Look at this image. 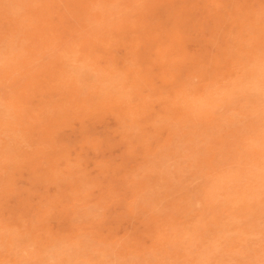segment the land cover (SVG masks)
<instances>
[{
	"label": "rangeland",
	"instance_id": "obj_1",
	"mask_svg": "<svg viewBox=\"0 0 264 264\" xmlns=\"http://www.w3.org/2000/svg\"><path fill=\"white\" fill-rule=\"evenodd\" d=\"M0 25L2 26L3 23L6 22V20H10L11 22L15 23L17 20L18 22L13 24L11 23L10 21H8V23L6 22V25L0 26V44L4 43V40L5 43L4 45L2 44L0 46V56L4 59L1 58L0 61H3V60H6V57L8 55L10 61L8 62V57H7V62L8 64H6L4 61L3 62H0V67H2L1 69L3 71L0 72V74H2V77L0 75L1 78H3L5 75V77L7 78H3V80H0V91L2 92L1 94L4 96V94H6L4 96V98L2 97L1 95V99H3L1 101L0 99V116L2 115V117H5V118H1L0 119V139L2 138L1 143L0 145L2 146L3 149H1V146H0V152L1 154H5L8 152V149L9 147L11 146L12 147V151L13 152H8L6 155H3L1 156L2 158H4V161L3 159H0V165H3L0 166V171H1V167H2V174H3V177L5 179H3L4 182L7 181V179L9 181L7 182H10L8 183L9 185L11 186H8L7 182L4 183L2 180H0V188L1 189H4V190H1V192H7V190L9 191L8 194L5 192L4 194L0 192V203L2 205H0V208L2 209L0 214L3 215V216H0V219H3L6 221H3L1 220L0 221V239H1V235H2V238L4 236V238L6 237V242H5V239H2L0 240V264H18V260H19V264H67V261L68 259H70V263L72 264H110V262L108 261V258L109 260L111 261V264H201V262L203 264H264V0H246V2H244V0H239V2H237L238 0H162V2H160L159 0H133V2H135V4L132 2V0H129L130 4L128 1L126 0H103V3H102V0H88L89 1V4L86 2V5L88 6H85L82 4L84 2H81L80 0H77L76 2H79L77 3L78 4V7L80 6V8H78L76 5V2L75 4L72 3H69V2H74V0H59V2H56L58 0H55V2H51V0H44V4L43 1L41 0L40 3H39V0H32L29 1V0H26L25 3L23 2L24 0H22V3L21 0H4V2L2 0H0ZM19 1V2H18ZM29 1V3H28ZM37 1V2H36ZM49 3H48V2ZM54 1V0H52ZM84 1V0H83ZM92 1V2H91ZM124 1H126L124 3ZM140 1V2H139ZM145 1V2H144ZM148 3H147V2ZM154 1V2H153ZM157 1V2H155ZM11 4V6H13L14 4L15 6L13 7L15 9V11L13 10L12 7H8L10 5L7 4ZM12 2V3H11ZM31 2V4H30ZM35 5H34V3ZM66 3L67 6H65L64 4ZM91 2V3H90ZM105 2V3H104ZM109 2V3H108ZM141 4V5H139ZM173 2V3H172ZM243 2V4H242ZM28 3V5L26 4ZM33 3V4H32ZM55 3V5H54ZM61 5L63 6V8L65 9V13L64 12H61L63 11L64 9L58 5ZM114 3H117L116 6L115 4L113 5ZM139 5H137V4ZM146 3V4H145ZM162 3V4H161ZM246 3V7L244 6ZM7 4V5H6ZM19 4H21V9L19 10ZM25 4V5H23ZM47 4H48V8L46 9L45 7H47ZM54 6H53V5ZM106 4V5H105ZM121 4V5H120ZM126 4H127V7H126ZM132 4V6H131ZM145 4V5H144ZM148 4L149 6H152V7H148ZM160 4V5H159ZM165 4V5H164ZM184 4V5H183ZM220 4V5H219ZM240 4V5H239ZM242 4V5H241ZM17 5H18V9H17ZM35 7H34V6ZM37 5V6H36ZM40 5V6H39ZM41 5H46L45 7H41ZM72 8H69L71 6ZM75 5L77 7V11L80 12L82 9L81 12V18L83 17V20L80 19L79 16L80 14L77 13L73 15V13L75 12L74 10V6ZM124 5V6H123ZM153 5L155 6V8L153 7ZM4 6V7H3ZM9 9L10 8V11L6 8ZM37 8L39 10L36 9V12L35 10L32 8ZM39 6V7H38ZM49 6L51 7V9L49 8ZM52 6H53V9H52ZM69 6V7H68ZM91 6V7H90ZM164 6V8H162ZM168 6V7H167ZM173 6V7H172ZM177 6V7H175ZM183 6V7H181ZM241 6V7H240ZM249 6V7H248ZM23 7V8H22ZM25 7H28L27 10H25ZM30 7V9H29ZM59 7V9L57 8ZM69 9H67V8ZM75 7V8H76ZM83 7V8H82ZM89 9H88V8ZM136 7V8H134ZM158 9H157V8ZM160 7V8H159ZM171 7V8H170ZM181 7V8H180ZM9 11L6 10V9ZM42 8L41 10V13L43 14H40V9ZM48 10L49 12L45 13V10ZM59 10V12H57L60 16H62L60 19H63V21H67L68 23L66 24L65 22V26H63L62 24V20H59L58 19H55L57 18L58 14L55 15V12L56 10ZM62 8V9H61ZM85 8H87L85 10ZM98 8V9H97ZM111 10H110V9ZM139 8V9H138ZM153 8V9H151ZM168 8V9H167ZM173 8V9H172ZM243 8V10H242ZM249 8V9H248ZM23 9V10H22ZM51 11H50V10ZM71 9H73L71 11ZM79 9V10H78ZM100 10V13L97 11V10ZM133 9V10H132ZM135 9H137L135 11ZM149 10V12L147 13V11ZM151 9V10H150ZM156 9V10H155ZM183 9V10H182ZM252 11H251V10ZM6 11V14L8 13V16H6V14L4 13ZM30 10V11H29ZM54 10V11H52ZM113 10V11H112ZM124 10V11H123ZM147 10V11H146ZM233 13H232V11ZM236 10V11H235ZM12 11V12H11ZM15 14H14V12ZM17 11V12H16ZM18 11H22L25 15L24 16H27L28 18L26 19V17H24L21 13V16H20V12L18 13ZM27 11V12H25ZM29 11V12H28ZM43 11V12H42ZM70 11L72 12V14H70ZM76 11V12H77ZM92 11V12H91ZM94 11V12H93ZM96 11L98 13H96ZM146 11V12H145ZM153 11L155 13H153ZM180 11V12H179ZM188 11V13H187ZM11 12V13H10ZM37 16H36V14ZM69 14H68V13ZM75 12V13H76ZM88 12V13H87ZM106 12V13H105ZM112 12V13H111ZM119 12V13H118ZM124 16H122L123 14ZM125 12V13H124ZM143 16V13H144V16L141 17L138 13ZM157 12V13H156ZM160 12L162 15H160ZM164 12V13H163ZM169 12V13H168ZM176 12V13H175ZM186 14H185V13ZM235 12V14H234ZM28 13V15H27ZM33 13L35 14L33 16ZM39 13V14H38ZM53 13V14H51ZM96 13V14H94ZM114 13V14H113ZM121 13V14H120ZM129 13H130V16H129ZM138 15H136V14ZM245 13V14H243ZM253 13V14H252ZM13 14V17L16 15V17H11L10 15ZM52 15V16H48V15ZM63 14V15H62ZM67 14V15H65ZM82 14H85V15H82ZM101 14V17H99ZM132 14V15H131ZM147 16H146V15ZM159 14V15H158ZM188 14V15H187ZM18 15V16H17ZM33 16V20H32V16ZM39 15V17H38ZM65 15V16H64ZM95 15V17H94ZM106 15V16H105ZM111 17H110V16ZM156 15V16H154ZM158 15V16H157ZM164 15V17H163ZM244 15V16H243ZM5 16V17H4ZM42 16V17H40ZM70 18H68V17ZM75 16V17H74ZM126 16V17H125ZM128 16V17H127ZM171 16V17H170ZM252 16V17H251ZM30 17V18H29ZM36 17V18H35ZM55 20V24H57L56 26L60 29L57 30L56 32V29L57 27L53 26V22L52 24H50L49 21H52V19ZM123 17V18H122ZM136 17H138L136 19ZM188 17V19H187ZM249 17V18H248ZM11 18V19H9ZM13 18V19H12ZM20 18V20H19ZM21 18H23V20H21ZM41 18L40 21H37ZM42 18H46V19H42ZM50 18V19H49ZM67 18V19H65ZM73 18V19H71ZM78 18V19H77ZM91 18V19H90ZM108 18V20H107ZM118 18V19H117ZM129 18V19H128ZM132 18L134 20L133 21ZM141 18H144L142 19V21L140 20ZM155 20H152L154 19ZM162 18V20H161ZM171 18V19H170ZM177 18V19H175ZM235 18H236V21H235ZM246 18V19H245ZM34 19H36L34 21ZM71 21H70V20ZM81 21H80V20ZM114 19V20H113ZM146 19V20H145ZM149 19V20H148ZM183 19V20H182ZM5 22H4V21ZM12 20H15V21H12ZM28 22L29 24V27L26 26V22ZM27 20H30V21H27ZM48 22H46V21ZM58 20V21H56ZM75 20L77 21V23L81 26V25H86V26H81V28L84 30H80L82 32H79L78 31V28H80V26H78L75 22ZM86 20V22H85ZM139 22H138V21ZM157 20V21H156ZM173 20V21H172ZM188 20V21H187ZM238 20V21H237ZM243 20V21H242ZM20 21V22H19ZM23 21V22H22ZM34 21V22H32ZM44 23V24H39V22L41 23ZM44 21V22H43ZM97 21V22H96ZM100 21V22H99ZM114 21V22H113ZM130 21V22H129ZM146 21V22H145ZM149 21V22H147ZM154 21V22H153ZM182 21V22H181ZM233 21V22H232ZM253 21V22H252ZM3 22V23H2ZM73 22V23H72ZM80 22V23H79ZM82 22V23H81ZM93 22V23H92ZM122 22V23H121ZM124 22V23H123ZM133 22V23H132ZM136 24H135V23ZM151 22V23H150ZM159 22V23H158ZM167 24H165V23ZM171 22H173V26L171 24ZM176 22H177V25H176ZM180 22V24H179ZM184 22V23H183ZM231 22V23H230ZM20 24H22L21 26L23 27V24L26 23L24 26L25 28H21L20 26H18ZM36 23V24H35ZM70 24V27L68 26V24ZM87 23V24H86ZM99 23V24H98ZM125 23H127V25L129 26L130 24L129 23H132V25H130V27L132 28H128L127 27H124L123 25H125ZM154 23V24H153ZM163 23V24H161ZM229 23V24H228ZM239 23V24H238ZM32 24V26H31ZM42 26L41 28V31L38 30L39 29V25ZM61 24V25H60ZM76 24V26L74 27V25ZM93 26H92V25ZM190 24V25H189ZM227 24V25H226ZM242 24V25H241ZM11 25L9 27V29H6L8 28V26ZM17 25V26H15ZM34 25V26H33ZM39 26L37 28V26ZM47 28H46V26ZM50 25V26H49ZM52 25V27H51ZM88 25V27H87ZM112 25V26H110ZM116 25V26H115ZM119 25V26H118ZM136 25V27L134 26ZM140 25V26H139ZM145 25V26H144ZM152 25V26H151ZM159 25V26H158ZM163 25V26H161ZM168 25V26H167ZM176 25V26H175ZM180 25V26H179ZM239 25V26H237ZM14 28H13V27ZM50 28H49V27ZM62 26V27H61ZM69 28H68V27ZM93 28H92V27ZM95 26V27H94ZM110 26V27H109ZM149 26V27H148ZM157 26V27H156ZM167 26V28H166ZM187 26V27H186ZM228 26V27H226ZM16 27L17 31L16 30ZM37 28L36 31L37 33H35L34 31H31V28ZM43 27H45L47 30L50 29V31H46V29H44ZM63 27H66V28H63ZM77 27V30H75ZM107 27V28H106ZM124 27V29H123ZM139 27V28H138ZM146 27V28H145ZM148 27V28H147ZM159 27V28H158ZM172 27H173V30H172ZM183 27V28H182ZM226 27V28H225ZM30 28V29H28ZM49 28V29H48ZM74 28V29H73ZM115 28V29H114ZM135 28V30H134ZM151 28V29H150ZM162 28V30L160 29ZM228 28V29H227ZM21 29V30H20ZM22 29H25L24 31ZM26 29L27 32H26ZM43 29V30H42ZM52 29V30H51ZM55 29V30H54ZM61 29H64L65 30V33H64V30H61ZM120 29V31H119ZM122 29V30H121ZM132 29V30H131ZM149 29V30H148ZM156 29V30H155ZM159 29V30H158ZM167 31H165V30ZM170 29V30H169ZM182 31L180 32L181 34H179V32H176L178 30ZM182 29V30H181ZM189 29V30H188ZM4 32L2 33L1 31ZM13 30V32H12ZM14 30L16 31V33L14 32ZM45 30V31H44ZM90 30V31H89ZM117 30V31H116ZM143 30V31H142ZM173 32V33H170L169 31ZM185 30V31H184ZM227 30V31H226ZM7 31V32H6ZM11 31V32H10ZM22 31V32H21ZM52 31V33H51ZM55 33H54V32ZM59 31H63L62 34H64V37L68 40H66L63 35L61 37V32ZM87 31V32H85ZM114 31V33L112 32ZM119 31V32H118ZM147 31L149 33H147ZM155 31V32H154ZM162 31V32H161ZM6 32V33H5ZM9 32V34H8ZM20 32V33H19ZM26 33V38L24 37V34ZM70 32V33H68ZM72 32V33H71ZM75 32V33H74ZM77 32V34H76ZM79 32V33H78ZM109 32V33H108ZM111 32V33H110ZM131 32V33H129ZM137 32H139L137 34ZM145 32V33H144ZM154 32V33H153ZM158 32V33H156ZM165 32H168L169 35L167 36V33H164ZM175 32V33H174ZM12 33L14 34L13 36ZM33 33V34H32ZM35 33V34H34ZM42 33V35L40 34ZM43 33H50L49 36L47 34H44ZM87 33V34H86ZM103 33V34H102ZM127 33V34H126ZM133 33V34H132ZM141 33V34H140ZM161 36H160V34ZM187 33V34H186ZM8 34V38L10 39L11 41V38L14 40L9 42L7 40V35ZM11 34V35H10ZM15 34L16 37H15ZM28 34V36H27ZM38 34V35H37ZM54 34V35H53ZM58 34V35H56ZM60 34V35H59ZM73 34V35H72ZM90 34V35H89ZM95 34V35H94ZM99 34H101L99 36ZM113 34V35H111ZM116 34V35H115ZM118 34V37L116 38ZM125 34V35H124ZM136 34V35H134ZM141 37H140V35ZM154 34H156L154 36ZM170 34H172V36H170ZM179 34V35H178ZM6 37H5V36ZM20 35L19 38L20 39V42H19V38L18 36ZM22 35V37H21ZM31 37H30V36ZM34 37V40L32 39ZM36 37H35V36ZM60 36L62 39V41L64 42H60L59 41V38L57 39L56 36ZM77 37H75V36ZM82 35V36H81ZM84 35V36H83ZM86 35V37H85ZM133 35V36H132ZM146 35V36H145ZM149 36V38L147 39V37ZM153 35V37H152ZM178 35V36H177ZM4 36V37H2ZM39 36H40V39H39ZM55 36V41L58 43L60 42V44H56L54 46V42L51 41V40H54L53 38ZM70 36V37H67ZM81 36V39L82 37H84L83 40L79 39ZM88 36V37H87ZM90 36V37H89ZM103 39L102 40V38ZM121 36V37H120ZM122 36H124L123 38H125L126 41H124V39H122ZM144 38H143V37ZM160 36V37H159ZM167 36V37H166ZM174 36V40H172L171 38ZM177 36V37H176ZM183 36V37H182ZM11 37V38H10ZM14 37V38H13ZM29 37V38H28ZM43 37V38H42ZM45 37V38H44ZM51 39H50V38ZM74 37V39H72ZM156 39H155V38ZM167 39H166V38ZM171 37V38H170ZM180 37L182 38V41L180 39ZM190 37H192L190 39ZM18 38V39H17ZM32 40H31V39ZM36 38H38L40 41L41 39H43L42 41L43 42H40L38 39L35 40ZM51 42H49V39ZM78 38V39H77ZM85 38L87 39V41L85 40ZM113 38V39H112ZM116 38V40H115ZM127 38V39H126ZM139 38V39H138ZM160 38V39H158ZM164 38V40H162ZM170 38V39H169ZM180 40H179V39ZM17 41H16V40ZM31 40L30 43L27 42L26 40ZM76 39V41H75ZM91 41H90V40ZM100 39V40H99ZM111 39V40H109ZM137 39V40H136ZM158 39V40H157ZM177 39V41H176ZM184 39V40H183ZM188 41L186 43V40ZM2 40V41H1ZM21 40H23V43L21 42ZM58 40V41H57ZM85 40V43H83ZM106 40V41H105ZM113 40V41H112ZM118 40H119V43H118ZM152 40V41H151ZM39 41V43H38ZM46 41H48L50 44H48ZM74 41V42H73ZM99 41V43H98ZM103 41V42H102ZM108 41V42H107ZM117 41V43H116ZM160 41V42H159ZM166 42V44L164 42ZM170 43V46L168 45ZM176 41V42H175ZM180 41V43H179ZM18 44H16V43ZM34 42H36L35 45L36 46H33ZM71 42H72V46H71ZM96 42V43H95ZM121 42V43H120ZM126 42V43H124ZM172 42H174L173 44L175 45V47L172 49L173 47V44H171ZM225 42V43H224ZM245 42V43H244ZM256 42V43H255ZM7 43V44H6ZM10 43V44H9ZM24 43H26V45L28 44L29 47H27L26 45H23ZM52 43V45H51ZM80 43V44H79ZM88 43V45H87ZM92 43V45H91ZM114 43V44H113ZM140 43V44H139ZM145 43V44H144ZM151 43V44H150ZM155 43V44H154ZM162 43V44H160ZM248 43V44H247ZM255 43V44H254ZM13 44V45H12ZM22 44V47L21 45ZM39 44V45H38ZM44 44L47 46L45 47ZM64 44V45H63ZM70 44V45H69ZM83 46H82V45ZM94 44V45H93ZM96 44V45H95ZM107 44V46H106ZM111 44V45H110ZM113 44V45H112ZM122 44V46H120ZM181 44V45H180ZM9 45L11 46L10 50L7 49L9 48ZM16 45V47H15ZM19 45V46H17ZM49 45L51 46V48L49 47ZM61 45V46H59ZM125 45V46H124ZM152 45V46H151ZM156 45V46H155ZM249 45V46H248ZM3 46V47H2ZM25 46V47H24ZM31 46V47H30ZM32 46H33V49H32ZM39 46V47H38ZM42 46V47H41ZM69 46V48H68ZM77 46H78V49H77ZM81 46V48H79ZM91 46V47H90ZM114 46V47H113ZM117 46V48H116ZM129 46V48H128ZM133 46V48H132ZM135 46V47H134ZM144 46V47H143ZM155 46V47H154ZM159 46H161V49H159ZM165 46V47H163ZM167 46V47H166ZM169 46V47H168ZM177 46V47H176ZM7 47V48H6ZM20 47V48H18ZM28 49H27V48ZM36 47V50L38 49V52L36 50H34ZM57 47V48H56ZM66 47V49H65ZM75 47V49H74ZM111 47V48H110ZM120 47V49H119ZM122 47V48H121ZM125 47V48H124ZM3 48V49H2ZM15 48L17 49H20V50H15ZM24 49L25 52H27V50L30 49V51L33 50V52H27L25 53L24 51H22L21 49ZM59 48V51H57ZM64 48V50H62ZM72 48V49H71ZM100 48V49H99ZM138 48H141L138 49ZM155 48V49H154ZM165 48V50H164ZM180 48V50H179ZM242 48V49H241ZM6 49V50H5ZM12 49V51H11ZM42 49H45V51H41ZM50 49V53L49 50ZM71 51H70V50ZM85 49V50H84ZM114 49V50H112ZM118 49V50H117ZM136 49V50H135ZM138 49V50H137ZM144 49V50H143ZM147 49V50H146ZM168 49V50H167ZM221 49V50H220ZM226 52H225V50ZM4 50V51H3ZM15 52H14V51ZM41 51L44 52V54H40L39 52ZM48 52H47V51ZM55 53H53L52 52ZM56 50V51H54ZM60 50L63 52H60ZM67 50V51H66ZM69 50V51H68ZM80 50V51H79ZM83 50V51H82ZM88 50V51H87ZM109 50V51H108ZM131 52L129 54V52ZM132 50V51H131ZM155 50V51H154ZM158 50V51H157ZM163 50V52H162ZM173 53H172V51ZM180 53H178L179 51ZM184 50V51H183ZM234 50V51H233ZM21 51V52H19ZM65 51V53H64ZM140 51V52H139ZM165 51V52H164ZM182 51V52H181ZM11 52V53H10ZM14 52V55L17 54L19 52L18 55H21L18 57V55H15V56H12L10 57L11 55H13ZM23 52L25 54H29L28 55H25L23 54ZM66 52L70 53L68 55H65V56H68V59H70V61L74 64L72 65L71 62H69V60H67V57L64 56V54H66ZM110 52V53H109ZM147 52V53H146ZM161 52V53H160ZM171 52V53H170ZM234 52V53H233ZM46 53H48L46 55ZM61 53V54H60ZM105 53V54H104ZM108 53V54H107ZM127 53V54H126ZM149 53V55H148ZM152 53H153V57L152 56ZM159 53V54H158ZM178 55H177V54ZM195 53V54H194ZM221 53V55L219 54ZM232 53V54H231ZM7 54V55H5ZM11 54V55H10ZM31 54L33 57H31ZM40 55L38 56L39 59L40 58H43L46 59L49 57V61L48 60H43L45 66L43 65L42 66V61L41 59L40 60H37L36 58L37 55ZM54 54V55H53ZM60 54V56H59ZM77 54V55H76ZM83 57H82V55ZM132 54V55H131ZM151 54V55H150ZM154 54L157 56H154ZM162 54H163V57H162ZM168 54V57L166 56ZM194 54V55H193ZM201 54V55H200ZM206 54V55H205ZM225 54V55H223ZM236 54V55H235ZM5 55V56H4ZM23 55V56H22ZM36 55V56H35ZM43 57H42V56ZM58 55V56H56ZM63 57H62V56ZM92 55V56H91ZM128 55V56H127ZM161 55V56H160ZM170 55V56H169ZM185 55V57H184ZM209 55V56H208ZM229 55V56H228ZM17 56L16 60L14 59L15 57ZM54 56V58H53ZM57 59H55L56 57ZM70 56V57H69ZM72 56V58H71ZM81 56V58L79 57ZM96 56L97 59H96ZM102 56V57H101ZM112 56V58H111ZM115 56V57H114ZM121 56V57H120ZM132 56V57H131ZM146 56H149L146 58ZM176 56V57H175ZM181 56V57H180ZM193 56V57H192ZM198 56V57H197ZM201 56V58H199ZM205 56V57H204ZM218 56H220V58H218ZM24 57V58H22ZM31 57V59L29 58ZM61 57V58H60ZM75 57H79L78 59L75 58ZM120 57V58H119ZM135 57V58H134ZM154 57H156L157 59H154ZM162 57V58H161ZM19 58L20 61V64L21 67H17L19 66L16 62H17V59ZM25 58H28L27 61H29V66H27L28 64L26 63V59ZM51 58L53 59L52 61L56 64V65H59V66H54L53 62H52V66L51 65ZM66 58V59H64ZM87 58V59H86ZM146 58V59H145ZM152 58V59H151ZM163 59V62L160 60ZM182 58V60L180 59ZM194 58V59H193ZM203 58V59H202ZM209 58V59H207ZM213 58V59H212ZM36 59V60H34ZM59 60V62H55L54 61ZM101 59V60H100ZM122 61V65H121V61ZM165 59V60H164ZM184 59V60H183ZM192 59V60H190ZM201 59V61H200ZM219 59V62L218 60ZM16 62H15V61ZM18 60V61H19ZM33 62H31V61ZM61 60V61H60ZM76 60V61H75ZM81 60V61H80ZM103 60V61H102ZM117 60V61H115ZM139 60V61H138ZM150 60V61H149ZM223 60V61H222ZM231 62H229V61ZM236 60V61H235ZM13 61L17 64H12V65H9V63H13ZM25 62V64H22L23 62ZM36 61V63H35ZM64 61V62H62ZM66 61V62H65ZM83 61V63H82ZM86 61V62H85ZM102 61V62H101ZM114 61V62H113ZM131 61V62H130ZM142 61V62H141ZM149 63L148 65H145L147 64L146 63ZM160 63L158 65V63ZM160 61V62H159ZM165 61V65L164 64H161V63H164ZM190 61V63H189ZM198 61V63H197ZM203 61V62H202ZM31 62V64H30ZM41 62V63H39ZM47 62L50 63L47 65ZM69 62V63H68ZM77 62V63H76ZM98 65H97V63ZM130 62V64H129ZM140 62V63H139ZM193 62V63H191ZM213 62V63H211ZM6 67H5V65ZM19 63V62H18ZM33 63L37 64L38 66L34 65ZM108 65H107V64ZM167 63V64H166ZM170 63V64H169ZM183 63V64H182ZM185 63V64H184ZM188 63V65H187ZM207 63V64H206ZM219 63V64H218ZM229 63V64H228ZM3 64V66H2ZM71 64V65H70ZM82 64H84L85 66H83ZM110 64V65H109ZM120 64V65H119ZM124 64V65H123ZM138 66H137V65ZM141 64V65H140ZM143 64V66H142ZM175 64V65H174ZM212 64V66H211ZM9 65V66H7ZM17 67V70L19 71V73H17V71H15L16 67ZM22 65L23 68H22ZM30 65L32 66V69H33V75L36 73H39V74H35V78L33 75H30V73L32 72V69L30 67ZM34 65V66H33ZM42 67H41V66ZM63 65H66L63 66ZM95 65V66H94ZM119 65V66H117ZM136 67H135V66ZM151 65V66H150ZM152 65H154L152 67ZM162 65V66H161ZM215 65V66H214ZM248 65V66H247ZM40 66V68H39ZM47 66L49 68H47ZM77 68H76V67ZM93 66V67H92ZM98 66V69L96 68ZM122 66V68H121ZM134 66V67H133ZM143 68H142V67ZM148 66V67H147ZM159 66V67H158ZM230 66V67H228ZM3 67H5L3 69ZM12 67V69L10 68ZM27 67V68H26ZM30 67V69H29ZM39 68V70L42 68H44V72L43 70L41 69V71L37 70L35 71L34 68ZM55 67V68H53ZM59 67V68H58ZM62 67V68H61ZM67 69H65V68ZM69 67H71L70 69H68ZM80 67V68H79ZM84 67L89 70L90 74L88 73V71L85 69L84 70ZM92 67V71L90 70V68ZM111 67V68H110ZM113 67V68H112ZM116 67V68H114ZM137 67L139 69H137ZM146 67V69H144ZM202 67V68H201ZM218 67V68H217ZM227 67V68H226ZM9 68V70L7 69ZM19 68H22L19 70ZM46 68V69H45ZM50 68H52L51 70H49ZM64 70V72L61 71ZM82 68V70H81ZM102 68V69H101ZM121 68V69H120ZM134 68V69H132ZM157 68V70L155 71V69ZM183 68V69H182ZM187 68V69H186ZM193 68V69H192ZM207 68V69H206ZM220 68V70H219ZM15 69V70H14ZM28 69V71L26 70ZM54 69V70H53ZM60 69V70H59ZM75 69V70H74ZM80 69V70H79ZM112 69V70H111ZM118 69V70H117ZM124 69V71H123ZM141 69V71H140ZM150 69V70H149ZM153 69V70H152ZM161 69V70H160ZM164 69V70H163ZM179 69V70H178ZM14 70V72H16L17 74L19 75H15V73L12 71ZM22 70V71H21ZM47 70L46 72V78L48 79H45V71ZM49 70V72H48ZM56 70V71H55ZM58 70V71H57ZM70 70H71V74L70 73ZM94 70V72H93ZM115 70V71H114ZM118 72H117V71ZM138 70V71H137ZM149 70V72H148ZM167 70V72H166ZM169 70V71H168ZM174 70V71H173ZM182 70V71H181ZM194 70V71H193ZM200 70V71H199ZM210 70V71H209ZM224 70V71H223ZM248 70V71H247ZM9 71L11 73H9ZM26 72V78L23 76L24 73ZM30 71V72H29ZM35 71V72H34ZM52 73H51V72ZM74 71V72H73ZM82 71L84 72L85 71V75L82 73ZM87 71V72H86ZM97 71L99 73H97ZM103 71V72H102ZM106 71V72H105ZM110 71H112L113 73H111ZM133 71V72H132ZM207 71V73H206ZM214 71V72H213ZM234 71V72H233ZM14 73V77L12 78V76H10V74L13 75ZM24 72V73H23ZM28 72V73H27ZM41 72V73H40ZM101 72V73H100ZM131 72V73H130ZM136 72V73H135ZM154 72H158V73H154ZM162 72V73H161ZM178 72L179 75L177 74ZM182 72V73H181ZM227 72V73H226ZM22 73V74H21ZM55 73V74H54ZM60 73V75H59ZM64 74V76L61 75ZM69 73V74H67ZM77 73V74H76ZM81 73V74H80ZM88 73V74H87ZM93 73V75H92ZM111 73V74H110ZM147 73V74H146ZM154 73V74H153ZM161 73V74H160ZM166 73V75H165ZM170 73V74H169ZM198 73V74H197ZM209 73V74H208ZM214 73V74H213ZM49 74V76H48ZM53 74V75H51ZM56 74L58 75V78L56 76ZM117 74V75H115ZM138 74V75H137ZM140 74V76H139ZM143 74V75H142ZM151 74V76H150ZM186 74V75H185ZM202 76H200V75ZM208 74V75H207ZM211 74V75H210ZM213 74V76H212ZM227 74V75H226ZM29 75V76H28ZM42 75V76H40ZM44 75V76H43ZM55 75V76H54ZM80 75V76H78ZM83 77H82V76ZM88 75V76H87ZM96 75V76H94ZM125 78H124V76ZM137 75V76H136ZM148 75V76H147ZM164 75V77H163ZM183 75V76H182ZM198 75V76H197ZM215 75V76H214ZM226 76L225 78L223 77ZM251 75V76H250ZM18 76V77H17ZM28 76V77H27ZM37 76V77H36ZM40 76V78H38ZM51 76H54L55 78L51 77ZM67 76V77H66ZM72 76H75L73 77L74 80L75 78H77V82L80 83L79 85H76L78 84L76 81L72 80L71 81V78ZM87 76V78H86ZM94 76V77H93ZM103 76V77H102ZM114 76V78H113ZM147 76V77H146ZM153 76V78H152ZM160 76V77H159ZM168 76V77H167ZM179 76V77H177ZM195 78H193V77ZM205 76V77H204ZM248 78H247V77ZM21 80H20V78ZM26 82H24V79ZM30 77V78H29ZM44 77V79L42 78ZM65 77V78H64ZM85 77V78H84ZM89 77V79H88ZM93 77V78H92ZM99 77V78H98ZM105 77V78H104ZM110 77V78H109ZM138 77V79H137ZM151 77V78H150ZM164 79H162V78ZM202 77V78H201ZM208 77V78H207ZM228 77V78H227ZM246 77V78H245ZM0 78V79H1ZM10 78V81L12 79V82H10L8 79ZM16 78V79H15ZM19 78L20 80V83L19 85L15 88L16 84V80ZM33 78L36 80H33ZM44 81H41L42 79ZM80 78H81V81H80ZM119 78V79H118ZM134 78V79H133ZM147 78H150L147 79ZM181 78V79H180ZM188 78V79H187ZM204 78V79H203ZM5 79V80H4ZM15 79V81H14ZM23 79V80H22ZM31 79V81H30ZM41 79V80H40ZM50 80H54L53 83H51L52 81H49ZM64 81H63V80ZM84 79V80H83ZM91 79V80H90ZM94 79V80H93ZM98 79V80H96ZM103 79V80H102ZM105 79V80H104ZM121 79V80H120ZM124 79L128 80V81H125ZM141 79V80H140ZM33 80V81H32ZM67 80V82H66ZM88 80V82H86ZM167 80V81H166ZM170 80L173 82L174 80L176 82L172 83L170 82ZM203 80V81H202ZM223 80V81H222ZM6 82V84H4ZM9 81V83H8ZM13 81L16 83H13ZM21 81H23V84L21 83ZM29 81V82H28ZM41 81V83H40ZM48 81V82H47ZM61 81V82H60ZM70 81V85H69V82ZM90 81V82H89ZM104 81V82H103ZM109 81V82H108ZM125 81V82H124ZM134 81V82H133ZM142 81V82H141ZM161 81L163 83H161ZM180 81V82H179ZM254 81V82H253ZM3 82V83H2ZM32 82V83H31ZM37 82L40 83L39 85H37L36 87V84L35 83ZM56 82V83H55ZM59 83V85L57 86V84ZM71 82H75V86L73 83ZM85 82V83H84ZM111 82V83H110ZM113 82V84H112ZM129 84L127 85L126 84ZM130 82V83H129ZM140 82V83H139ZM147 84H146V83ZM169 82V84H168ZM182 82V83H181ZM209 82V83H208ZM235 82V83H234ZM241 82V83H240ZM13 83V84H12ZM35 85H34V84ZM48 83H51L53 84V86L49 85ZM66 85H65V84ZM84 83V84H83ZM90 83V84H89ZM106 83V84H105ZM118 87H117V85ZM152 83V85H151ZM154 83V84H153ZM171 83V84H170ZM178 83V84H177ZM180 83V84H179ZM200 83V84H199ZM221 83V84H220ZM232 83V84H231ZM3 84V86L1 85ZM10 84V86H9ZM12 84V85H11ZM15 84V85H14ZM21 84V85H20ZM56 84V85H55ZM62 84V85H61ZM64 84V87L62 88ZM86 84H87V87H86ZM94 84V85H93ZM98 84V85H97ZM104 84V85H103ZM124 84V86H123ZM145 84V86H144ZM162 84V85H161ZM168 84V85H167ZM183 84V85H182ZM208 84V85H207ZM211 84V85H210ZM7 85V86H6ZM23 85V86H22ZM28 85V86H27ZM34 87H33V86ZM46 85L47 87L50 86L51 89L49 90L50 87L46 88ZM55 85V86H54ZM69 85V86H68ZM80 85H82L80 87ZM100 85V86H99ZM139 85V86H137ZM154 87L151 88L150 87ZM155 85V86H154ZM164 85V86H163ZM234 85V87H233ZM259 85V86H258ZM13 86V87H11ZM25 86V87H24ZM27 86V87H26ZM40 86V87H39ZM45 86V87H44ZM61 86V87H60ZM78 86V87H76ZM97 86V87H96ZM135 86V87H134ZM161 88H160V87ZM167 86V87H166ZM171 88H170V87ZM180 86V87H179ZM253 86V87H252ZM33 88V91L37 88L36 93H34L32 91L31 88ZM36 87V88H35ZM39 87V88H38ZM54 87V89H53ZM67 87V88H65ZM72 90H76V92L72 91ZM76 87V88H75ZM81 89H80V88ZM91 87V89L89 90V88ZM108 90H106V88ZM111 87V89H109ZM117 87V88H115ZM121 87V89H120ZM125 87V89H124ZM134 87V88H132ZM139 87V88H138ZM140 87H143V88H140ZM147 87V88H146ZM175 87V88H174ZM179 87V89H178ZM184 87H186L184 89ZM6 88V89H4ZM25 89L28 93L23 92V90ZM27 88V89H26ZM43 88L46 89V92H45V89L43 90ZM58 88V89H57ZM68 88H69V91H68ZM74 88V89H73ZM96 88V89H95ZM112 88L113 91H112ZM130 88H131V92H130ZM137 88V90H136ZM156 88V89H155ZM160 88V89H159ZM169 88V89H168ZM183 88V89H181ZM194 88H196L194 90ZM206 88V89H205ZM223 88V89H222ZM254 88V89H253ZM4 89V90H3ZM13 89V90H12ZM57 89V90H56ZM62 89V90H60ZM67 89V90H66ZM80 89V90H79ZM119 89V90H118ZM138 89H140V92H138ZM162 89V90H161ZM171 89H173V91H171ZM174 89H176V91H178V93H175ZM178 89V90H177ZM201 89V90H200ZM230 89V90H229ZM248 89V90H247ZM10 91V92H7V91ZM15 90V91H14ZM29 90V91H28ZM30 90L31 92L34 94V99H33V96L30 94ZM66 90V91H65ZM100 92V94H102L105 90V92H107L108 96L110 95V92L111 94L113 93L115 95V97L113 95H111V97L113 96L115 98H111V97H108L107 94H105V92L103 93V96H101L100 94L98 95V92ZM100 90V91H99ZM117 90V91H116ZM147 90H150L147 92ZM155 90V91H154ZM156 90H159V91H156ZM180 90H181V93H180ZM184 90V91H183ZM194 90V92H193ZM217 90V91H215ZM223 90V91H222ZM238 90V91H237ZM6 93H5V92ZM19 91V93H18ZM41 91H44L43 92V97L42 98H45L46 96V99H42V98H38L39 96L41 97ZM57 91V92H56ZM58 91H61V92H58ZM67 94V97L71 94H73V97H68L69 100H71L72 102H74V100H77V102H79L80 100H82V95H83V99L80 103H69L67 105V102H69L68 98H64V96L66 95L65 92ZM68 91V93H67ZM72 91V92H71ZM79 91V92H78ZM82 91V92H81ZM91 91H96V92H91ZM134 91V92H133ZM146 91V92H144ZM167 91V92H166ZM170 91V92H168ZM215 91V92H214ZM17 96V98L13 95V94H10L12 93ZM20 92H22V95L20 94ZM54 92V93H53ZM56 92V93H55ZM63 92V94H61ZM87 92V93H86ZM89 92L93 93L91 95H87V94H90ZM119 96H118V94ZM144 92V93H143ZM152 92H153V95L154 96H150L152 95ZM156 92V94H155ZM186 92V93H185ZM189 92V93H188ZM191 92V93H190ZM205 92V93H204ZM226 92V93H225ZM261 92V93H260ZM38 93V94H37ZM49 93V94H48ZM51 93V94H50ZM53 93V94H52ZM57 93H58V97L57 99L59 101H56V96H57ZM70 93V94H69ZM96 93V94H95ZM116 93V94H115ZM138 93V94H137ZM147 93V94H146ZM151 93V94H150ZM158 93V94H157ZM175 94V96L173 94ZM185 93V94H184ZM198 93V94H197ZM231 93V94H230ZM239 93V94H238ZM241 93V95H240ZM20 94V95H19ZM29 94V98L27 97ZM69 94V95H68ZM79 95L80 97H78L77 95ZM123 94V95H122ZM146 94V95H145ZM168 94H170L168 96ZM178 94V95H176ZM188 94V95H187ZM217 94V95H216ZM10 95V97L8 96ZM21 96V98L19 96ZM28 98V100H32L30 101L29 100V105L28 103V107H23V104L25 100H27V98H25V96ZM32 97H31V96ZM36 95V96H35ZM37 95H39L37 97ZM49 95V97H47ZM53 95V96H52ZM56 95V96H55ZM62 95V96H61ZM87 95V96H86ZM92 95H94V97H92ZM106 95V97L104 96ZM117 95V96H116ZM160 95L162 97H160ZM172 95V97H171ZM197 95V97H196ZM210 95V96H209ZM13 96V97H12ZM50 96H51V99H50ZM72 96V95H71ZM76 96V97H75ZM85 96V97H84ZM89 96V97H88ZM100 96V97H99ZM137 96V97H136ZM142 98L140 99L139 98ZM164 96H166L167 98H165ZM180 96V97H179ZM184 96V97H183ZM186 96V98H185ZM203 96V97H202ZM224 96V97H223ZM226 96V97H225ZM228 96V97H227ZM245 96V97H244ZM6 97V98H5ZM9 97V98H8ZM12 97V98H11ZM31 97V98H30ZM87 97H88V100H87ZM97 97V98H95ZM102 97H105V98H102ZM148 97V98H147ZM150 97H151V100H150ZM175 97V98H174ZM243 97V98H241ZM14 98V99H13ZM21 99V102L19 101ZM55 98V99H54ZM72 98V99H71ZM78 98V99H77ZM91 100L94 98V100H96V103H94L95 101L92 100V102L94 103H91V101L89 102V100ZM107 98V99H106ZM122 98V99H121ZM128 98V99H126ZM145 98V100H144ZM157 98V99H156ZM169 98V99H168ZM171 98V99H170ZM180 98V99H179ZM202 98V99H201ZM230 98V99H229ZM250 98V99H249ZM5 99L7 102H9L8 104H5ZM13 100V103L12 101ZM19 99V100H17ZM23 99H25L24 101H22ZM36 99V100H35ZM64 99V100H63ZM80 99V100H79ZM104 99L106 100H110L109 101H106L108 102L106 104V102L103 104L102 101ZM115 101L114 103H116V105H110L109 103H111V101L113 102V100ZM117 99V100H116ZM120 102H119V100ZM125 101H124V100ZM134 99V100H133ZM147 99L148 102H147ZM164 99H166L164 101ZM189 99V100H188ZM223 99V100H222ZM232 99V101H231ZM235 99V101H234ZM15 100V101H14ZM40 100H43V102H45V104H43L42 101ZM61 100V101H60ZM63 100V101H62ZM131 100V101H129ZM142 100H144L142 102ZM158 100V101H157ZM162 100V101H161ZM179 100V101H178ZM192 102H191V101ZM205 100V101H204ZM217 100V101H216ZM226 100V101H225ZM4 101V102H3ZM36 101L35 103L38 104H42V105H36L35 103H32ZM54 103V105L52 104V102ZM56 101V102H54ZM66 101V103L64 102ZM84 101V102H83ZM86 101V102H85ZM101 101V102H100ZM124 101V102H123ZM129 101V102H128ZM152 101V102H151ZM169 104H168V102ZM2 102V103H1ZM6 102V103H7ZM11 102V104H10ZM17 107L16 106H13L16 105L15 103H17ZM25 102H28V101H25ZM58 102V104H57ZM63 102V103H62ZM104 102V101H103ZM137 102V103H136ZM162 102V103H161ZM175 102V103H174ZM225 102V103H224ZM228 102V103H227ZM230 102V103H229ZM237 102V103H236ZM60 103V104H59ZM81 103H83L81 105ZM88 103V104H87ZM102 103V104H101ZM122 103V105H120ZM124 103V104H123ZM127 103V104H126ZM130 103V104H129ZM139 103V104H138ZM154 103V104H153ZM161 103V104H160ZM165 103V104H163ZM212 103V104H211ZM222 103H224V105H222ZM26 104V103H25ZM63 105H67L64 108H61V106ZM75 104L77 106H80L79 108L77 107V110L76 108L74 107ZM80 104V105H79ZM85 104V106H83ZM95 104H99L97 107H102L103 108V105H104V108L100 109V108H97V110H93V112H89L92 111V109H94L96 107ZM118 104L120 106H118ZM138 104V105H137ZM174 104H176L174 106ZM179 104V105H178ZM182 104V106H181ZM184 104V105H183ZM188 104V105H187ZM221 104V105H220ZM238 104V105H237ZM10 105V106H8ZM25 109L27 108L24 112L22 111V116L16 112H21L20 110V107ZM53 106V109L57 110L56 108H59L61 110V112L64 113V115L62 114H59L58 111H60L58 109V111H55L53 112V109L51 106ZM59 105V106H58ZM61 105V106H60ZM73 105V106H72ZM102 105V106H101ZM107 105H110V106H107ZM123 105H127L123 111V108L124 106ZM7 106V108H6ZM12 106V108H11ZM34 106V108H33ZM36 106V107H35ZM83 106V107H82ZM86 106H88V110L87 111V115L88 113L91 114L90 116L88 115V117H91L88 119L87 115H86V111L84 108H86ZM94 108H92V107ZM111 107V108H119V109H116L117 111L121 110L123 112L122 113V116L120 115L121 113L120 112H117L115 113L116 115H114L113 113L116 112V110L112 111V109H109L107 107ZM137 106V107H136ZM147 106V107H146ZM151 106L153 108H151ZM156 106V107H155ZM171 106V107H170ZM184 106V107H183ZM193 106V107H192ZM196 106V107H195ZM220 106V108H219ZM29 107H32V108H29ZM42 108L43 110L46 109V111L48 110H51L49 112V114H53V116L51 115V119L50 117H46V116H50L48 114V111L46 112L45 110V114H43V112L41 113V109L39 108ZM51 107V109L49 108ZM55 107V108H54ZM63 107V106H62ZM69 107H71V110L69 109ZM75 110H73V108ZM123 107V108H122ZM133 107V109L131 110V108ZM136 107V108H135ZM143 107V108H142ZM165 107V108H164ZM174 107V108H173ZM177 107V108H176ZM182 107V108H181ZM191 107V108H190ZM218 107V108H217ZM232 107V108H231ZM248 107V108H247ZM3 108V109H2ZM12 110L13 108L15 109V111H10V109ZM17 108H19L17 110ZM29 108V109H28ZM48 108V109H47ZM80 108L81 111H80ZM92 108V109H90ZM108 109V112H112L111 115H109V113L107 112V109ZM127 108H129V110H126ZM139 108V109H138ZM142 108V109H141ZM146 108V110H145ZM149 108V109H148ZM180 110H179V109ZM210 108V109H209ZM216 108V111L214 110ZM241 108V109H240ZM261 108V109H260ZM9 109V111H8ZM22 109V110H23ZM31 109L33 111V114L34 112L37 114L35 115H32V114H28V110L29 112H31ZM38 109V110H37ZM66 109H69V112L68 114L71 113V115H68L66 114L67 113V110ZM79 109V110H78ZM98 109L102 110V113L105 112L104 109H106V113L104 114L107 115V117L103 116V114L101 115V113H98L100 111H98ZM154 109V110H153ZM164 109V110H163ZM174 109V110H173ZM219 109V110H218ZM239 109V110H238ZM5 110V111H3ZM7 110V111H6ZM42 110V111H43ZM73 110V112H72ZM83 110L85 112H83ZM126 110V111H125ZM135 110V111H133ZM139 110V111H138ZM148 110H151V111H148ZM182 110H183V113H182ZM207 110V111H206ZM27 111V112H26ZM40 111V113H39ZM66 111V113L64 112ZM71 111V112H70ZM78 113H77V112ZM96 111V112H95ZM129 111V112H128ZM144 111V112H143ZM158 111V112H157ZM170 114H169V112ZM188 111V112H187ZM202 111V112H200ZM205 111V112H204ZM209 111V112H208ZM211 111V112H210ZM223 111V112H222ZM231 111V112H230ZM235 111V112H234ZM239 111V112H238ZM8 112H11V113H8ZM15 112V113H13ZM25 112L27 114H25ZM60 115V117L58 116V114ZM130 114L131 117L127 114ZM136 112V113H135ZM139 112V113H138ZM185 112V113H184ZM204 112V113H203ZM207 112V113H206ZM218 112V113H217ZM237 112V113H236ZM249 112V113H248ZM251 112V113H250ZM7 113V115L5 114ZM13 113V114H12ZM24 113V115H23ZM32 113V112H31ZM85 113V118L84 116H81V114L83 115ZM96 113V114H95ZM136 116L134 118V115ZM141 113V114H140ZM155 113V115H154ZM159 113V114H158ZM167 113V114H166ZM216 113V114H215ZM16 114L18 117L15 116H12ZM41 117H39L38 116ZM42 114V115H41ZM65 114H66V117L68 115L69 117V121L67 120V118H64V123L60 121V119H63V117H65ZM74 114V116H73ZM76 114V115H75ZM80 114L81 117H83L85 119V123H83V118H81L80 116H78ZM100 116H99V115ZM124 114V116H123ZM145 114V115H144ZM178 114V115H177ZM180 114V115H179ZM186 114V115H185ZM190 114V115H189ZM238 114V115H237ZM5 115V116H3ZM11 115V116H10ZM20 115V117H19ZM31 115V116H30ZM45 115V116H44ZM57 115V116H56ZM97 118H96V116ZM109 115V116H108ZM118 115V116H117ZM133 115V116H132ZM139 115H140V119L139 118ZM142 115V116H141ZM184 115V116H183ZM203 117H202V116ZM7 116V117H6ZM31 117V118H27V117ZM34 116H36L35 118H40L41 121L38 119L36 120L35 118H33ZM44 116V117H43ZM75 116H78V117H75ZM95 116V117H94ZM103 116V118H102ZM150 118H149V117ZM187 116V117H186ZM214 116V117H213ZM253 116V117H252ZM255 116V117H254ZM10 117V119H9ZM15 117V118H13ZM24 119V122H23V119ZM55 117V118H54ZM59 117V118H58ZM73 119H71V118ZM87 117V118H86ZM92 117L95 118L92 120ZM100 117V118H98ZM119 117V118H118ZM144 117V118H143ZM152 117V118H151ZM174 117V118H173ZM191 117V118H189ZM217 117V118H216ZM239 117V118H238ZM13 118V120H12ZM19 118L20 121L24 124L21 123V126L23 128H21L20 126V121L17 119ZM33 118V119H32ZM47 118V119H45ZM54 118V119H53ZM77 118H80L78 120H76ZM117 118V119H116ZM149 118V119H148ZM154 118V120H153ZM178 118V119H177ZM196 118V119H195ZM203 118V119H202ZM210 118V119H209ZM213 118V119H212ZM236 118V119H235ZM248 118V119H247ZM9 119V120H8ZM16 119V120H14ZM27 119V120H26ZM30 119V122L29 120ZM31 119L35 121L36 126H34L35 124H29L30 125V128H29V125L27 126V124H25V121H27L26 123H32L34 121L31 122ZM49 119V120H48ZM98 119V120H97ZM132 119H133V122H132ZM143 119V120H142ZM152 119V120H151ZM6 120V121H5ZM11 120V121H10ZM42 120H46L45 121V126L43 125L44 121ZM74 120H76L74 122ZM101 120V121H100ZM137 122H135V121ZM138 120H141L143 121V123L141 121H138ZM214 120V121H213ZM221 122H220V121ZM224 120V122H223ZM3 121V122H2ZM19 121V122H18ZM59 121V122H57ZM68 121V124H66ZM71 121H73L72 123H70ZM118 121V122H117ZM155 121V122H153ZM237 121V123H236ZM249 121V122H248ZM2 122V124H1ZM4 122H9L7 125L4 124ZM12 122L16 123L17 122V125L19 124V126H16V124H12ZM51 123V124H48V123ZM61 122V124L63 126H61L59 123ZM151 122V123H150ZM226 122V123H225ZM40 123V124H39ZM58 123V124H56ZM134 125H133V124ZM140 123V124H139ZM164 123V124H163ZM214 123V124H213ZM5 126H4V125ZM52 124H54V126H52ZM56 124V125H55ZM85 126H84V125ZM128 124V125H127ZM152 124V125H151ZM188 124V125H187ZM249 124V125H248ZM12 125H15L16 129L14 128V126ZM59 125H60V128H59ZM145 125H146V128H145ZM151 127H150V126ZM166 125V126H165ZM231 125V126H230ZM252 125V126H251ZM4 126V128H3ZM7 126V130H6V127ZM10 126V127H9ZM13 127V131H12V127ZM34 126V127H33ZM84 126V127H83ZM140 126V128H139ZM198 126V127H197ZM200 126V127H199ZM238 126V127H237ZM257 126V128H256ZM260 126V127H259ZM10 130H9V128ZM19 129H18V128ZM28 127V128H27ZM42 127V128H41ZM49 127V128H48ZM56 127V129H55ZM196 127V128H195ZM209 127V128H208ZM232 127V128H231ZM35 128V129H34ZM48 128V129H47ZM51 128L53 130V133L56 131L58 132V134L56 133H50L51 131ZM82 128V130H81ZM85 128V129H84ZM89 128V129H88ZM124 128V129H123ZM149 128L151 129L149 130ZM156 128H158L156 130ZM5 129V130H3ZM15 129V130H14ZM24 129V130H23ZM31 131H29V130ZM44 129V132L42 134L40 130H43ZM77 129V130H76ZM155 129V130H153ZM162 129V130H161ZM198 129V130H197ZM17 130V131H16ZM19 130L21 131V133H18ZM27 133L29 134V137L28 135L25 133L26 131ZM37 131L34 134V131ZM39 130V131H38ZM48 130V133L47 131ZM60 130V131H59ZM64 130V131H63ZM140 130V131H139ZM5 131V132H4ZM7 131V132H6ZM8 131L10 134H8ZM25 131V132H24ZM30 133H29V132ZM85 131V132H84ZM89 131V132H88ZM91 131V132H90ZM136 131V133H134ZM139 131V132H137ZM158 131V133H157ZM233 131V132H232ZM11 132L14 134V137H13V134L11 135ZM21 135V137H24L22 138L23 139V144H22V141L20 139V135L18 137V135ZM33 132V133H32ZM39 132V133H38ZM223 132V133H222ZM255 132V133H254ZM4 133V136H8L7 139L6 137H4L3 139V134ZM7 135H6V134ZM24 133V134H23ZM85 135H84V134ZM91 133V134H90ZM95 134V136H93V134ZM130 133V134H129ZM142 133V135H141ZM160 133V134H159ZM221 133V134H220ZM30 134H34L36 135V137L33 136H30ZM43 135V137L41 138H44L41 139L39 138L38 136L39 135ZM52 134V136H51ZM89 134V135H88ZM125 134H129L126 135ZM132 134V135H131ZM135 134V135H134ZM140 134V135H139ZM198 134V136H197ZM10 135V137H9ZM16 135V136H15ZM26 137H25V136ZM49 135V138H46L45 137L47 136L48 137ZM57 136L54 138V136ZM60 135V137H59ZM137 135V136H136ZM143 135H144V138H143ZM147 135V136H146ZM216 135V136H215ZM226 135V136H225ZM238 135V137L236 136ZM2 136V137H1ZM45 136V137H44ZM74 136V137H73ZM84 136V137H83ZM166 136V137H164ZM169 136V137H168ZM204 136V137H203ZM246 136V137H245ZM255 136V137H254ZM12 137V138H11ZM18 137V138H17ZM30 137H34L32 138L31 141H34L36 142V144L38 143L39 146H34L33 149H31L30 145H34L35 143L34 142H31L32 144H30L29 140ZM89 137H93L92 139H90ZM100 137V139H99ZM129 137V138H128ZM186 137V138H185ZM191 137V138H190ZM202 137V138H201ZM207 137V138H205ZM244 137V138H243ZM17 138V139H15ZM26 138V139H25ZM59 138V140H58ZM60 138H62V141ZM134 138V139H133ZM136 138V139H135ZM141 140H140V139ZM167 138V139H166ZM6 139V140H5ZM10 139H13L12 141ZM16 141H15V140ZM28 140L27 143L24 141ZM38 139H41L43 141L40 140V142L38 141ZM48 139V140H47ZM84 139L86 141L83 142ZM90 139V140H89ZM98 139V140H97ZM102 139V140H101ZM152 139V140H151ZM214 139V140H213ZM246 139V140H245ZM251 139V140H250ZM4 140L6 142H4ZM9 140V141H7ZM18 140L20 141V143L23 145V147L28 149L27 151L30 152H27L23 149V152L24 154H28L31 155V157H27L26 155L22 154V145H20L18 142ZM46 140V141H45ZM56 140V141H55ZM70 140H75L74 141H70ZM92 140V142H91ZM94 140V141H93ZM99 142H97V141ZM154 140V141H153ZM161 140V141H160ZM4 143H3V142ZM48 141V142H47ZM49 141H52V142H49ZM57 141H61L59 144ZM78 141V143L76 144V148H73L75 143ZM139 141V142H138ZM158 141V142H157ZM195 141V142H194ZM218 141V142H217ZM233 141V142H232ZM16 142L14 145L16 147H19L20 146V149L14 147L13 143ZM54 142V144H53ZM56 142V143H55ZM63 142L64 143H67L68 145L64 144L65 146L68 147V149H66V147L62 146L63 145ZM69 142V143H68ZM74 145H71L70 143H72ZM88 142V143H87ZM93 142L95 144H93ZM99 145H97L96 144ZM156 142V143H155ZM203 142V143H201ZM223 142V143H222ZM251 142V143H250ZM8 144L7 145H5ZM34 143V144H33ZM45 143V144H44ZM49 143V144H48ZM52 143V144H51ZM84 146H83V144ZM158 143V144H157ZM205 143V144H204ZM215 143V145H214ZM4 144V145H3ZM26 144V146H24ZM58 144V145H57ZM88 146H87V145ZM143 144V145H142ZM157 144V145H156ZM192 144V145H191ZM203 144V145H202ZM210 144V145H209ZM255 144V145H254ZM42 145V147H41ZM46 145V146H44ZM55 147V149L52 148V146ZM56 145V146H54ZM60 145V146H59ZM69 145H71V147L69 148ZM94 147H93V146ZM133 145V147H132ZM188 145V146H187ZM209 145V146H208ZM214 145V146H213ZM5 148H4V147ZM51 146V147H49ZM80 148H79V147ZM171 146V147H170ZM203 148H202V147ZM217 146V148H216ZM222 146V147H221ZM246 146V147H244ZM10 147V148H11ZM33 147V146H32ZM40 147V148H39ZM44 147H45V150H52L56 153V150L59 148V150L61 148H63L62 150H58V153L62 151V155H64V151H67V154H65L66 156L68 155V152H72V155L70 154V156L68 155V157H64L60 154V156H62L60 159L57 158V157H60L59 154L57 157H53L54 156V153L51 151V152H48V153H53L52 154V158H45V157H49L50 155L47 154V151L44 150ZM46 147H49L46 149ZM57 147V149H56ZM82 147V148H81ZM100 147V148H99ZM151 147V148H150ZM161 147V148H160ZM165 147V148H164ZM198 147V148H197ZM200 147V148H199ZM221 147V150L220 151V148ZM236 147V148H235ZM8 148V149H7ZM16 148V149H15ZM52 148V149H51ZM202 148V149H201ZM206 148V149H205ZM223 148L225 150H223ZM234 148V149H233ZM4 149H7V150H4ZM14 149V150H13ZM31 149V151H30ZM36 153H35V151ZM40 152H39V150ZM70 149V150H69ZM75 149V151H74ZM153 149V150H152ZM164 149V150H163ZM178 149V150H177ZM201 149V150H200ZM229 149V150H228ZM11 150V149H9ZM17 152H14L16 151ZM44 150V151H43ZM78 150V152H77ZM204 150V151H203ZM216 150L219 152H216ZM244 150V151H243ZM4 151V152H3ZM6 151V152H5ZM21 151V154H19V152ZM43 151V152H41ZM134 151V152H133ZM208 151V152H207ZM216 153H215V152ZM233 151V153H232ZM249 151V152H248ZM38 152V153H37ZM47 154L45 156V154ZM75 152V153H74ZM131 152V153H130ZM154 152V153H153ZM180 152V153H179ZM211 152V153H210ZM238 152V153H237ZM248 152V153H247ZM12 153L14 154H18L19 156L21 155L22 157H18V155H11ZM32 153V154H31ZM35 153V154H34ZM78 155H77V154ZM193 155H192V154ZM196 153V154H195ZM8 154H10L8 156ZM34 154V156H33ZM44 154V155H43ZM155 154V155H154ZM157 154V155H156ZM190 154L192 155L191 157L188 158V156H190ZM206 154V155H204ZM217 154V156L215 155ZM220 154V155H219ZM222 154V155H221ZM41 155V156H40ZM99 155V156H98ZM149 155V156H148ZM173 155V156H172ZM236 155V156H235ZM26 156V157H25ZM35 156H39L38 159L35 158ZM76 156V158L79 156V159H78V162L77 160L75 161L76 158H74ZM211 156V157H209ZM221 156H224V157H221ZM10 157L9 160L11 159H14L13 162L15 161V165L14 163L11 162L6 159V158ZM14 157H17V160H15L16 158ZM42 157H44L42 159ZM65 159H64V158ZM152 157V159L150 158ZM165 157V158H164ZM215 157V160L213 159ZM217 157V158H216ZM232 157V158H231ZM241 157V158H240ZM30 158V159H29ZM33 158V159H31ZM41 158V159H40ZM54 158V159H53ZM56 158V160H55ZM70 160H69V159ZM83 158H85V160H83ZM146 158V159H145ZM168 158V160H167ZM6 159V160H5ZM19 159V160H18ZM21 159V160H20ZM36 159V162L38 163L39 161L41 162V165L43 164L44 166V169H43V166H40V164L38 166H36L37 164L35 163V160ZM49 159H53L51 161H49ZM60 161H59V160ZM73 159V161L76 163V166H78L76 168L75 166V169H66L67 167L69 168H74V162L71 161ZM146 161H144V160ZM241 159V160H240ZM29 160H33V162L36 164H34L33 162L29 161ZM68 160V161H67ZM80 160V161H79ZM132 160V161H131ZM151 160V161H150ZM158 160V161H157ZM195 160V161H194ZM201 160V161H200ZM218 160V161H217ZM229 160V161H228ZM9 161V163L7 162ZM17 161H19L18 163H16ZM26 161V162H25ZM28 161V162H27ZM45 161V163H44ZM47 161V162H46ZM55 161V162H54ZM56 161H59L58 163ZM65 161H67L68 163V166L63 168L65 166ZM70 161V162H69ZM162 161V162H161ZM221 161V162H220ZM250 161V162H248ZM25 162V165L26 163H28L26 166L23 164ZM30 162V163H29ZM81 162V163H80ZM129 162V163H128ZM131 162V163H130ZM146 164H145V163ZM193 162V164L191 163ZM195 162V163H194ZM220 162V163H219ZM8 163V164H6ZM20 163V164H19ZM22 163V164H21ZM32 163L34 164V166L32 165ZM54 164H57L56 165V168L54 167L55 165ZM64 163V164H63ZM66 163V164H67ZM71 163V164H70ZM74 163V164H73ZM156 163V164H155ZM247 163V164H246ZM13 166V169H12V165ZM19 164V166H17ZM32 167H31V165ZM60 164V165H59ZM63 164V165H61ZM132 166H131V165ZM164 164V165H162ZM192 164V165H191ZM206 164V165H205ZM213 164V165H212ZM6 165V167L4 166ZM8 165V167H7ZM23 165L26 167V169L22 168ZM52 165V166H49ZM83 165V166H82ZM105 165V166H104ZM138 165V166H137ZM156 165V166H155ZM205 165V166H204ZM223 165V166H222ZM9 166L11 168H9ZM22 166V167H21ZM40 166V168H38ZM61 166V167H59ZM83 170H82V168ZM102 166V167H101ZM172 166V167H171ZM203 166V167H202ZM217 166V167H216ZM221 166V167H220ZM15 167L16 169L18 168L17 171H15ZM20 167V169H19ZM29 167V168H28ZM42 167V168H41ZM48 167V168H46ZM52 167V168H51ZM109 167V168H108ZM243 167H246V168H243ZM3 168L5 170H3ZM9 168V169H8ZM32 168H36V171L38 170V172L40 171L41 169V173L39 172L36 173V171ZM81 168V169H80ZM103 168H105V171L103 170ZM107 168V169H106ZM141 168V169H139ZM194 168V170L192 169ZM235 168V169H234ZM23 169V170H22ZM31 169V170H29ZM43 169V171H42ZM48 169V172L47 170ZM53 170L54 173H50V171ZM58 171H56V170ZM65 169V170H64ZM77 169V170H76ZM80 169V170H78ZM110 169V170H109ZM151 169V170H150ZM222 169V171H221ZM228 169V170H227ZM231 169V170H230ZM239 169V170H238ZM8 172V170L10 171V174L6 172ZM23 172H22V171ZM28 170V171H27ZM63 170V171H62ZM86 170V171H85ZM154 170V171H153ZM182 170V171H181ZM198 170V171H197ZM5 171V173H4ZM15 174H14V172ZM20 171L22 172L20 174ZM67 171V172H66ZM69 171H72L69 173ZM75 171V172H74ZM83 171V172H82ZM133 171V172H132ZM194 171V172H193ZM197 171V172H195ZM246 171V173H245ZM255 171V172H254ZM257 171V172H256ZM26 172V173H24ZM35 172V173H34ZM45 172V173H44ZM59 172V173H56ZM86 172V174H85ZM144 172L149 175V172L151 173L150 175L152 176H146V174L144 175ZM156 172V173H155ZM212 172V173H211ZM214 172V173H213ZM216 172H217V175H216ZM261 172V173H260ZM13 173V174H12ZM18 175H17V174ZM82 173V174H80ZM130 173V174H129ZM180 173V174H179ZM199 173V174H198ZM227 173V174H226ZM241 173V174H240ZM0 173V176L2 175ZM6 174V175H4ZM8 174V175H7ZM32 174V175H31ZM51 176H50V175ZM54 176L52 178V176ZM58 174H61L59 177ZM77 174V175H76ZM79 174L80 176L84 177L85 175H88V176H85L84 178L80 177V180H79ZM132 174V175H131ZM135 174V175H134ZM154 174V175H152ZM157 174V175H156ZM159 174V175H158ZM177 174V175H176ZM186 174V175H185ZM12 175L14 176L15 175V178L13 177L12 178ZM17 175V176H16ZM30 175V176H29ZM46 175V177H44ZM72 175V176H71ZM76 175V178H74ZM139 175V176H137ZM144 175V176H143ZM233 175V177H232ZM6 176H9L6 177ZM35 176V177H34ZM48 176H50L51 178H49ZM77 176H78V180H77ZM146 176V177H145ZM156 176V177H155ZM177 176V177H176ZM187 176V177H186ZM239 176V177H238ZM250 176V177H249ZM2 177V176H1ZM0 177V178H1ZM32 177V178H31ZM39 177V180L38 178ZM41 177V178H40ZM147 177L149 179H147ZM155 177V178H154ZM206 177V178H205ZM226 177V178H225ZM243 177V178H242ZM44 178V179H42ZM49 178V180H48ZM56 178V182L54 181ZM73 178V179H72ZM88 180H87V179ZM135 178V179H133ZM229 178V179H228ZM16 179V180H15ZM32 179H35V180H32ZM51 179V180H50ZM61 179V180H60ZM74 179L76 180L77 184L78 185V188H76L77 186L74 185L73 182ZM85 179V181H84ZM154 179V180H153ZM156 179V180H155ZM221 179V180H220ZM36 180L38 182H36ZM45 182V184L43 182H40L42 181ZM140 180V181H139ZM150 180V181H149ZM185 180V181H184ZM258 180V181H257ZM12 181H15L14 183L11 184ZM87 181V182H86ZM90 181V182H89ZM94 181V182H93ZM130 181V182H129ZM132 181V182H131ZM148 181V182H147ZM169 181V182H168ZM194 181V182H193ZM218 181V182H217ZM252 181V182H251ZM34 182V183H33ZM60 182V183H59ZM71 182V183H70ZM81 182V183H80ZM83 182V183H82ZM97 182V183H95ZM158 182V183H157ZM199 182V183H198ZM228 182V183H227ZM37 183V184H36ZM85 183H87L86 185H84ZM157 183V184H156ZM232 183V184H231ZM240 183V184H239ZM3 184H5V186H3ZM7 184V185H6ZM73 184V185H72ZM89 184V185H88ZM136 184V185H135ZM138 184V185H137ZM143 184V185H142ZM150 184V185H149ZM161 184V185H160ZM180 184V186H179ZM261 184V185H260ZM13 185V186H12ZM72 187H71V186ZM134 187H132V186ZM197 185V186H196ZM200 185V187H199ZM145 186V187H144ZM159 186V187H158ZM246 186V187H245ZM263 186V187H262ZM5 187V188H4ZM8 187V188H7ZM81 187V188H80ZM161 187V188H160ZM191 187V188H190ZM202 187V188H201ZM7 188V189H6ZM13 188V189H12ZM72 190H71V189ZM131 188V190H130ZM133 188V190H132ZM228 188V189H227ZM15 189V190H14ZM80 189V190H79ZM85 189V190H84ZM143 189V190H142ZM154 189V190H153ZM200 189V190H199ZM203 189V190H202ZM208 189V190H207ZM236 189V190H235ZM57 190V191H56ZM134 190H137L134 192ZM160 190V191H159ZM188 190V191H187ZM217 190V191H216ZM227 190V191H226ZM12 191H14L12 193ZM16 191V192H15ZM80 191V192H79ZM85 191V192H84ZM148 191V192H147ZM152 193H151V192ZM168 191V192H167ZM67 192V193H66ZM83 192V193H82ZM87 192V193H86ZM90 192V193H89ZM138 192V193H137ZM180 192V193H179ZM216 192V193H215ZM82 193V194H81ZM89 195H86L88 194ZM161 193V194H160ZM166 193H167V196H166ZM202 193V194H201ZM4 198H3V196ZM31 194V195H30ZM148 194V195H147ZM158 196H157V195ZM175 194V196H174ZM193 194V195H191ZM69 195V196H68ZM75 195V196H74ZM78 195V196H77ZM81 195V196H80ZM84 197H83V196ZM105 195V197H104ZM206 195V196H205ZM80 196V197H79ZM87 196H90V198ZM151 196V197H150ZM154 196V197H153ZM184 196V197H183ZM54 197V198H53ZM56 197V198H55ZM61 197V198H60ZM169 197V198H168ZM195 197V198H193ZM48 200H47V199ZM78 198V199H77ZM80 198V200H79ZM101 198V200H100ZM105 198V199H104ZM108 198V199H107ZM167 198V199H166ZM175 198V199H174ZM180 200H179V199ZM192 198V199H191ZM13 199V200H12ZM23 199V200H22ZM45 199V201H44ZM55 199H56V202H55ZM58 199V200H57ZM90 199V200H88ZM107 199V200H106ZM143 199V200H142ZM182 199V200H181ZM195 199V200H194ZM227 199V200H226ZM26 200V201H25ZM28 200V201H27ZM51 200V201H50ZM60 200V201H59ZM145 200V201H144ZM163 200V201H162ZM165 200L169 203L167 204V202H165ZM170 200V201H169ZM172 200V201H171ZM193 200V201H192ZM198 200V201H197ZM4 201H6L4 203ZM24 203H20V202H23ZM99 201V203H98ZM108 201V202H107ZM140 201V202H139ZM144 201V202H143ZM157 201V202H156ZM192 201V202H190ZM197 201V202H196ZM54 202V203H53ZM80 203L78 205V203ZM82 202V203H81ZM95 202V203H94ZM127 202V203H126ZM136 202V203H135ZM195 202V203H194ZM204 202V204H203ZM28 203V204H27ZM30 203V204H29ZM53 203V204H52ZM58 203V205H57ZM60 203V204H59ZM126 203V204H125ZM163 203V204H162ZM174 203V204H173ZM184 203V204H183ZM192 206H191V204ZM196 203L198 205H196ZM200 203V204H199ZM205 203H206V207H205ZM43 204V205H42ZM55 204V205H54ZM77 204V205H75ZM83 204V205H82ZM105 204V206H104ZM135 204V205H134ZM143 204V205H142ZM150 204V205H149ZM166 204V205H164ZM257 204V205H256ZM4 205V206H3ZM21 205V206H20ZM22 205H23V208H22ZM26 205V206H25ZM50 205V207H49ZM91 205V206H90ZM128 205V206H127ZM147 205V206H146ZM185 207H184V206ZM193 205H195L193 207ZM28 206H30L28 208ZM41 206V208H40ZM53 206V207H52ZM55 206V207H54ZM100 206V207H99ZM144 206V207H143ZM161 206V207H160ZM163 206V207H162ZM179 206V207H178ZM4 207V208H3ZM28 209H26V208ZM44 207H47L46 210L44 209ZM63 207V208H62ZM91 207V208H90ZM129 207V208H128ZM139 207V208H138ZM158 207V208H157ZM170 207V208H169ZM193 207V208H192ZM203 207V208H202ZM214 207V208H213ZM51 208V209H50ZM53 208V209H52ZM66 208V209H65ZM78 208V210H77ZM132 208V209H130ZM191 208H192V211H191ZM202 208V209H201ZM206 208V209H205ZM21 209V210H20ZM26 209V213H23L25 212L24 210ZM38 209H39V214L41 215H38ZM48 209V210H47ZM80 209V210H79ZM86 209V210H85ZM154 209V210H153ZM174 209V210H173ZM27 210L29 212H27ZM82 210V211H81ZM93 210V211H92ZM128 210V211H127ZM177 210V212H176ZM22 211V212H21ZM54 213H53V212ZM62 211V212H61ZM77 211V212H76ZM87 211V212H86ZM124 211V213L122 212ZM132 211V212H131ZM147 211V212H146ZM190 211V212H189ZM198 211V212H197ZM261 213H259V212ZM3 212V214H2ZM44 212V213H42ZM53 214H52V213ZM64 212V213H63ZM143 212V213H142ZM149 212V213H148ZM154 212V213H153ZM156 212V213H155ZM163 212V213H162ZM170 212V214L168 213ZM255 212V213H254ZM18 213H20L19 215H17ZM27 213H29L27 215ZM47 215H46V214ZM86 213V214H85ZM123 213V214H121ZM186 213V215H185ZM205 213V214H204ZM210 213V214H209ZM227 213V214H226ZM250 213V214H249ZM14 214V215H13ZM22 214V216H21ZM51 214V216H50ZM58 214V215H57ZM62 214H64L63 216L66 217V218H61ZM66 214V215H65ZM81 214V215H80ZM141 214V215H140ZM165 214V215H164ZM176 214V215H175ZM222 214H225V215H222ZM238 214V216H237ZM30 215V217H29ZM37 215V216H36ZM49 215V216H48ZM53 215V216H52ZM80 215V216H79ZM85 215V216H84ZM120 215H122V219L119 217ZM152 216V217H149ZM193 215V217H192ZM219 215V216H218ZM248 215H251V216H248ZM16 218H15V217ZM23 216H25L23 218ZM40 216V217H39ZM45 216V217H44ZM58 216V217H57ZM83 216V217H82ZM92 216V217H91ZM148 216V217H147ZM157 216V217H156ZM3 217V218H1ZM17 217H18V220H17ZM33 217V218H32ZM39 217V219L37 218ZM42 217V218H41ZM47 217V218H46ZM60 217V218H59ZM91 217V218H90ZM125 217H128V218H125ZM167 217V218H166ZM172 217V218H171ZM225 217V218H224ZM245 219H243V218ZM256 217V218H255ZM258 217V218H257ZM11 218H13V221ZM43 218H45V222H49V224H45ZM48 218L50 220H48ZM68 218V219H67ZM86 218V219H85ZM89 218V219H87ZM184 218V219H183ZM194 220H193V219ZM263 218V220H262ZM9 219H11V221H8ZM24 219H26V221H24ZM29 219V220H28ZM32 219V220H31ZM37 221L38 222H35L34 221ZM41 219V221H40ZM82 219V220H81ZM85 219V220H83ZM92 221H91V220ZM121 219V220H120ZM145 219V220H144ZM151 219V220H150ZM157 219V220H156ZM161 219V220H160ZM205 219V220H204ZM244 220L243 223L242 221L240 220ZM250 219V220H249ZM17 220V221H16ZM20 220V222H19ZM63 220V221H62ZM68 220H70L68 222ZM173 220V221H172ZM182 220V221H181ZM192 220V221H190ZM196 220V221H195ZM212 220V221H211ZM249 220V221H248ZM256 220V221H255ZM8 221V224H6ZM28 221V222H27ZM71 221L75 222L71 223ZM144 221V222H142ZM151 221V222H150ZM163 223H162V222ZM169 221V222H168ZM172 221V222H171ZM251 221V222H250ZM259 221V222H258ZM4 222V223H2ZM12 223V225L10 223ZM22 222V223H21ZM30 222H31V226H30ZM35 222V223H34ZM41 222V226L39 224H36V223H39ZM46 222V223H47ZM67 222V223H66ZM147 223V228L146 227V223ZM229 222V224H228ZM3 225H2V224ZM16 223H18L19 225H17ZM29 225L28 227L27 224ZM71 223V224H70ZM84 223V224H83ZM144 223V224H143ZM149 223V225H148ZM151 223V224H150ZM156 223V224H154ZM241 223V224H240ZM247 223V224H246ZM251 225H250V224ZM16 224V225H14ZM35 224V225H34ZM81 227H80V225ZM159 224V225H158ZM161 224V225H160ZM181 224V225H180ZM195 224V226H194ZM201 224V225H200ZM210 224V225H209ZM5 225V226H4ZM23 225H25V227L23 228ZM43 225V227H42ZM45 225V226H44ZM46 225L48 227H46ZM68 225V226H67ZM70 225V226H69ZM84 225V227H83ZM144 225V226H143ZM173 225V226H172ZM188 225V226H187ZM225 225V226H224ZM231 225V226H230ZM235 225V226H234ZM246 225V226H245ZM255 225L257 227H255ZM4 228H3V227ZM15 226V227H14ZM21 226V228H20ZM33 226V228H32ZM66 226V228H65ZM143 226V227H142ZM160 226V228H159ZM170 226V228H169ZM180 226V227H179ZM212 226V227H211ZM238 226V227H237ZM240 226H241V229H240ZM261 226V227H260ZM7 227V228H5ZM41 229H39V228ZM53 228L55 231H50V230H53V229H49V228ZM72 227L74 231L76 232L74 233V231L72 230ZM77 227L79 228L78 231H77ZM82 227H83V230H82ZM196 227V229H195ZM198 227V228H197ZM216 227V228H215ZM246 227V229H245ZM11 228V229H10ZM20 228V230H19ZM23 228V229H22ZM32 229L31 231H29L28 229ZM61 228L60 230H57ZM65 228V229H64ZM68 228H70L68 230ZM115 228V229H114ZM150 230V232L147 230ZM157 228V230H156ZM178 228V229H177ZM213 232H211V230ZM249 228V229H248ZM27 229V230H26ZM38 229V230H37ZM76 229V230H75ZM155 229V230H154ZM164 229V230H163ZM170 229V230H169ZM180 229V230H179ZM237 229V231H235ZM256 229V230H255ZM259 229V230H258ZM9 230V232H7ZM11 230V231H10ZM23 230V231H22ZM36 230V231H35ZM57 230V231H56ZM82 230V231H81ZM85 230V231H84ZM99 230V231H98ZM138 230V231H137ZM143 230V231H142ZM154 230V231H153ZM168 230V231H167ZM7 233H5V232ZM28 231V233H26ZM34 231V232H33ZM48 231V232H47ZM51 233H50V232ZM64 231V232H63ZM73 231V232H71ZM88 233H87V232ZM97 234H96V232ZM113 231V232H112ZM133 231H136L134 233ZM158 231V233H157ZM170 231V232H169ZM198 231V232H197ZM215 231V232H214ZM228 231V232H227ZM254 231V232H253ZM261 231V232H260ZM19 233V234H16V233ZM22 232H25L22 233ZM54 232V233H53ZM55 232L57 235H55ZM59 232L62 233L58 238L57 236L59 235ZM92 233L91 235L93 236H90V233ZM133 232V233H131ZM143 232V233H142ZM152 232H154L152 234ZM156 232V233H155ZM172 232V234H171ZM196 232V233H195ZM7 234L5 236V234ZM13 233V234H12ZM35 234V235H31V234ZM36 233H39V234H36ZM43 233V234H42ZM72 233L73 236H70ZM81 233V234H80ZM103 233V234H102ZM117 233H120V234H117ZM131 233V234H130ZM145 233V234H144ZM210 233V234H209ZM251 233V234H250ZM41 234L42 235H46L47 238H45V243H44V239L41 238V236H39ZM64 234V235H63ZM67 234V235H66ZM79 234V235H78ZM99 234V235H98ZM124 234V235H123ZM136 234V235H135ZM143 234V235H142ZM151 236H150V235ZM154 234L156 236H154ZM159 234V235H157ZM182 234V235H181ZM195 234V235H194ZM213 234V235H212ZM229 234V235H228ZM260 234V235H259ZM28 235V236H27ZM30 235H31V238H30ZM37 235L39 238H37ZM72 238V239H69V236ZM77 235V236H76ZM103 235V236H101ZM106 235V237H105ZM108 235V236H107ZM113 235V236H112ZM134 235V237H133ZM164 235V236H163ZM181 235V236H180ZM204 235V236H203ZM224 235V236H223ZM11 236V237H10ZM34 238H33V237ZM36 236V237H35ZM56 236V238H55ZM66 236V238L64 237ZM75 236V237H74ZM99 236V237H98ZM118 236V237H117ZM120 236V237H119ZM161 236V237H160ZM173 236V237H172ZM180 236V237H179ZM184 236V237H183ZM194 236V237H193ZM212 236V237H211ZM237 236V237H236ZM244 236V237H243ZM252 236V237H251ZM254 236V237H253ZM262 236V237H261ZM8 237V238H7ZM10 237V239H9ZM22 237V239H21ZM25 237H27V240L21 242V240H24ZM61 237V238H60ZM68 237V238H67ZM90 237V238H89ZM97 237V238H95ZM139 237H142L139 238ZM149 237V238H147ZM153 237V238H152ZM199 237V238H198ZM204 237V238H202ZM214 237V238H213ZM24 238V239H23ZM53 238V239H52ZM60 238V239H59ZM116 238H117V241H116ZM145 238V239H144ZM156 238V239H155ZM180 238V239H179ZM195 238V239H194ZM201 238V239H200ZM210 238V239H209ZM242 238V239H241ZM249 238V239H248ZM252 238V239H251ZM255 240H254V239ZM262 238V239H261ZM9 239V240H8ZM20 239V241L18 240ZM36 239V240H34ZM40 239H43V243H42V240ZM91 239V240H90ZM93 239V240H92ZM103 239V240H102ZM106 239V241H105ZM115 239V240H114ZM147 239V240H146ZM198 239V241H197ZM222 239V241H221ZM225 239V240H224ZM231 239V240H230ZM258 239V240H257ZM8 240V242H7ZM18 240V242H17ZM30 240H31V244H34V245H31L30 244ZM52 242H51V241ZM66 240V241H65ZM69 240V241H67ZM70 240H74V241H70ZM79 240V241H78ZM81 240V241H80ZM131 240V241H129ZM141 240V242H140ZM145 240V241H144ZM163 240V241H162ZM178 240V241H177ZM195 240V241H194ZM205 240L207 242H205ZM230 240V241H229ZM233 240V241H232ZM247 242H246V241ZM11 241V242H10ZM37 241V242H36ZM58 241V242H57ZM64 241V242H63ZM76 241V243H75ZM87 241V242H86ZM126 241V242H125ZM147 241V243H145ZM185 241V243H184ZM188 241V242H187ZM14 242V244H13ZM34 242V243H33ZM40 242V243H39ZM50 242V243H49ZM71 242V243H70ZM79 242V243H78ZM116 242V243H115ZM122 242V243H121ZM125 242V243H124ZM134 242V243H133ZM136 242V243H135ZM177 242V243H176ZM199 242V243H197ZM200 242H201V245H200ZM256 242V243H255ZM261 242V243H260ZM6 243V244H5ZM67 243V244H65ZM69 243H70V246H69ZM74 243V244H73ZM82 243V245H80ZM130 245H129V244ZM131 243H132V246L131 247ZM143 243V244H142ZM165 243V244H164ZM179 243V244H178ZM211 243V244H210ZM250 243V244H248ZM28 244V246L26 245ZM54 244V245H53ZM77 244V245H76ZM79 244V245H78ZM84 244V245H83ZM86 244V245H85ZM100 244H102L100 246ZM127 244V246H126ZM159 244V245H158ZM183 244V245H182ZM199 244V245H198ZM217 244V245H216ZM238 244V245H237ZM247 244V246H246ZM254 244V246H253ZM263 244V245H262ZM4 245V246H3ZM21 245V246H20ZM31 245V246H30ZM44 245V247H43ZM45 245L47 246L45 248ZM59 245V246H58ZM107 245V246H106ZM114 245V246H112ZM137 245V246H136ZM162 245V246H161ZM181 245V246H180ZM189 245H193L191 246L190 248H188ZM205 245V247H204ZM23 246V247H22ZM36 246V247H35ZM58 246V247H57ZM63 246L65 247L66 249V246H68L70 249H67L62 250V248L60 249V247ZM75 246V247H74ZM78 246V247H77ZM90 246V247H89ZM120 246V247H119ZM144 246V247H143ZM152 246V248L150 247ZM158 246V247H157ZM169 246V247H168ZM185 246V247H184ZM200 246V248H199ZM245 246V247H244ZM251 246V247H250ZM259 246V247H258ZM25 247V248H24ZM37 247L39 249H43L45 248L43 251V253L37 249ZM49 247V248H48ZM57 247V248H56ZM81 247V248H80ZM84 247V249L82 250V248ZM88 249H87V248ZM102 247V248H101ZM107 247V249H106ZM117 247V248H116ZM139 247V248H138ZM146 247V248H145ZM155 247V248H154ZM178 247V248H177ZM182 247V248H181ZM194 247V248H193ZM196 247V249H195ZM198 247V248H197ZM210 247V248H209ZM215 247V249H214ZM236 247V248H235ZM243 247V248H242ZM10 248V249H9ZM33 248V249H32ZM77 250V253L75 251V249ZM100 248V249H99ZM105 248V249H104ZM111 250H110V249ZM130 248V249H129ZM166 248V250H165ZM188 248V249H187ZM227 248V249H226ZM9 249V250H8ZM14 249V251H12ZM74 249V251H73ZM79 249V251H78ZM87 252H86V250ZM91 249V250H90ZM97 249V250H96ZM104 251H103V250ZM134 249V250H133ZM150 249V250H149ZM180 249H181V252H180ZM182 249H186V250H182ZM195 249V250H194ZM202 249V250H201ZM204 249V250H203ZM217 249V250H216ZM251 251H250V250ZM3 250V251H2ZM8 250V251H7ZM17 250V251H16ZM19 250V251H18ZM30 252H28V251ZM32 250L34 252H32ZM55 250V252H54ZM69 250V251H68ZM82 250V252L80 251ZM120 250V251H119ZM157 250V251H156ZM159 250V251H158ZM170 250V251H169ZM189 250V252H188ZM194 250V251H193ZM212 250V251H211ZM226 250V251H225ZM231 250V251H230ZM240 250V251H239ZM3 254H2V252ZM6 251V253L4 254V252ZM37 251V252H36ZM39 251H40V254H39ZM46 251V253H45ZM50 251V252H49ZM58 251V252H57ZM68 253H67V252ZM70 251H73V255H71V252ZM85 251V252H84ZM92 251V252H91ZM103 251V252H101ZM147 251V252H146ZM168 251V252H167ZM187 251L186 253V256L183 255L184 253L182 252H185ZM193 251V253H192ZM200 251H202L200 253ZM234 251V252H233ZM249 251V252H248ZM263 251V252H262ZM13 252H14V255H13ZM32 252V253H31ZM52 252V253H51ZM63 252V253H62ZM79 252V253H78ZM88 252H91L92 254L88 253ZM120 252V253H119ZM123 252V254H122ZM136 252H139V253H136ZM154 254H153V253ZM163 252V253H162ZM182 254H180V253ZM195 252V253H194ZM211 252V254H210ZM27 253V254H26ZM34 253V254H33ZM57 253V255H56ZM62 253V254H61ZM76 253V254H75ZM83 254V257H81V254ZM86 253V255H85ZM99 253H104V255H100ZM109 253V254H108ZM126 253H127V256H126ZM133 253V254H132ZM136 253V254H135ZM148 253V255H147ZM165 253V254H164ZM191 253V254H190ZM208 253V254H207ZM215 253H218L220 254L218 256V254H216V259H215ZM226 257H225V255ZM230 253V255H229ZM236 255V257L233 255ZM261 253L263 255H261ZM12 254V256H11ZM37 256L36 259L38 258H44L42 260H38L36 261L34 258V256ZM53 255V258L51 259V255ZM61 254V255H60ZM64 254V255H63ZM80 254V255H78ZM90 254V256H89ZM94 254V255H93ZM97 254H99V257ZM131 254V255H130ZM160 258H158V255ZM169 254H170V257H169ZM175 257H174V255ZM180 254V255H178ZM190 254V255H189ZM193 254V255H192ZM242 254V256H241ZM256 254V255H255ZM3 255V256H2ZM5 255V256H4ZM7 255V257H6ZM9 255V256H8ZM23 255V256H21ZM41 255V256H40ZM43 255H45L43 257ZM48 255V256H47ZM56 255V256H55ZM76 256L77 257V260L76 257L75 259H73L74 257L73 256ZM85 255V256H84ZM96 255V257H95ZM106 255L107 258H106ZM136 255V256H135ZM145 255V256H144ZM156 255V257H155ZM171 255H172V258H171ZM177 255V256H176ZM182 255V256H181ZM192 255V256H191ZM196 255V256H194ZM207 255H209V257H207ZM212 255V257H211ZM234 257H233V256ZM261 255V256H260ZM58 256V257H57ZM62 256V257H61ZM65 258H64V257ZM69 256V257H68ZM80 258H79V257ZM103 256V257H102ZM105 256V257H104ZM110 256V257H109ZM116 258H114V257ZM123 256V257H122ZM125 256V258H124ZM152 256V258L150 257ZM184 256V257H183ZM191 256V257H189ZM201 258H200V257ZM206 256V258H205ZM240 256V258L238 257ZM253 256V257H252ZM255 256V257H254ZM2 257V258H1ZM12 257V259H11ZM72 257V258H70ZM89 257L90 260H89ZM94 257V258H93ZM113 257V258H112ZM119 257V259H118ZM126 257H129L126 258ZM147 259H146V258ZM164 257V258H163ZM169 257V258H168ZM181 257V258H180ZM196 257V259H194ZM199 257V258H198ZM226 259H225V258ZM228 257V259H227ZM233 257V258H232ZM252 257V258H251ZM63 259V261L61 262V259ZM83 258V259H81ZM99 258H101L99 260ZM112 258V259H111ZM121 258V259H120ZM132 258V259H131ZM136 258V259H135ZM144 258V260H143ZM148 258H150V260H148ZM157 258L159 261H157ZM168 258V259H167ZM176 258V259H175ZM178 258V259H177ZM205 258V259H204ZM219 258V259H218ZM223 258V259H222ZM235 258V259H234ZM241 260H239V259ZM2 259V260H1ZM12 261H11V260ZM30 259H34L33 261H35V263L32 261H30ZM48 259V261H47ZM60 259V260H59ZM80 259V260H78ZM114 259V260H113ZM124 259H127V260H124ZM134 259V260H133ZM152 259H153V262H152ZM162 259V262L160 261ZM171 259V260H170ZM174 259V261H172ZM195 261H194V260ZM198 259V260H197ZM225 259V261H223ZM230 259V260H229ZM232 259V260H231ZM23 263H22V261ZM46 260V262H45ZM65 260V261H64ZM83 260H85L83 262ZM96 260V261H94ZM130 260V261H129ZM132 260V261H131ZM146 260V261H145ZM155 260V261H154ZM168 260V261H167ZM187 260V261H186ZM188 260H189V263H188ZM201 260V261H200ZM208 260V261H207ZM210 260V261H209ZM219 260V261H218ZM222 260V261H221ZM234 260V261H233ZM14 261V262H13ZM41 261V262H40ZM75 263H73V262ZM77 261V262H76ZM80 261V262H79ZM102 261V262H100ZM142 261V262H140ZM148 261V263H147ZM167 261V262H166ZM176 261V262H175ZM180 261V262H179ZM206 261V262H205ZM30 262V263H29ZM39 262V263H37ZM114 262V263H113ZM120 262V263H119ZM127 262V263H126ZM191 262V263H190ZM215 262V263H214ZM219 262V263H218ZM224 262V263H222ZM227 262V263H226ZM68 262V264H70Z\"/></svg>",
	"mask_w": 264,
	"mask_h": 264
},
{
	"label": "bare ground",
	"instance_id": "obj_2",
	"mask_svg": "<svg viewBox=\"0 0 264 264\" xmlns=\"http://www.w3.org/2000/svg\"><path fill=\"white\" fill-rule=\"evenodd\" d=\"M2 1L4 2V0H2ZM5 1H6V0H5ZM7 1H8V0H7ZM9 1H10V0H9ZM9 1H8V2H9ZM15 1H16V0H15ZM25 1H26V0H24L23 2L25 3ZM29 1L32 2V0H29ZM29 1H28V3H29ZM40 1H41V0H39V3H40ZM42 1H43V3H44V0H42ZM49 1H50V0H49ZM63 1H65V0H63ZM69 1H70V0H69ZM76 1H77V0H74V2L72 1V2H69V3H71V5H72V3L75 4ZM80 1H81V2H84V3L82 4V6H83V5L88 6V5H86V2L89 4V1H90V0H89V1H88V0H84V1H83V0H80ZM80 1H79V2H80ZM94 1H95V0H94ZM107 1H108V0H107ZM112 1H114V0H112ZM115 1H116V0H115ZM126 1L129 2V0H126ZM126 1H124V3H125ZM137 1H138V0H137ZM147 1H148V0H147ZM147 1H146V2H147ZM159 1L162 2V0H159ZM249 1H250V0H249ZM0 2H1V1H0ZM8 2H7V4H8ZM13 2H14V0H13ZM18 2H19V1H18ZM26 2H27V1H26ZM31 2H30V4H31ZM36 2H37V1H36ZM36 2H35V3H36ZM47 2H48V1H47ZM52 2H55V0H54V1L51 0L50 3H52ZM56 2H59V0L56 1ZM60 2H61V0H60ZM60 2H59V3H60ZM65 2H66V1H65ZM79 2H76V4L79 3ZM81 2H80V3H81ZM91 2H92V1H91ZM91 2H90V3H91ZM120 2H121V0H120ZM132 2H133V0H132ZM139 2H140V1H139ZM144 2H145V1H144ZM153 2H154V1H153ZM155 2H157V1H155ZM237 2L240 3L239 0H238ZM244 2H246V0H244ZM9 3H10V2H9ZM11 3H12V2H11ZM20 3H22V0H21ZM28 3H26V4L28 5ZM33 3H34V2H33ZM33 3H32V4H33ZM35 3H34V5H35ZM48 3H49V2H48ZM59 3H58V5H59ZM66 3H68V2H66ZM66 3L64 4V2H63V4H64L65 6H67V5L69 4V3H68V4L66 5ZM80 3H79V5H80ZM102 3H103V0H102ZM104 3H105V2H104ZM108 3H109V2H108ZM133 3L135 4V2H133ZM137 3H138V2H137ZM137 3H136V4H137ZM147 3H148V2H147ZM172 3H173V2H172ZM7 4H6V5H7ZM14 4H16V3H14ZM14 4H13V6H11V4H8V5H10V6H8V7H12V8H13V7L15 6ZM30 4H29V5H30ZM36 4H37V3H36ZM44 4H46V3H44ZM112 4H113V3H112ZM114 4H115V6H116L117 3H114ZM114 4H113V5H114ZM129 4H130V2H129ZM138 4H139V3H138ZM138 4H137V5H138ZM145 4H146V3H145ZM145 4H144V5H145ZM161 4H162V3H161ZM242 4H243V2H242ZM242 4H241V5H242ZM244 4H245L244 6L246 7V6H247L246 3H244ZM23 5H25V4H23ZM29 5H28V6H29ZM34 5H33V6H34ZM52 5H53V4H52ZM54 5H55V3H54ZM54 5H53V6H54ZM64 5H63V6H64ZM71 5H69V6H71ZM89 5H90V4H89ZM105 5H106V4H105ZM120 5H121V4H120ZM139 5H141V4H139ZM139 5H138V6H139ZM159 5H160V4H159ZM164 5H165V4H164ZM183 5H184V4H183ZM219 5H220V4H219ZM239 5H240V4H239ZM20 6H21V4H19V7H20ZM33 6H32V8H33ZM36 6H37V5H36ZM39 6H40V5H39ZM39 6H38V7H39ZM43 6L45 7L46 5H43ZM43 6L41 5V7H43ZM53 6H52V9H53ZM59 6H61V5H59ZM63 6H61V7L63 8ZM69 6H68V7H69ZM73 6H74V9H76V10H74V11L76 12V11H77V7H78V4L76 5L77 7H76L75 5H73ZM80 6H81V5H80ZM80 6H79L78 8H80ZM123 6H124V5H123ZM131 6H132V4H131ZM141 6H142V5H141ZM3 7H4V6H3ZM19 7H18V5H17V9H18ZM34 7H35V6H34ZM75 7H76V8H75ZM90 7H91V6H90ZM126 7H127V4H126ZM148 7H152V6H149V4H148ZM153 7L155 8L154 5H153ZM167 7H168V6H167ZM172 7H173V6H172ZM175 7H177V6H175ZM181 7H183V6H181ZM181 7H180V8H181ZM240 7H241V6H240ZM248 7H249V6H248ZM6 8H7V6H6ZM6 8H5V9H6ZM22 8H23V7H22ZM27 8H28V7H25V10H27ZM45 8H46V9L48 8V4H47V7H45ZM49 8L51 9L50 6H49ZM57 8L59 9V7H57ZM57 8H56V9H57ZM62 8H61V9H62ZM64 8H65V7H64ZM64 8H63V9H64ZM66 8H67V7H66ZM69 8H72V6L69 7ZM82 8H83V7H82ZM87 8H88V7H87ZM87 8H85V10H86ZM134 8H136V7H134ZM156 8H157V7H156ZM159 8H160V7H159ZM162 8H164V6H163ZM170 8H171V7H170ZM7 9H8V8H7ZM7 9H6V10H7ZM15 9H16V7H15ZM15 9L13 8L14 11H15ZM20 9H21V7L19 8V10H20ZM29 9H30V7H29ZM33 9H34L35 12H36V9H37V8H33ZM43 9H44V8H43ZM50 9H49V10H50ZM54 9H55V8H54ZM56 9H55V10H56ZM67 9H68V8H67ZM88 9H89V8H88ZM97 9H98V8H97ZM97 9H95V10H97ZM109 9H110V8H109ZM138 9H139V8H138ZM151 9H153V8H151ZM151 9H150V10H151ZM157 9H158V8H157ZM167 9H168V8H167ZM172 9H173V8H172ZM248 9H249V8H248ZM8 10L10 11V8H9ZM8 10H7V11H8ZM22 10H23V9H22ZM37 10H39V9H37ZM41 10H42V8L40 9V14H42V13H41ZM44 10H45V9H44ZM68 10H69V9H68ZM72 10H73V9H71V11H72ZM78 10H79V9H78ZM82 10H84V9H82ZM82 10H81V11H82ZM110 10H111V9H110ZM132 10H133V9H132ZM136 10H137V9H135V11H136ZM147 10H148V9H147ZM147 10H146V11H147ZM155 10H156V9H155ZM182 10H183V9H182ZM242 10H243V8H242ZM250 10H251V9H250ZM252 10H253V9H252ZM252 10H251V11H252ZM4 11H5V10H4ZM9 11H8V13H9ZM14 11H13V12H14ZM29 11H30V10H29ZM29 11H28V12H29ZM46 11H47V13L49 12L48 10H45V13H46ZM50 11H51V10H50ZM52 11H54V10H52ZM71 11H70V14H72ZM81 11H80V12L77 11L76 13L74 12L73 15H74V14L77 15V13L80 14V15L77 16V17H79L80 19H82V21H84V20H83V17H82V18L80 17V16H81V13H82ZM97 11L100 13L101 9H100V10H97ZM97 11H96V13H98ZM112 11H113V10H112ZM123 11H124V10H123ZM146 11H145V12H146ZM231 11H232V10H231ZM235 11H236V10H235ZM0 12H1V10H0ZM2 12H3V11H2ZM2 12H1V13H2ZM11 12H12V11H11ZM11 12H10V13H11ZM16 12H17V11H16ZM19 12H20V11H18V13H19ZM25 12H27V11H25ZM35 12H34V13H35ZM42 12H43V11H42ZM54 12H55V11H54ZM57 12H59V10H56L55 15L58 14ZM61 12H64V13H65V9H64L63 11H61ZM91 12H92V11H91ZM93 12H94V11H93ZM148 12H149V10L147 11V13H148ZM179 12H180V11H179ZM4 13L6 14V11H5ZM8 13L6 14V16H8ZM21 13H23V12H22V11L20 12V16H21ZM34 13H33V16L36 14V13H35V14H34ZM67 13H68V12H67ZM87 13H88V12H87ZM96 13H94V14H96ZM105 13H106V12H105ZM111 13H112V12H111ZM118 13H119V12H118ZM121 13H122V12H121ZM121 13H120V14H121ZM124 13H125V12H124ZM137 13H138V12H137ZM153 13H155V12L153 11ZM156 13H157V12H156ZM163 13H164V12H163ZM168 13H169V12H168ZM175 13H176V12H175ZM184 13H185V12H184ZM187 13H188V11H187ZM232 13H233V11H232ZM14 14H15V12H14ZM38 14H39V13H38ZM43 14H44V13H43ZM43 14H42V15H43ZM51 14H53V13H51ZM59 14H60V12H59ZM59 14L56 15V16H58V17L55 18V19H58V18H59V16L61 15V14H60V15H59ZM68 14H69V13H68ZM113 14H114V13H113ZM122 14H123V13H122ZM135 14H136V13H135ZM138 14H139V13H138ZM138 14H136V15H138ZM140 14H141V13H140ZM140 14H139V15H140ZM185 14H186V13H185ZM234 14H235V12H234ZM243 14H245V13H243ZM252 14H253V13H252ZM22 15L24 16L25 14L23 13ZM27 15H28V13H27ZM47 15H48V14H47ZM62 15H63V14H62ZM65 15H67V14H65ZM65 15H64V16H65ZM82 15H85V14H82ZM131 15H132V14H131ZM141 15H142V14H141ZM141 15H140V16H141ZM145 15H146V14H145ZM158 15H159V14H158ZM158 15H157V16H158ZM160 15H162L161 12H160ZM187 15H188V14H187ZM10 16L13 17V14L10 15ZM17 16H18V15H17ZM31 16H32V15H31ZM33 16H32V20H33ZM36 16H37V14H36ZM48 16H52V15L49 14ZM53 16H54V14H53ZM105 16H106V15H105ZM109 16H110V15H109ZM122 16H124V14H123ZM129 16H130V13H129ZM143 16H144V13H143ZM143 16H141V17H143ZM146 16H147V15H146ZM154 16H156V15H154ZM243 16H244V15H243ZM4 17H5V16H4ZM8 17H9V16H8ZM14 17H16V15H15ZM14 17H13V18H14ZM24 17H26V19L28 18L27 16H24ZM38 17H39V15H38ZM40 17H42V16H40ZM61 17H62V16H60V18H61ZM67 17H68V16H67ZM74 17H75V16H74ZM94 17H95V15H94ZM99 17H101V14H100ZM110 17H111V16H110ZM125 17H126V16H125ZM127 17H128V16H127ZM144 17H145V16H144ZM163 17H164V15H163ZM170 17H171V16H170ZM251 17H252V16H251ZM1 18H2V17H1ZM1 18H0V19H1ZM13 18H12V19H13ZM16 18H17V17H16ZM29 18H30V17H29ZM35 18H36V17H35ZM60 18H59V19H60ZM68 18H70V17H68ZM122 18H123V17H122ZM137 18H138V17H136V19H137ZM248 18H249V17H248ZM9 19H11V18H9ZM14 19H15V18H14ZM42 19L44 20V19H46V18H42ZM49 19H50V18H49ZM51 19H52V17H51ZM59 19H58V20H59ZM65 19H67V18H65ZM71 19H73V18H71ZM77 19H78V18H77ZM80 19H79V20H80ZM90 19H91V18H90ZM117 19H118V18H117ZM128 19H129V18H128ZM130 19H132V18H130ZM142 19H144V18H141L140 20L142 21ZM170 19H171V18H170ZM175 19H177V18H175ZM187 19H188V17H187ZM245 19H246V18H245ZM15 20H16V19H15ZM15 20H12V21H15ZM19 20H20V18H19ZM21 20H23V18H21ZM35 20H36V19H34V21H35ZM40 20H41V18H40L39 20H37V21H40ZM46 20H47V19H46ZM46 20H45V21H46ZM58 20H56V21H58ZM60 20L63 21V19H60ZM60 20H59V21H60ZM69 20H70V19H69ZM107 20H108V18H107ZM113 20H114V19H113ZM132 20H133V19H132ZM134 20H135V18H134ZM134 20H133V21H134ZM145 20H146V19H145ZM148 20H149V19H148ZM152 20H155V18L152 19ZM161 20H162V18H161ZM182 20H183V19H182ZM3 21H4V20H3ZM8 21H10V20L7 19L6 22L8 23ZM23 21H24V20H23ZM23 21H22V22H23ZM27 21H30V20H27ZM34 21H32V22H34ZM53 21L55 22V20H53V19H52V21H49L50 24H52ZM59 21H58V22H59ZM67 21H68V20H67ZM67 21H66V22L63 21L62 24H63L64 22L67 24V23H68ZM70 21H71V20H70ZM80 21H81V20H80ZM137 21H138V20H137ZM156 21H157V20H156ZM172 21H173V20H172ZM187 21H188V20H187ZM235 21H236V18H235ZM237 21H238V20H237ZM242 21H243V20H242ZM4 22H5V21H4ZM6 22H5V23L2 22L3 25H4V24L6 25ZM10 22H11V21H10ZM17 22H18V20H17L15 23H17ZM19 22H20V21H19ZM25 22H26V20H25ZM35 22H36V21H35ZM43 22H44V21H43ZM46 22H48V21H46ZM54 22H53V26H54V24H55ZM60 22H61V21H60ZM75 22H76V24H77L78 26H80V25L77 23L76 20H75ZM85 22H86V20H85ZM96 22H97V21H96ZM99 22H100V21H99ZM113 22H114V21H113ZM129 22H130V21H129ZM138 22H139V21H138ZM145 22H146V21H145ZM147 22H149V21H147ZM153 22H154V21H153ZM181 22H182V21H181ZM232 22H233V21H232ZM252 22H253V21H252ZM11 23H13V22H11ZM15 23H13V24H15ZM26 23H27V24H26ZM26 23L23 24V27H24V28H25V26H24L25 24H26V26L28 25L27 27H29L28 22H26ZM30 23H31V21H30ZM44 23H45V22H44ZM44 23H42V21H41V23L39 22L40 25H41V24H44ZM65 23L63 24V26H65ZM72 23H73V22H72ZM79 23H80V22H79ZM81 23H82V22H81ZM92 23H93V22H92ZM121 23H122V22H121ZM123 23H124V22H123ZM132 23H133V22H132ZM132 23H129V24L132 25ZM134 23H135V22H134ZM150 23H151V22H150ZM158 23H159V22H158ZM164 23H165V22H164ZM172 23H173V22H171V24H172ZM183 23H184V22H183ZM230 23H231V22H230ZM35 24H36V23H35ZM39 24H38V25H39ZM57 24H58V23H57ZM57 24H55V26H56ZM70 24H71V23L68 24L69 27H70ZM76 24L74 25V27L76 26ZM86 24H87V23H86ZM98 24H99V23H98ZM135 24H136V23H135ZM153 24H154V23H153ZM161 24H163V23H161ZM165 24H167V23H165ZM179 24H180V22H179ZM228 24H229V23H228ZM238 24H239V23H238ZM3 25H2V26H3ZM5 25H4V26H5ZM21 25H22V24L19 23L18 26H20L21 28H23ZM40 25H39V26H40ZM60 25H61V24H60ZM91 25H92V24H91ZM126 25H127V23H125V25H123V26H124V27H127L128 25H127V26H126ZM130 25L128 26V28H132V27H130ZM176 25H177V22H176ZM176 25H175V26H176ZM189 25H190V24H189ZM226 25H227V24H226ZM241 25H242V24H241ZM0 26H1V25H0ZM2 26H1V28H2ZM10 26H11V25H9L8 28H6V29H9ZM15 26H17V25H15ZM31 26H32V24H31ZM33 26H34V25H33ZM36 26H37V25H36ZM39 26H37V28H38ZM42 26H43V25H42ZM42 26H40L38 30L41 31ZM45 26H46V25H45ZM49 26H50V25H49ZM49 26H48V27H49ZM68 26H67V27H68ZM81 26L84 27V26H86V25L83 24V25H81ZM81 26H80V28H78V31H79V29H80V30L82 29ZM92 26H93V25H92ZM92 26H91V27H92ZM110 26H112V25H110ZM110 26H109V27H110ZM115 26H116V25H115ZM118 26H119V25H118ZM133 26H134V25H133ZM139 26H140V25H139ZM144 26H145V25H144ZM151 26H152V25H151ZM158 26H159V25H158ZM161 26H163V25H161ZM167 26H168V25H167ZM167 26H166V28H167ZM172 26H173V24H172ZM177 26H178V25H177ZM179 26H180V25H179ZM237 26H239V25H237ZM6 27H7V25H6ZM12 27H13V26H12ZM51 27H52V25H51ZM56 27H57V26H56ZM58 27H59V26H58ZM58 27H57V29H56V32H57L58 29H60V28H58ZM61 27H62V26H61ZM69 27H68V28H69ZM87 27H88V25H87ZM94 27H95V26H94ZM124 27H123V29H124ZM134 27L137 28L136 25H135ZM148 27H149V26H148ZM148 27H147V28H148ZM156 27H157V26H156ZM186 27H187V26H186ZM226 27H228V26H226ZM226 27H225V28H226ZM3 28H4V27H3ZM3 28H2V29H3ZM13 28H14V27H13ZM17 28H18V27H16V30H17ZM30 28H31V27H30ZM30 28H28V29H30ZM37 28H36V29H37ZM43 28L46 29L47 26H46V28H45V27H43ZM49 28H50V27H49ZM49 28H48V29H49ZM63 28H66V27H63ZM92 28H93V27H92ZM106 28H107V27H106ZM138 28H139V27H138ZM145 28H146V27H145ZM158 28H159V27H158ZM182 28H183V27H182ZM4 29H5V28H4ZM28 29H26V32H27ZM36 29H35V28H34V29L31 28L30 32L35 30L34 32L37 33L36 31H38V30H36ZM73 29H74V28H73ZM114 29H115V28H114ZM150 29H151V28H150ZM160 29L162 30V28H160ZM227 29H228V28H227ZM0 30H1V29H0ZM20 30H21V29H20ZM22 30L24 31L25 29H22ZM42 30H43V29H42ZM51 30H52V29H51ZM54 30H55V29H54ZM61 30H64V29H61ZM75 30H77V27H76ZM82 30H83V29H82ZM121 30H122V29H121ZM131 30H132V29H131ZM134 30H135V28H134ZM148 30H149V29H148ZM155 30H156V29H155ZM158 30H159V29H158ZM164 30H165V29H164ZM169 30H170V29H169ZM169 30H168V31H169ZM172 30H173V27H172ZM177 30H178V29H177ZM181 30H182V29H181ZM188 30H189V29H188ZM17 31H19V30H17ZM28 31H29V30H28ZM44 31H45V30H44ZM46 31L48 32V31H50V29H49V30L46 29ZM83 31H84V30H83ZM89 31H90V30H89ZM116 31H117V30H116ZM119 31H120V29H119ZM119 31H118V32H119ZM142 31H143V30H142ZM162 31H163V30H162ZM162 31H161V32H162ZM165 31H167V30H165ZM184 31H185V30H184ZM226 31H227V30H226ZM1 32L3 33L4 30L1 31ZM6 32H7V31H6ZM6 32H5V33H6ZM10 32H11V31H10ZM12 32H13V30H12ZM14 32L16 33L15 30H14ZM21 32H22V31H21ZM53 32H54V31H53ZM59 32H61V31H59ZM62 32H63V31H62ZM62 32H61V37H62V35H63V37H64V34H62ZM79 32H81V31H79ZM79 32H78V33H79ZM85 32H87V31H85ZM112 32L114 33V31H112ZM154 32H155V31H154ZM154 32H153V33H154ZM169 32H170V33H173V32H171V31H169ZM176 32H179V34H181L180 32H182V31L178 30V31H176ZM19 33H20V32H19ZM24 33H25V32H24ZM35 33H34V34H35ZM51 33H52V31H51ZM54 33H55V32H54ZM57 33H58V32H57ZM64 33H65V30H64ZM68 33H70V32H68ZM71 33H72V32H71ZM74 33H75V32H74ZM108 33H109V32H108ZM110 33H111V32H110ZM129 33H131V32H129ZM138 33H139V32H137V34H138ZM144 33H145V32H144ZM147 33H149V32L147 31ZM156 33H158V32H156ZM163 33H164V32H163ZM165 33H167V36L169 35L168 32H165ZM165 33H164V34H165ZM174 33H175V32H174ZM8 34H9V32H8ZM8 34H6V35H7V39H9V38H8ZM32 34H33V33H32ZM39 34H40V33H39ZM43 34H44V36H45V34H47V33H43ZM49 34H50V33H48L47 35L49 36ZM76 34H77V32H76ZM81 34H82V32H81ZM86 34H87V33H86ZM102 34H103V33H102ZM126 34H127V33H126ZM132 34H133V33H132ZM140 34H141V33H140ZM140 34H139V35H140ZM159 34H160V33H159ZM164 34H163V35H164ZM179 34H178V35H179ZM186 34H187V33H186ZM1 35H2V34H1ZM1 35H0V36H1ZM10 35H11V34H10ZM13 35H14V34L12 33L11 36H13ZM16 35H17V34H15V37H16ZM37 35H38V34H37ZM40 35H42V33H41ZM53 35H54V34H53ZM56 35H58V34H56ZM56 35H55V36H56ZM59 35H60V34H59ZM72 35H73V34H72ZM89 35H90V34H89ZM94 35H95V34H94ZM100 35H101V34H99V36H100ZM111 35H113V34H111ZM115 35H116V34H115ZM124 35H125V34H124ZM134 35H136V34H134ZM155 35H156V34H154V36H155ZM163 35H162V36H163ZM178 35H177V36H178ZM4 36H5V35H4ZM4 36H2V37H4ZM27 36H28V34H27ZM29 36H30V35H29ZM34 36H35V35H34ZM55 36H54V38H53V36H52V38H53L54 40H51V41L54 42V46H55L56 44H57V45L60 44V42L63 40L60 36H56L57 39L60 37V38H59V41H60V42L57 43V42L55 41V39H56ZM74 36H75V35H74ZM81 36H82V35H81ZM81 36H80L79 39H81ZM83 36H84V35H83ZM132 36H133V35H132ZM145 36H146V35H145ZM149 36H150V35H148L147 39L149 38ZM156 36H157V35H156ZM160 36H161V34H160ZM160 36H159V37H160ZM162 36H161V37H162ZM167 36H166V37H167ZM170 36H172V34H170ZM177 36H176V37H177ZM5 37H6V36H5ZM19 37H20V35L18 36V38H19ZM21 37H22V35H21ZM24 37L26 38V33L24 34ZM30 37H31V36H30ZM32 37H33V35H32ZM35 37H36V36H35ZM66 37H67V36H66ZM68 37H70V36H68ZM68 37H67V38H68ZM75 37H77V36H75ZM85 37H86V35H85ZM87 37H88V36H87ZM89 37H90V36H89ZM117 37H118V34H117L116 38H117ZM120 37H121V36H120ZM123 37H124V36H122V39H124V41H126L125 38H123ZM140 37H141V35H140ZM142 37H143V36H142ZM150 37H151V36H150ZM152 37H153V35H152ZM166 37H165V38H166ZM182 37H183V36H182ZM10 38H11V37H10ZM13 38H14V37H13ZM18 38H17V39H18ZM28 38H29V37H28ZM42 38H43V37H42ZM44 38H45V37H44ZM49 38H50V37H49ZM49 38H48V39H49ZM64 38H65V37H64ZM116 38H115V40H116ZM143 38H144V37H143ZM154 38H155V37H154ZM156 38H157V37H156ZM156 38H155V39H156ZM170 38H171V37H170ZM170 38H169V39H170ZM173 38H174V36H173L171 39L174 40ZM191 38H192V37H190V39H191ZM0 39H1V37H0ZM20 39H21V38L18 39L19 42H20ZM30 39H31V38H30ZM30 39H29V40H26V39H25V40H26L27 42L30 43V41H31L32 39L34 40V37H33L31 40H30ZM37 39H38V38H36L35 40H37ZM39 39H40V36H39ZM39 39H38V40H39ZM50 39H51V38H50ZM50 39H49V42H51ZM60 39H62V40H60ZM65 39H66V38H65ZM72 39H74V37H73ZM77 39H78V38H77ZM83 39H84V37H82L81 40H83ZM103 39H105L104 36H103L102 40H103ZM112 39H113V38H112ZM126 39H127V38H126ZM138 39H139V38H138ZM158 39H160V38H158ZM158 39H157V40H158ZM166 39H167V38H166ZM178 39H179V38H178ZM180 39H181V41H182V38H181V37H180ZM180 39H179V40H180ZM15 40H16V39H15ZM42 40H43V39H41V41H40V40H39V41H40V42H43ZM66 40H68V39H66ZM85 40L87 41L86 38H85ZM85 40H84L83 43H85ZM89 40H90V39H89ZM99 40H100V39H99ZM109 40H111V39H109ZM136 40H137V39H136ZM162 40H164V38H163ZM183 40H184V39H183ZM185 40H186V39H185ZM1 41H2V40H1ZM5 41H6V40H4V43H5ZM7 41H9V42L13 41V42H14V40H13L12 38H11V41H10V39L7 40ZM16 41H17V40H16ZM39 41H38V43H39ZM57 41H58V40H57ZM75 41H76V39H75ZM90 41H91V40H90ZM105 41H106V40H105ZM112 41H113V40H112ZM151 41H152V40H151ZM160 41H161V39H160ZM160 41H159V42H160ZM164 41H165V40H164ZM164 41H163V42H164ZM176 41H177V39H176ZM176 41H175V42H176ZM13 42H11V43H13ZM19 42H18V43H19ZM21 42L23 43V40H21ZM46 42H47L48 44H50L48 41H46ZM62 42H64V41H62ZM73 42H74V41H73ZM87 42H88V41H87ZM102 42H103V41H102ZM107 42H108V41H107ZM161 42H162V41H161ZM167 42H168V41H167ZM169 42H170V41H169ZM169 42H168V43H169ZM187 42H188V41L186 40V43H187ZM4 43H2V44L4 45ZM15 43H16V42H15ZM18 43H16V44H18ZM64 43H65V42H64ZM95 43H96V42H95ZM98 43H99V41H98ZM116 43H117V41H116ZM118 43H119V40H118ZM120 43H121V42H120ZM124 43H126V42H124ZM164 43L166 44V42H164ZM173 43H174V42H172L171 44H173ZM179 43H180V41H179ZM224 43H225V42H224ZM244 43H245V42H244ZM255 43H256V42H255ZM255 43H254V44H255ZM2 44H0V46H1ZM6 44H7V43H6ZM9 44H10V43H9ZM35 44H36V42H34L33 46H36V47H37V45H35ZM79 44H80V43H79ZM113 44H114V43H113ZM113 44H112V45H113ZM139 44H140V43H139ZM144 44H145V43H144ZM150 44H151V43H150ZM154 44H155V43H154ZM160 44H162V43H160ZM247 44H248V43H247ZM12 45H13V44H12ZM20 45H21V47H22V44H20ZM23 45H26V43H24ZM27 45H28V44H27ZM27 45H26V46H27ZM38 45H39V44H38ZM46 45H47V44H46ZM46 45L44 44L45 47H47ZM51 45H52V43H51ZM63 45H64V44H63ZM69 45H70V44H69ZM81 45H82V44H81ZM87 45H88V43H87ZM91 45H92V43H91ZM93 45H94V44H93ZM95 45H96V44H95ZM110 45H111V44H110ZM168 45L170 46V43H169ZM180 45H181V44H180ZM17 46H19V45H17ZM33 46H32V49H33ZM59 46H61V45H59ZM71 46H72V42H71ZM82 46H83V45H82ZM106 46H107V44H106ZM120 46H122V44H121ZM124 46H125V45H124ZM151 46H152V45H151ZM155 46H156V45H155ZM155 46H154V47H155ZM169 46H168V47H169ZM171 46H172V45H171ZM171 46H170V47H171ZM248 46H249V45H248ZM2 47H3V46H2ZM15 47H16V45H15ZM24 47H25V46H24ZM27 47H29V45H28ZM27 47H26V48H27ZM30 47H31V46H30ZM36 47H34V48H35L34 50H36ZM38 47H39V46H38ZM41 47H42V46H41ZM49 47L51 48L50 45H49ZM90 47H91V46H90ZM113 47H114V46H113ZM134 47H135V46H134ZM143 47H144V46H143ZM163 47H165V46H163ZM166 47H167V46H166ZM174 47H175V45L173 44L172 49H173ZM176 47H177V46H176ZM6 48H7V47H6ZM10 48H11V46L9 45V48H7V49L10 50ZM18 48H20V47H18ZM18 48H17V49H18ZM56 48H57V47H56ZM68 48H69V46H68ZM79 48H81V46H80ZM110 48H111V47H110ZM116 48H117V46H116ZM121 48H122V47H121ZM124 48H125V47H124ZM128 48H129V46H128ZM132 48H133V46H132ZM0 49H1V48H0ZM2 49H3V48H2ZM17 49L15 48V50H17ZM27 49H28V48H27ZM51 49H52V48H51ZM65 49H66V47H65ZM71 49H72V48H71ZM74 49H75V47H74ZM77 49H78V46H77ZM99 49H100V48H99ZM119 49H120V47H119ZM138 49L141 50V48H138ZM138 49H137V50H138ZM154 49H155V48H154ZM159 49H161V46H159ZM241 49H242V48H241ZM5 50H6V49H5ZM18 50H20V49H18ZM18 50H17V51H18ZM21 50L25 52V50H24L23 48H22ZM40 50H41V49H40ZM40 50H39V51H40ZM48 50H49V52H50V49H48ZM62 50H64V48H63ZM69 50H70V49H69ZM69 50H68V51H69ZM84 50H85V49H84ZM112 50H114V49H112ZM117 50H118V49H117ZM135 50H136V49H135ZM143 50H144V49H143ZM146 50H147V49H146ZM164 50H165V48H164ZM167 50H168V49H167ZM179 50H180V48H179ZM179 50H178V51H179ZM220 50H221V49H220ZM224 50H225V49H224ZM1 51H2V50H1ZM1 51H0V52H1ZM3 51H4V50H3ZM11 51H12V49H11ZM13 51H14V50H13ZM36 51L38 52V49H37ZM41 51H45V49H42ZM41 51H40L39 53H40V54H44V52L41 53ZM46 51H47V50H46ZM54 51H56V50H54ZM57 51H59V48H58ZM57 51H56V53H57ZM66 51H67V50H66ZM70 51H71V50H70ZM79 51H80V50H79ZM82 51H83V50H82ZM87 51H88V50H87ZM108 51H109V50H108ZM127 51H128V50H127ZM131 51H132V50H131ZM154 51H155V50H154ZM157 51H158V50H157ZM171 51H172V50H171ZM183 51H184V50H183ZM233 51H234V50H233ZM14 52H15V51H14ZM14 52H12L13 55L10 54V55H11L10 57L15 56V55H18L19 52H21V51H19V52H18L17 54H15V55H14ZM24 52H23V54H25V53H27V52L30 53V52H33V50L30 51V49H29V50H27V52H25V53H24ZM47 52H48V51H47ZM52 52H53V50H52ZM60 52H62V51L60 50ZM128 52H129V51H128ZM139 52H140V51H139ZM162 52H163V50H162ZM164 52H165V51H164ZM181 52H182V51H181ZM225 52H226V50H225ZM10 53H11V52H10ZM50 53H51V52H50ZM53 53H54V52H53ZM62 53H63V52H62ZM64 53H65V51H64ZM67 53H68V52H66V54H64V56L67 55ZM109 53H110V52H109ZM130 53H131V52H129V54H130ZM146 53H147V52H146ZM160 53H161V52H160ZM170 53H171V52H170ZM172 53H173V51H172ZM178 53H180V51H179ZM233 53H234V52H233ZM1 54H2V52H1ZM47 54H48V53H46V55H47ZM51 54H52V53H51ZM54 54H55V53H54ZM54 54H53V55H54ZM60 54H61V53H60ZM60 54H59V56H60ZM69 54H70V53H68V55H69ZM104 54H105V53H104ZM107 54H108V53H107ZM126 54H127V53H126ZM158 54H159V53H158ZM176 54H177V53H176ZM194 54H195V53H194ZM194 54H193V55H194ZM219 54L221 55V53H219ZM231 54H232V53H231ZM5 55H7V54H5ZM5 55H4V56H5ZM25 55H28V56H29V54H25ZM36 55H37V54H36ZM36 55H35V56H36ZM48 55H49V54H48ZM70 55H71V54H70ZM76 55H77V54H76ZM81 55H82V54H81ZM131 55H132V54H131ZM148 55H149V53H148ZM150 55H151V54H150ZM177 55H178V54H177ZM200 55H201V54H200ZM205 55H206V54H205ZM223 55H225V54H223ZM235 55H236V54H235ZM19 56H21V55H18V57H19ZM22 56H23V55H22ZM38 56H40V55H37V57H38ZM41 56H42V55H41ZM56 56H58V55H56ZM56 56H55V57H56ZM59 56H58V58H59ZM61 56H62V55H61ZM91 56H92V55H91ZM127 56H128V55H127ZM154 56H156V55L154 54ZM160 56H161V55H160ZM166 56L168 57V54H167ZM169 56H170V55H169ZM208 56H209V55H208ZM228 56H229V55H228ZM7 57H8V55H7ZM7 57H6V60H3L5 63L7 62ZM31 57H33L32 54H31ZM31 57H29V58L31 59ZM42 57H43V56H42ZM49 57H50V56H48V58H46V59H44V57H43V58H40L41 61H42V63H43L42 66H43V65L45 66L43 60H48ZM62 57H63V56H62ZM65 57H67V60H69V62H71L70 59H68V56H65ZM69 57H70V56H69ZM79 57L81 58V56H79ZM79 57H78V58H79ZM82 57H83V55H82ZM97 57H98V56H96V59H97ZM101 57H102V56H101ZM114 57H115V56H114ZM120 57H121V56H120ZM120 57H119V58H120ZM131 57H132V56H131ZM147 57H149V56H146V58H147ZM151 57H153V53H152V56H151ZM156 57H157V56H156ZM156 57H154V59H157ZM162 57H163V54H162ZM162 57H161V58H162ZM175 57H176V56H175ZM180 57H181V56H180ZM184 57H185V55H184ZM192 57H193V56H192ZM197 57H198V56H197ZM204 57H205V56H204ZM1 58H2V57L0 56V60H1ZM16 58H17V56H16L14 59L16 60ZM22 58H24V57H22ZM53 58H54V56H53ZM60 58H61V57H60ZM71 58H72V56H71ZM75 58H77V57H75ZM78 58H77V59H78ZM111 58H112V56H111ZM134 58H135V57H134ZM146 58H145V59H146ZM161 58H160V60L163 62V59H161ZM199 58H201V56H200ZM218 58H220V56H218ZM2 59H4V58H2ZM8 59H9V57H8ZM10 59H12V58H10ZM10 59L8 60V62L10 61ZM25 59H26V63L28 64V63H29V61H27L28 58H25ZM36 59H37V60H40L39 57L36 58ZM36 59H34V60H36ZM42 59H43V60H42ZM55 59H57V57H56ZM55 59H54V61H55ZM64 59H66V58H64ZM81 59H82V58H81ZM86 59H87V58H86ZM151 59H152V58H151ZM180 59L182 60V58H180ZM193 59H194V58H193ZM202 59H203V58H202ZM207 59H209V58H207ZM212 59H213V58H212ZM15 60H14V61H15ZM18 60H19V58L17 59V62H16V61H15V62L19 65L21 60H19V61H18ZM52 60H53V59L51 58V65H50V66H52V62H53ZM100 60H101V59H100ZM164 60H165V59H164ZM183 60H184V59H183ZM190 60H192V59H190ZM217 60H218V62H219V59H217ZM3 61H0V62H3ZM14 61H13V63H9V65H12V64L14 65V64H16ZM30 61H31V60H30ZM48 61H49V60H48ZM60 61H61V60H60ZM75 61H76V60H75ZM80 61H81V60H80ZM102 61H103V60H102ZM102 61H101V62H102ZM115 61H117V60H115ZM120 61H121V59H120ZM138 61H139V60H138ZM149 61H150V60H149ZM200 61H201V59H200ZM222 61H223V60H222ZM228 61H229V60H228ZM235 61H236V60H235ZM8 62H7L6 64H8ZM18 62H19V63H18ZM22 62H23V61H22ZM31 62H33V61H31ZM31 62H30V64H31ZM49 62H50V61H49ZM55 62H57V60H56ZM58 62H59V60H58ZM58 62H57V63H58ZM62 62H64V61H62ZM65 62H66V61H65ZM69 62H68V63H69ZM85 62H86V61H85ZM113 62H114V61H113ZM130 62H131V61H130ZM130 62H129V64H130ZM141 62H142V61H141ZM159 62H160V61H159ZM202 62H203V61H202ZM229 62H231V61H229ZM5 63H4V65H5ZM35 63H36V61H35ZM35 63H33V64L36 65V66H38V65H37L38 63H37V64H35ZM39 63H41V62H39ZM59 63H60V62H59ZM71 63H72V62H71ZM76 63H77V62H76ZM82 63H83V61H82ZM96 63H97V62H96ZM139 63H140V62H139ZM146 63H147V61H146ZM157 63H158V61H157ZM189 63H190V61H189ZM191 63H193V62H191ZM197 63H198V61H197ZM211 63H213V62H211ZM219 63H220V62H219ZM219 63H218V64H219ZM0 64H1V63H0ZM17 64H16V65H17ZM22 64H25V62H23ZM48 64H50V63L47 62V65H48ZM53 64H54L55 67H56V66H59V65H56L54 62H53ZM73 64H74V62L72 63V65H73ZM106 64H107V63H106ZM148 64H149V63H147V64H145V65H148ZM159 64H160V63H158V65H159ZM161 64H164V65H165V61H164V63H161ZM166 64H167V63H166ZM169 64H170V63H169ZM182 64H183V63H182ZM184 64H185V63H184ZM206 64H207V63H206ZM228 64H229V63H228ZM9 65H7V66H9ZM13 65H12V67H13ZM16 65H15V67H16ZM34 65H33V66H34ZM60 65H61V63H60ZM70 65H71V64H70ZM82 65L85 66L84 64H82ZM97 65H98V63H97ZM107 65H108V64H107ZM109 65H110V64H109ZM119 65H120V64H119ZM119 65H117V66H119ZM121 65H122V61H121ZM123 65H124V64H123ZM136 65H137V64H136ZM140 65H141V64H140ZM174 65H175V64H174ZM187 65H188V63H187ZM2 66H3V64H2ZM23 66H24V65H22V68H23ZM25 66H26V64H25ZM25 66H24V67H25ZM27 66H29V64H28ZM40 66H41V65H40ZM40 66H39V68H40ZM42 66H41V67H42ZM50 66H49V67H50ZM63 66L66 67V65H63ZM94 66H95V65H94ZM134 66H135V65H134ZM134 66H133V67H134ZM137 66H138V65H137ZM142 66H143V64H142ZM142 66H141V67H142ZM150 66H151V65H150ZM153 66H154V65H152V67H153ZM161 66H162V65H161ZM211 66H212V64H211ZM214 66H215V65H214ZM247 66H248V65H247ZM5 67H6V65H5ZM5 67H3V69H4ZM12 67H10V68L12 69ZM17 67H21V65H19V66H17ZM17 67L15 68L16 70H15V69H14V70L17 71V73H19V71L17 70ZM30 67H31V69H32V66H31V65H30ZM30 67H29V69H30ZM49 67L47 66V68H49ZM55 67H53V68H55ZM65 67H64V68H65ZM75 67H76V66H75ZM92 67H93V66H92ZM92 67L90 68L91 71H92ZM135 67H136V66H135ZM147 67H148V66H147ZM158 67H159V66H158ZM228 67H230V66H228ZM1 68H2V67H0V70L3 71ZM22 68H19V70L22 69ZM26 68H27V67H26ZM39 68L36 67V68H34V70L36 69L35 71H37V70H39ZM58 68H59V67H58ZM61 68H62V67H61ZM61 68H60V69H61ZM70 68H71V67H69L68 69H70ZM76 68H77V67H76ZM79 68H80V67H79ZM96 68L98 69V66H97ZM110 68H111V67H110ZM112 68H113V67H112ZM114 68H116V67H114ZM121 68H122V66H121ZM121 68H120V69H121ZM142 68H143V67H142ZM201 68H202V67H201ZM217 68H218V67H217ZM226 68H227V67H226ZM7 69L9 70V68H7ZM41 69H42V68H41ZM41 69H40L39 71H41ZM43 69H44V68H43ZM43 69H42V70H43ZM45 69H46V68H45ZM51 69H52V68H50L49 70H51ZM60 69H59V70H60ZM65 69H66V68H65ZM85 69H86V68L84 67V70H85ZM101 69H102V68H101ZM132 69H134V68H132ZM137 69H139V68L137 67ZM144 69H146V67H145ZM182 69H183V68H182ZM186 69H187V68H186ZM192 69H193V68H192ZM206 69H207V68H206ZM14 70H12V71L14 72ZM25 70H26V69H25ZM49 70H48V72H49ZM53 70H54V69H53ZM66 70H67V69H66ZM74 70H75V69H74ZM79 70H80V69H79ZM81 70H82V68H81ZM86 70H87V69H86ZM111 70H112V69H111ZM117 70H118V69H117ZM117 70H116V71H117ZM146 70H147V69H146ZM149 70H150V69H149ZM149 70H148V72H149ZM152 70H153V69H152ZM156 70H157V68L155 69V71H156ZM160 70H161V69H160ZM163 70H164V69H163ZM178 70H179V69H178ZM219 70H220V68H219ZM1 71H0V72H1ZM21 71H22V70H21ZM26 71H28V69H27ZM35 71H34V72H35ZM51 71H52V70H51ZM51 71H50V72H51ZM55 71H56V70H55ZM57 71H58V70H57ZM61 71H62V69H61ZM87 71H88V73L90 72L89 70H87ZM87 71H86V72H87ZM114 71H115V70H114ZM123 71H124V69H123ZM137 71H138V70H137ZM140 71H141V69H140ZM168 71H169V70H168ZM173 71H174V70H173ZM181 71H182V70H181ZM193 71H194V70H193ZM199 71H200V70H199ZM209 71H210V70H209ZM223 71H224V70H223ZM247 71H248V70H247ZM13 72H12V73H13ZM24 72H25V71H24ZM24 72H23V73H24ZM29 72H30V71H29ZM43 72H44V70H43ZM46 72H47V70L45 71V74H44V75H45V79H47V78H46V76H47V75H46ZM62 72H64V70H63ZM73 72H74V71H73ZM93 72H94V70H93ZM102 72H103V71H102ZM105 72H106V71H105ZM110 72L113 73L112 71H110ZM117 72H118V71H117ZM132 72H133V71H132ZM166 72H167V70H166ZM213 72H214V71H213ZM233 72H234V71H233ZM1 73H2V72H1ZM9 73H11V72L9 71ZM14 73H15V75H19V74H17L16 72H14ZM14 73H13V75L10 74V76H12V78L14 77ZM27 73H28V72H27ZM40 73H41V72H40ZM51 73H52V72H51ZM64 73H66V72H64ZM70 73H71V70H70ZM82 73L84 74L85 71H84V72L82 71ZM88 73H87V74H88ZM97 73H99V72L97 71ZM100 73H101V72H100ZM111 73H110V74H111ZM130 73H131V72H130ZM135 73H136V72H135ZM154 73L156 74V73H158V72H154ZM154 73H153V74H154ZM161 73H162V72H161ZM161 73H160V74H161ZM179 73H180V72H178L177 74L179 75ZM181 73H182V72H181ZM206 73H207V71H206ZM226 73H227V72H226ZM2 74H3V73H2ZM2 74H0L1 77H2ZM21 74H22V73H21ZM25 74H26V72H25L24 75H23L24 77L27 75V74H26V75H25ZM35 74H36V73H35ZM35 74L33 75V69H32V72L30 73V75H33L34 78H35ZM37 74H39V73H37ZM37 74H36V75H37ZM54 74H55V73H54ZM67 74H69V73H67ZM71 74H72V73H71ZM76 74H77V73H76ZM80 74H81V73H80ZM89 74H90V73H89ZM146 74H147V73H146ZM169 74H170V73H169ZM197 74H198V73H197ZM208 74H209V73H208ZM208 74H207V75H208ZM213 74H214V73H213ZM213 74H212V76H213ZM3 75H4V74H3ZM44 75H43V76H44ZM51 75H53V74H51ZM59 75H60V73H59ZM61 75H62V73H61ZM69 75H70V74H69ZM72 75H73V74H72ZM84 75H85V74H84ZM84 75H83V76H84ZM90 75H91V74H90ZM92 75H93V73H92ZM115 75H117V74H115ZM137 75H138V74H137ZM137 75H136V76H137ZM142 75H143V74H142ZM165 75H166V73H165ZM185 75H186V74H185ZM199 75H200V74H199ZM210 75H211V74H210ZM226 75H227V74H226ZM5 76H6V75H5ZM5 76H4V77H5ZM28 76H29V75H28ZM28 76H27V77H28ZM37 76H38V75H37ZM37 76H36V77H37ZM40 76H42V75H40ZM40 76H39L38 78H40ZM48 76H49V74H48ZM54 76H55V75H54ZM54 76H51V77L55 78ZM56 76H57V78H58V75H57V74H56ZM62 76H64V74H63ZM78 76H80V75H78ZM81 76H82V75H81ZM83 76H82V77H83ZM87 76H88V75H87ZM87 76H86V78H87ZM94 76H96V75H94ZM94 76H93V77H94ZM123 76H124V75H123ZM139 76H140V74H139ZM147 76H148V75H147ZM147 76H146V77H147ZM150 76H151V74H150ZM182 76H183V75H182ZM197 76H198V75H197ZM200 76H202V75H200ZM214 76H215V75H214ZM250 76H251V75H250ZM1 77H0V78H1ZM4 77H3V78H4ZM17 77H18V76H17ZM24 77H23V79H24ZM66 77H67V76H66ZM73 77H75V76L70 77V78H71V81L74 80ZM93 77H92V78H93ZM102 77H103V76H102ZM159 77H160V76H159ZM163 77H164V75H163ZM167 77H168V76H167ZM177 77H179V76H177ZM192 77H193V76H192ZM204 77H205V76H204ZM223 77L225 78L226 76L223 75ZM246 77H247V76H246ZM246 77H245V78H246ZM3 78H1L0 80H3ZM5 78H6V77H5ZM7 78H8V77H7ZM7 78H6V79H7ZM19 78H20V77H19ZM19 78L16 80V83H18V82L20 83L21 78H20V80H19ZM25 78H26V77H25ZM29 78H30V77H29ZM34 78H33V80H35ZM42 78L44 79V77H42ZM42 78H41V79H42ZM64 78H65V77H64ZM72 78H73V80H72ZM84 78H85V77H84ZM98 78H99V77H98ZM104 78H105V77H104ZM109 78H110V77H109ZM113 78H114V76H113ZM124 78H125V76H124ZM150 78H151V77H150ZM150 78H147V79L150 80ZM152 78H153V76H152ZM161 78H162V77H161ZM193 78H194V77H193ZM201 78H202V77H201ZM207 78H208V77H207ZM227 78H228V77H227ZM247 78H248V77H247ZM15 79H16V78H15ZM15 79H14V81H15ZM23 79H22V80H23ZM41 79H40V80H41ZM43 79H42L41 81H44ZM88 79H89V77H88ZM118 79H119V78H118ZM133 79H134V78H133ZM137 79H138V77H137ZM162 79H164V78H162ZM180 79H181V78H180ZM187 79H188V78H187ZM194 79H195V78H194ZM203 79H204V78H203ZM4 80H5V79H4ZM8 80L10 81V78H9ZM33 80H32V81H33ZM47 80H48V79H47ZM62 80H63V79H62ZM64 80H65V79H64ZM64 80H63V81H64ZM76 80H77V78H75L74 81H76ZM83 80H84V79H83ZM90 80H91V79H90ZM93 80H94V79H93ZM96 80H98V79H96ZM102 80H103V79H102ZM104 80H105V79H104ZM120 80H121V79H120ZM124 80H125V81H128V80H126V79H124ZM140 80H141V79H140ZM9 81H8V83H9ZM14 81H13V83H15ZM17 81H18V82H17ZM30 81H31V79H30ZM35 81H36V80H35ZM41 81H40V83H41ZM49 81H52V80L49 79ZM53 81H54V80H53ZM53 81H52L51 83H53ZM77 81H78V80H77ZM77 81H76V82H77ZM80 81H81V78H80ZM125 81H124V82H125ZM150 81H151V80H150ZM166 81H167V80H166ZM202 81H203V80H202ZM222 81H223V80H222ZM6 82H7V81H5L4 84H6ZM10 82H12V79H11ZM24 82H26L25 79H24ZM28 82H29V81H28ZM47 82H48V81H47ZM60 82H61V81H60ZM66 82H67V80H66ZM86 82H88V80H87ZM89 82H90V81H89ZM103 82H104V81H103ZM108 82H109V81H108ZM133 82H134V81H133ZM141 82H142V81H141ZM170 82H172V81L170 80ZM174 82H176V81L174 80L172 83H174ZM179 82H180V81H179ZM253 82H254V81H253ZM0 83H1V82H0ZM2 83H3V82H2ZM13 83H12V84H13ZM16 83H15V84H16ZM19 83L16 84L15 88L19 85ZM21 83L23 84V81H21ZM26 83H27V82H26ZM31 83H32V82H31ZM34 83H35V82H34ZM34 83H33V84H34ZM40 83L37 84V82H36V83H35V84H36V87H37V85H39ZM42 83H43V82H42ZM42 83H41V84H42ZM51 83H48V84H49L50 86H51V85L53 86V84H51ZM55 83H56V82H55ZM57 83H58V82H57ZM68 83H69V85H70V81H69ZM71 83H73V82H71ZM77 83H78V82H77ZM84 83H85V82H84ZM84 83H83V84H84ZM110 83H111V82H110ZM129 83H130V82H129ZM139 83H140V82H139ZM145 83H146V82H145ZM147 83H148V82H147ZM147 83H146V84H147ZM161 83H163V82L161 81ZM181 83H182V82H181ZM208 83H209V82H208ZM234 83H235V82H234ZM240 83H241V82H240ZM12 84H11V85H12ZM15 84H14V85H15ZM27 84H28V83H27ZM35 84H34V85H35ZM43 84H44V83H43ZM64 84H65V83H64ZM64 84H63L62 88L64 87ZM73 84H74V86H75V82H74ZM79 84H80V83H78V84H76V85H79ZM89 84H90V83H89ZM105 84H106V83H105ZM112 84H113V82H112ZM126 84H127V82H126ZM153 84H154V83H153ZM168 84H169V82H168ZM168 84H167V85H168ZM170 84H171V83H170ZM177 84H178V83H177ZM179 84H180V83H179ZM199 84H200V83H199ZM220 84H221V83H220ZM231 84H232V83H231ZM1 85L3 86V84H1ZM20 85H21V84H20ZM55 85H56V84H55ZM55 85H54V86H55ZM58 85H59V83L57 84V86H58ZM61 85H62V84H61ZM65 85H66V84H65ZM69 85H68V86H69ZM93 85H94V84H93ZM97 85H98V84H97ZM103 85H104V84H103ZM116 85H117V83H116ZM127 85H129V84H127ZM151 85H152V83H151ZM151 85H150V87H151ZM161 85H162V84H161ZM182 85H183V84H182ZM207 85H208V84H207ZM210 85H211V84H210ZM6 86H7V85H6ZM9 86H10V84H9ZM22 86H23V85H22ZM27 86H28V85H27ZM27 86H26V87H27ZM32 86H33V85H32ZM50 86H48V87H50ZM81 86H82V85H80V87H81ZM99 86H100V85H99ZM123 86H124V84H123ZM129 86H130V85H129ZM137 86H139V85H137ZM144 86H145V84H144ZM154 86H155V85H154ZM163 86H164V85H163ZM258 86H259V85H258ZM11 87H13V86H11ZM24 87H25V86H24ZM33 87H34V86H33ZM36 87H35V88H36ZM39 87H40V86H39ZM39 87H38V88H39ZM44 87H45V86H44ZM48 87H47V85H46V88H48ZM60 87H61V86H60ZM76 87H78V86H76ZM76 87H75V88H76ZM80 87H79V88H80ZM86 87H87V84H86ZM96 87H97V86H96ZM117 87H118V85H117ZM117 87H115V88H117ZM134 87H135V86H134ZM134 87H132V88H134ZM159 87H160V86H159ZM166 87H167V86H166ZM169 87H170V86H169ZM171 87H172V86H171ZM171 87H170V88H171ZM179 87H180V86H179ZM179 87H178V89H179ZM233 87H234V85H233ZM252 87H253V86H252ZM30 88H31V87H30ZM65 88H67V87H65ZM70 88H71V87H70ZM105 88H106V87H105ZM138 88H139V87H138ZM140 88H143V87H140ZM146 88H147V87H146ZM151 88L154 89V87H151ZM160 88H161V87H160ZM160 88H159V89H160ZM174 88H175V87H174ZM185 88H186V87H184V89H185ZM4 89H6V88H4ZM4 89H3V90H4ZM13 89H14V87H13ZM13 89H12V90H13ZM26 89H27V88H26ZM31 89H32V91H33V88H31ZM44 89H45V88H43V90H44ZM50 89H51V87L49 88V90H50ZM53 89H54V87H53ZM57 89H58V88H57ZM57 89H56V90H57ZM73 89H74V88H73ZM80 89H81V88H80ZM80 89H79V90H80ZM90 89H91V87L89 88V90H90ZM95 89H96V88H95ZM109 89H111V87H110ZM113 89H114V88H112V91H113ZM120 89H121V87H120ZM124 89H125V87H124ZM155 89H156V88H155ZM168 89H169V88H168ZM178 89H177V90H178ZM181 89H183V88H181ZM195 89H196V88H194V90H195ZM205 89H206V88H205ZM222 89H223V88H222ZM253 89H254V88H253ZM16 90H17V88H16ZM22 90H23V88H22ZM24 90H25V89H24ZM24 90H23V92H24ZM35 90H37V88H36ZM35 90H34V91H35ZM60 90H62V89H60ZM66 90H67V89H66ZM66 90H65V91H66ZM71 90H72V88H71ZM106 90H108V89L106 88ZM106 90H105V91H106ZM118 90H119V89H118ZM121 90H122V89H121ZM125 90H126V89H125ZM136 90H137V88H136ZM161 90H162V89H161ZM194 90H193V92H194ZM200 90H201V89H200ZM229 90H230V89H229ZM247 90H248V89H247ZM6 91H7V90H6ZM14 91H15V90H14ZM28 91H29V90H28ZM34 91H33V92H34ZM37 91H38V90H37ZM62 91H63V90H62ZM65 91H64V92H65ZM68 91H69V88H68ZM68 91H67V93H68ZM72 91H73V90H72ZM72 91H71V92H72ZM74 91L76 92V90H74ZM74 91H73V92H74ZM99 91H100V90H99ZM105 91H104V92H105ZM116 91H117V90H116ZM148 91H150V90H147V92H148ZM154 91H155V90H154ZM156 91H159V90H156ZM171 91H173V89H171ZM174 91H175V93H178V91H176V89H174ZM183 91H184V90H183ZM215 91H217V90H215ZM215 91H214V92H215ZM222 91H223V90H222ZM237 91H238V90H237ZM2 92H3V91H2ZM2 92L0 91V99H1V95H2L1 93H2ZM4 92H5V91H4ZM7 92H10V91H7ZM25 92L28 93L26 90H25ZM43 92H44V91H41V97H40L39 95H37V97L39 96V97H38L39 99L43 97V96H42V95H43ZM45 92H46V89H45ZM45 92H44V93H45ZM56 92H57V91H56ZM56 92H55V93H56ZM58 92H61V91H58ZM78 92H79V91H78ZM81 92H82V91H81ZM91 92L94 93V92H96V91H91ZM91 92H89L90 94H87V95H91V94H93V93H91ZM97 92H98V90H97ZM97 92H96V93H97ZM104 92H103V93H104ZM130 92H131V88H130ZM133 92H134V91H133ZM138 92H140V89H138ZM144 92H146V91H144ZM144 92H143V93H144ZM166 92H167V91H166ZM168 92H170V91H168ZM5 93H6V92H5ZM18 93H19V91H18ZM34 93H36V91H35ZM53 93H54V92H53ZM53 93H52V94H53ZM86 93H87V92H86ZM96 93H95V94H96ZM103 93L100 94V92H98V95L100 94L101 96H103ZM113 93H114V91H113ZM113 93L111 94V92H110V95L108 96L107 92H105V94H107L108 97H111V95H113V96L115 97V95H114ZM116 93H117V92H116ZM116 93H115V94H116ZM140 93H141V92H140ZM148 93H149V92H148ZM180 93H181V90H180ZM185 93H186V92H185ZM185 93H184V94H185ZM188 93H189V92H188ZM190 93H191V92H190ZM204 93H205V92H204ZM225 93H226V92H225ZM260 93H261V92H260ZM6 94H7V93H6ZM6 94H4V96H5ZM10 94H13V92L10 93ZM14 94H15V93H14ZM14 94H13V95H14ZM20 94L22 95V92H20ZM20 94H19V95H20ZM30 94H31L32 96L34 95V94L31 92V90H30ZM37 94H38V93H37ZM48 94H49V93H48ZM50 94H51V93H50ZM61 94H63V92H62ZM65 94H66V92H65ZM69 94H70V93H69ZM69 94H68V95H69ZM117 94H118V93H117ZM137 94H138V93H137ZM146 94H147V93H146ZM146 94H145V95H146ZM150 94H151V93H150ZM155 94H156V92H155ZM157 94H158V93H157ZM172 94H173V93H172ZM197 94H198V93H197ZM230 94H231V93H230ZM238 94H239V93H238ZM19 95H18V96H19ZM31 95H30V96H31ZM63 95H64V94H63ZM71 95H72V96H71ZM71 95H69V96H70V97H73V94H71ZM75 95H77V94H75ZM87 95H86V96H87ZM122 95H123V94H122ZM169 95H170V94H168V96H169ZM173 95L175 96V94H173ZM176 95H178V94H176ZM187 95H188V94H187ZM216 95H217V94H216ZM240 95H241V93H240ZM4 96L2 95L3 98H4ZM8 96L10 97V95H8ZM14 96H15V95H14ZM24 96H25V95H24ZM32 96H31V97H32ZM35 96H36V95H35ZM52 96H53V95H52ZM55 96H56V95H55ZM61 96H62V95H61ZM69 96H68V97H69ZM77 96L80 97L79 95H77ZM104 96L106 97V95H104ZM113 96H112L111 98H114ZM116 96H117V95H116ZM118 96H119V94H118ZM150 96H154V95H153V92H152V95H150ZM209 96H210V95H209ZM9 97H8V98H9ZM12 97H13V96H12ZM12 97H11V98H12ZM15 97L17 98V96H15ZM19 97L21 98V96H19ZM27 97L29 98V94H28ZM27 97L25 96V98H27ZM31 97H30V98H31ZM47 97H49V95H48ZM57 97H58V93H57L56 99H57ZM66 97H67V94L64 96V98H66ZM68 97H67V98H68ZM75 97H76V96H75ZM84 97H85V96H84ZM88 97H89V96H88ZM88 97H87V100H88ZM92 97H94V95H92ZM99 97H100V96H99ZM105 97H102V98H105ZM136 97H137V96H136ZM160 97H162V96L160 95ZM164 97L167 98L166 96H164ZM171 97H172V95H171ZM179 97H180V96H179ZM183 97H184V96H183ZM196 97H197V95H196ZM202 97H203V96H202ZM223 97H224V96H223ZM225 97H226V96H225ZM227 97H228V96H227ZM244 97H245V96H244ZM5 98H6V97H5ZM20 98H19V99H20ZM22 98H23V97H22ZM22 98H21V99H22ZM28 98H27V100H25V99L22 100V101H24V100H25V101H28V102H25V101H24V103L21 102V99H20V100L17 99V100H19V101L23 104V107H25V106L28 107V106L30 105V104H29V100H30V99L28 100ZM85 98H86V97H85ZM85 98H84V99H85ZM95 98H97V97H95ZM115 98H116V97H115ZM115 98H114V100H115ZM139 98H140V96H139ZM147 98H148V97H147ZM174 98H175V97H174ZM185 98H186V96H185ZM241 98H243V97H241ZM13 99H14V98H13ZM33 99H34V96H33ZM42 99H43V100L46 99V96H45V98H42ZM47 99H49V98H47ZM47 99H46V100H47ZM50 99H51V96H50ZM54 99H55V98H54ZM71 99H72V98H71ZM77 99H78V98H77ZM84 99H83V95H82V100H84ZM106 99H107V98H106ZM106 99H104V100L102 99V100L104 101V102L102 101L103 104H104L106 101H109V102H110V100H106ZM121 99H122V98H121ZM121 99H120V100H121ZM126 99H128V98H126ZM140 99H142V98H140ZM156 99H157V98H156ZM168 99H169V98H168ZM170 99H171V98H170ZM179 99H180V98H179ZM201 99H202V98H201ZM229 99H230V98H229ZM249 99H250V98H249ZM2 100H3V99H1V101H2ZM35 100H36V99H35ZM43 100H40V101L43 102ZM63 100H64V99H63ZM63 100H62V101H63ZM68 100H69V98H68ZM79 100H80V99H79ZM82 100H80L79 102H77V100H74V102H75V104H76V103H80ZM92 100H94V98H93ZM92 100H91V98H90L89 102L91 101V103H93ZM96 100H97V99H96ZM96 100H94V101H95L94 103H96ZM105 100H106V101H105ZM112 100H113V99H112ZM114 100H113V102L111 101V103H109V104L111 105V104L113 103L112 105H116V103H114V102H115ZM116 100H117V99H116ZM118 100H119V99H118ZM120 100H119V102H120ZM123 100H124V99H123ZM133 100H134V99H133ZM144 100H145V98H144ZM144 100H142V102H143ZM148 100H149V99H147V102H148ZM150 100H151V97H150ZM150 100H149V101H150ZM165 100H166V99H164V101H165ZM188 100H189V99H188ZM222 100H223V99H222ZM10 101H12V103H13V100L10 99ZM14 101H15V100H14ZM30 101H32V100H30ZM40 101H39V102H40ZM56 101H59V100L57 99ZM56 101H54V102H56ZM60 101H61V100H60ZM124 101H125V100H124ZM124 101H123V102H124ZM129 101H131V100H129ZM129 101H128V102H129ZM157 101H158V100H157ZM161 101H162V100H161ZM178 101H179V100H178ZM190 101H191V100H190ZM204 101H205V100H204ZM216 101H217V100H216ZM225 101H226V100H225ZM231 101H232V99H231ZM234 101H235V99H234ZM3 102H4V101H3ZM6 102H7V101H6V99H5V104H8V103H9V102H7V103H6ZM35 102H36V101H34V102H32V103H35ZM39 102H38V104H39ZM45 102H46V101H45ZM45 102H43V104H45ZM47 102H48V100H47ZM47 102H46V103H47ZM51 102H52V101H51ZM64 102L66 103V101H64ZM70 102H71V103H74V102H72L71 100H69V102H67V105H68ZM83 102H84V101H83ZM85 102H86V101H85ZM100 102H101V101H100ZM121 102H122V100H121ZM131 102H132V101H131ZM133 102H134V101H133ZM133 102H132V103H133ZM151 102H152V101H151ZM167 102H168V101H167ZM169 102H170V101H169ZM169 102H168V104H169ZM191 102H192V101H191ZM1 103H2V102H1ZM18 103H19V102L15 103L16 105L13 104V106H16V107H17V104H18ZM25 103H26V104H25ZM27 103H28L29 105H28ZM40 103H41V102H40ZM48 103H49V102H48ZM62 103H63V102H62ZM71 103H70V104H71ZM94 103H93V104H94ZM102 103H101V104H102ZM107 103H108V102H106V104H107ZM134 103H135V102H134ZM136 103H137V102H136ZM161 103H162V102H161ZM161 103H160V104H161ZM174 103H175V102H174ZM224 103H225V102H224ZM224 103H222V105H224ZM227 103H228V102H227ZM229 103H230V102H229ZM236 103H237V102H236ZM10 104H11V102H10ZM35 104L38 105L37 103H35ZM52 104L54 105L53 102H52ZM57 104H58V102H57ZM59 104H60V103H59ZM75 104H73L74 107L76 106ZM82 104H83V103H81V105H82ZM87 104H88V103H87ZM123 104H124V103H123ZM126 104H127V103H126ZM129 104H130V103H129ZM138 104H139V103H138ZM138 104H137V105H138ZM153 104H154V103H153ZM163 104H165V103H163ZM211 104H212V103H211ZM0 105H2V104H0ZM11 105H12V104H11ZM39 105H42V104H39ZM67 105H66V106H67ZM73 105H72V106H73ZM79 105H80V104H79ZM95 105H96L95 108L91 106V107L94 108V109L90 108V109H92V111L89 110V112H93V110H95V109L97 110V108H100V109L102 108V107H97L99 104H95ZM104 105H105V104H104ZM104 105H103V108H104ZM110 105H107V106H110ZM120 105H122V103H121ZM120 105L118 104V106H120ZM175 105H176V104H174V106H175ZM178 105H179V104H178ZM183 105H184V104H183ZM187 105H188V104H187ZM220 105H221V104H220ZM237 105H238V104H237ZM8 106H10V105H8ZM18 106H19V105H18ZM30 106H31V105H30ZM49 106H51V105H49ZM58 106H59V105H58ZM60 106H61V105H60ZM62 106H63V107H62ZM62 106H61V108H64L65 105L62 104ZM66 106H65V107H66ZM83 106H85V104H84ZM83 106H82V107H83ZM101 106H102V105H101ZM107 106H105V107H107ZM118 106H116V107H118ZM123 106H124V108H123V107H122V108H123V111H124V109H125V107H126L127 105H126V106L123 105ZM165 106H166V104H165ZM181 106H182V104H181ZM19 107H20V106H19ZM35 107H36V106H35ZM51 107H52V109H53V106H51ZM51 107H49V108L51 109ZM77 107L79 108L80 106H77ZM77 107H75L76 110H77ZM87 107H88V106H86V108H84L85 111L88 110ZM111 107H112V106H111ZM111 107H110V108L107 107V108L112 109V111H114V110L120 108V107H119V108H116V107H115V108H111ZM136 107H137V106H136ZM136 107H135V108H136ZM146 107H147V106H146ZM153 107H154V106H153ZM153 107L151 106V108H153ZM155 107H156V106H155ZM170 107H171V106H170ZM183 107H184V106H183ZM192 107H193V106H192ZM195 107H196V106H195ZM6 108H7V106H6ZM11 108H12V106H11ZM29 108H32V107H29ZM29 108H28V109H29ZM33 108H34V106H33ZM33 108H32V109H33ZM38 108H39V107H38ZM42 108H43V107H42ZM42 108H39V109H41V113L43 112V114H45L48 110L46 111V109H44V110L46 111V112H45ZM54 108H55V107H54ZM59 108H60V107H59ZM59 108H56L57 110L53 109V112L58 111ZM61 108H60V109H61ZM67 108H68V106H67ZM72 108H73V107H72ZM103 108H102V109H103ZM107 108H106V109H107ZM130 108H131V107H130ZM142 108H143V107H142ZM142 108H141V109H142ZM164 108H165V107H164ZM173 108H174V107H173ZM176 108H177V107H176ZM181 108H182V107H181ZM190 108H191V107H190ZM217 108H218V107H217ZM219 108H220V106H219ZM231 108H232V107H231ZM247 108H248V107H247ZM2 109H3V108H2ZM9 109H10V108H9ZM9 109H8V111H9ZM13 109H14V108H13ZM13 109H12V110H13ZM15 109H16V108H15ZM15 109H14L13 111H15ZM18 109H19V108H17V110H18ZM22 109H23V108L20 107L21 112L18 110L19 112H16V114H17V113H19V114L21 113L20 115L22 116V111L24 112L27 108H25V109H23V110H22ZM32 109H31V112H32V113L29 112V110H28V114L35 115L36 113L34 112V114H33V111H34V110L32 111ZM47 109H48V108H47ZM52 109H51V110H52ZM60 109H59V110H60ZM69 109L71 110V107H69ZM69 109H66V110H67V113H66V111H64V112H65L66 114H68ZM81 109H82V108H80V111H81ZM100 109H98V111H100V112H98V113H101V115L103 114V116H104V114L106 113V109H104V110H105L104 113H102V110H100ZM113 109H114V110H113ZM132 109H133V107L131 108V110H132ZM138 109H139V108H138ZM148 109H149V108H148ZM178 109H179V108H178ZM209 109H210V108H209ZM240 109H241V108H240ZM260 109H261V108H260ZM12 110L10 109V111H12ZM37 110H38V109H37ZM42 110H43V111H42ZM51 110L48 111V114H49V112H50ZM73 110H74V108H73ZM73 110H72V112H73ZM78 110H79V109H78ZM126 110H129V108H127ZM126 110H125V111H126ZM145 110H146V108H145ZM153 110H154V109H153ZM163 110H164V109H163ZM173 110H174V109H173ZM179 110H180V109H179ZM214 110L216 111V108H215ZM218 110H219V109H218ZM238 110H239V109H238ZM3 111H5V110H3ZM6 111H7V110H6ZM85 111L83 110V112H85ZM120 111H121V110H120ZM120 111H119V110H118V111L116 110V112H114L113 114L116 115L115 113L120 112ZM123 111H121V112H123ZM133 111H135V110H133ZM138 111H139V110H138ZM148 111H151V110H148ZM206 111H207V110H206ZM26 112H27V111H26ZM26 112H25V114H27ZM51 112H52V111H51ZM51 112H50V113H51ZM58 112H59V114L62 113V114L64 115V113L61 112V110L58 111ZM58 112H57V114H58ZM60 112H61V113H60ZM70 112H71V111H70ZM74 112H75V110H74ZM76 112H77V111H76ZM78 112H79V111H78ZM78 112H77V113H78ZM95 112H96V111H95ZM107 112H108V109H107ZM121 112H120V113H121ZM128 112H129V111H128ZM128 112H127V114H128ZM143 112H144V111H143ZM157 112H158V111H157ZM168 112H169V111H168ZM187 112H188V111H187ZM200 112H202V111H200ZM204 112H205V111H204ZM204 112H203V113H204ZM208 112H209V111H208ZM210 112H211V111H210ZM222 112H223V111H222ZM230 112H231V111H230ZM234 112H235V111H234ZM238 112H239V111H238ZM8 113H11V112H8ZM13 113H15V112H13ZM13 113H12V114H13ZM39 113H40V111H39ZM79 113H80V112H79ZM81 113H82V111H81ZM108 113H109V115L112 114V112H111V114H110V112H108ZM135 113H136V112H135ZM138 113H139V112H138ZM182 113H183V110H182ZM184 113H185V112H184ZM206 113H207V112H206ZM217 113H218V112H217ZM236 113H237V112H236ZM248 113H249V112H248ZM250 113H251V112H250ZM0 114H1V113H0ZM4 114H5V113H4ZM16 114H14V115H12V116H15ZM53 114H54V113H53ZM53 114H49L50 116H46V117H50V119H51V115L53 116ZM55 114H56V113H55ZM55 114H54V115H55ZM59 114H58V116L60 117ZM62 114H61V116H62ZM66 114H65V117H63V119H60V121L63 122V123H64V120H65L64 118H67L68 115H71V113H70V114H68L67 117H66ZM95 114H96V113H95ZM132 114H133V113H132ZM140 114H141V113H140ZM158 114H159V113H158ZM166 114H167V113H166ZM169 114H170V112H169ZM215 114H216V113H215ZM5 115H7V113H6ZM5 115H3V116H5ZM20 115H19V117H20ZM23 115H24V113H23ZM41 115H42V114H41ZM75 115H76V114H75ZM86 115H87V111H86ZM88 115L90 116L91 114L88 113ZM88 115H87V117H88ZM98 115H99V114H98ZM109 115H108V116H109ZM120 115L122 116V113H121ZM128 115L131 117L130 114H128ZM133 115H134V114H133ZM133 115H132V116H133ZM144 115H145V114H144ZM154 115H155V113H154ZM177 115H178V114H177ZM179 115H180V114H179ZM185 115H186V114H185ZM189 115H190V114H189ZM237 115H238V114H237ZM7 116H9V115H7ZM7 116H6V117H7ZM10 116H11V115H10ZM30 116H31V115H30ZM36 116H37V114H36ZM36 116H34V117L32 116V117L35 118ZM38 116H39V114H38ZM44 116H45V115H44ZM44 116H43V117H44ZM56 116H57V115H56ZM73 116H74V114H73ZM78 116H80V114H79ZM78 116H75V117H78ZM81 116H84V118H85V113H84L83 115L81 114ZM81 116H80V117H81ZM95 116H96V115H95ZM95 116H94V117H95ZM99 116H100V115H99ZM103 116H102V118H103ZM105 116L107 117V115H105ZM105 116H104V118H105ZM117 116H118V115H117ZM123 116H124V114H123ZM141 116H142V115H141ZM183 116H184V115H183ZM201 116H202V115H201ZM0 117H1V118H5V117H2V115H1ZM16 117H18V116L16 115ZM39 117H40V116H39ZM59 117H58V118H59ZM87 117H86V118H87ZM135 117H136V116L134 115V118H135ZM148 117H149V116H148ZM186 117H187V116H186ZM202 117H203V116H202ZM213 117H214V116H213ZM252 117H253V116H252ZM254 117H255V116H254ZM1 118H0V119H1ZM13 118H15V117H13ZM13 118H12V120H13ZM21 118H22V117H21ZM27 118H31V117L28 116ZM33 118H32V119H33ZM40 118H41V117H40ZM40 118H37L38 121H39V120L41 121ZM54 118H55V117H54ZM54 118H53V119H54ZM70 118H71V117H70ZM72 118H73V117H72ZM72 118H71V119H72ZM81 118H83V117H81ZM84 118H83V120H82L83 123H85V122H84V121H85ZM89 118H91V117H88V119H89ZM96 118H97V116H96ZM98 118H100V117H98ZM104 118H103V119H104ZM118 118H119V117H118ZM143 118H144V117H143ZM149 118H150V117H149ZM149 118H148V119H149ZM151 118H152V117H151ZM173 118H174V117H173ZM189 118H191V117H189ZM216 118H217V117H216ZM238 118H239V117H238ZM5 119H6V118H5ZM9 119H10V117H9ZM9 119H8V120H9ZM17 119L20 121L19 118H17ZM22 119H23V118H22ZM32 119H31V122L34 121V120H32ZM35 119H36V118H35ZM37 119H36V120H37ZM45 119H47V118H45ZM73 119H74V118H73ZM73 119H72V120H73ZM78 119H80V118H77L76 120H78ZM93 119H95V118L92 117V120H93ZM100 119H101V118H100ZM116 119H117V118H116ZM138 119H140V115H139V118H138ZM177 119H178V118H177ZM195 119H196V118H195ZM202 119H203V118H202ZM209 119H210V118H209ZM212 119H213V118H212ZM235 119H236V118H235ZM247 119H248V118H247ZM1 120H2V119H1ZM6 120H7V119H6ZM6 120H5V121H6ZM14 120H16V119H14ZM26 120H27V119H26ZM28 120H29V122H30V119H28ZM48 120H49V119H48ZM67 120L69 121V117L67 118ZM76 120H74V122H75ZM80 120H81V119H80ZM97 120H98V119H97ZM142 120H143V119H142ZM151 120H152V119H151ZM153 120H154V118H153ZM10 121H11V120H10ZM19 121H18V122H19ZM42 121H44V120H42ZM45 121H46V120H45ZM45 121H44V123H43L44 126H45ZM51 121H52V119H51ZM65 121H66V120H65ZM68 121H67L66 124H68ZM93 121H94V120H93ZM100 121H101V120H100ZM134 121H135V120H134ZM138 121H141V120H138ZM213 121H214V120H213ZM219 121H220V120H219ZM2 122H3V121H2ZM2 122H1V124H2ZM23 122H24V119H23ZM26 122H27V121H25V124H27V126H28L29 124H31V126H32V124H35L34 126H36V124H37V123H35V121L32 122V123H29V122L26 123ZM57 122H59V121H57ZM61 122H60L59 124H60L61 126H63V125L61 124ZM72 122H73V121H71L70 123H72ZM74 122H73V123H74ZM117 122H118V121H117ZM132 122H133V119H132ZM135 122H136V121H135ZM141 122L143 123V121H141ZM153 122H155V121H153ZM220 122H221V121H220ZM223 122H224V120H223ZM248 122H249V121H248ZM8 123H9V122H6V123L4 122V124H6V125H7ZM19 123H20V126H21V123H22V122L20 121ZM136 123H137V122H136ZM150 123H151V122H150ZM225 123H226V122H225ZM236 123H237V121H236ZM4 124H3V125H4ZM12 124H16V126H19V124L17 125V122H16V123L12 122ZM22 124H23V123H22ZM39 124H40V123H39ZM48 124H51V123L49 122ZM56 124H58V123H56ZM56 124H55V125H56ZM132 124H133V123H132ZM139 124H140V123H139ZM163 124H164V123H163ZM213 124H214V123H213ZM23 125H24V124H23ZM60 125H59V128H60ZM83 125H84V124H83ZM127 125H128V124H127ZM133 125H134V124H133ZM151 125H152V124H151ZM187 125H188V124H187ZM248 125H249V124H248ZM4 126H5V125H4ZM4 126H3V128H4ZM12 126H14V128L16 129L15 125H12ZM12 126H11V127H12ZM34 126H33V127H34ZM52 126H54V124H52ZM84 126H85V125H84ZM84 126H83V127H84ZM149 126H150V125H149ZM165 126H166V125H165ZM230 126H231V125H230ZM251 126H252V125H251ZM9 127H10V126H9ZM9 127H8V128H9ZM150 127H151V126H150ZM197 127H198V126H197ZM199 127H200V126H199ZM237 127H238V126H237ZM259 127H260V126H259ZM5 128H6V130H7V126H6ZM17 128H18V127H17ZM21 128H23V127L21 126ZM27 128H28V127H27ZM29 128H30V125H29ZM41 128H42V127H41ZM48 128H49V127H48ZM48 128H47V129H48ZM139 128H140V126H139ZM145 128H146V125H145ZM195 128H196V127H195ZM208 128H209V127H208ZM231 128H232V127H231ZM256 128H257V126H256ZM0 129H1V128H0ZM15 129H14V130H15ZM18 129H19V128H18ZM34 129H35V128H34ZM55 129H56V127H55ZM57 129H58V128H57ZM57 129H56V130H57ZM84 129H85V128H84ZM88 129H89V128H88ZM123 129H124V128H123ZM150 129H151V128H149V130H150ZM157 129H158V128H156V130H157ZM3 130H5V129H3ZM9 130H10V128H9ZM23 130H24V129H23ZM28 130H29V129H28ZM53 130H54V129H53ZM53 130H52V128H51L50 133H51V132L53 133ZM76 130H77V129H76ZM81 130H82V128H81ZM153 130H155V129H153ZM161 130H162V129H161ZM197 130H198V129H197ZM10 131H11V130H10ZM12 131H13V127H12ZM16 131H17V130H16ZM25 131H26V130H25ZM25 131H24V132H25ZM29 131H30V130H29ZM29 131H28V132H29ZM31 131H32V130H31ZM31 131H30V132H31ZM38 131H39V130H38ZM40 131H41L40 134H42V133L44 132V129H43V130H40ZM46 131H47V133H48V130H46ZM59 131H60V130H59ZM63 131H64V130H63ZM139 131H140V130H139ZM139 131H137V132H139ZM151 131H152V129H151ZM0 132H1V130H0ZM4 132H5V131H4ZM6 132H7V131H6ZM30 132H29V133H30ZM35 132H37L36 130L34 131V134L37 135V133H35ZM84 132H85V131H84ZM88 132H89V131H88ZM90 132H91V131H90ZM232 132H233V131H232ZM15 133H16V132H15ZM18 133H21V131L19 130ZM25 133H26V134L28 135V137H29V134L27 133V131H26ZM32 133H33V132H32ZM38 133H39V132H38ZM44 133H45V132H44ZM54 133H55V132H54ZM54 133H53V134H54ZM56 133L58 134L57 131H56ZM56 133H55V134H56ZM134 133H136V131H135ZM157 133H158V131H157ZM222 133H223V132H222ZM254 133H255V132H254ZM5 134H6V133H5ZM8 134H10L9 131H8ZM12 134H13V133L11 132V135H12ZM16 134H17V133H16ZM23 134H24V133H23ZM34 134H32V135L30 134V136H33ZM83 134H84V133H83ZM90 134H91V133H90ZM92 134H93V133H92ZM129 134H130V133H129ZM129 134H125L126 137H127V135H129ZM159 134H160V133H159ZM220 134H221V133H220ZM2 135H3V139H4V137H6V139H7L8 136H4V133H3ZM6 135H7V134H6ZM17 135H18V134H17ZM19 135H20V134H19ZM19 135H18V137H19ZM27 135H26V136H27ZM36 135H34V137H36ZM38 135H39V134H38ZM84 135H85V134H84ZM88 135H89V134H88ZM131 135H132V134H131ZM134 135H135V134H134ZM139 135H140V134H139ZM141 135H142V133H141ZM15 136H16V135H15ZM24 136H25V135H24ZM26 136H25V137H26ZM51 136H52V134H51ZM93 136H95V134H93ZM136 136H137V135H136ZM146 136H147V135H146ZM197 136H198V134H197ZM215 136H216V135H215ZM225 136H226V135H225ZM236 136L238 137V135H236ZM1 137H2V136H1ZM9 137H10V135H9ZM13 137H14V134H13ZM18 137H17V138H18ZM34 137H30V139H28L29 142H30V141L32 140V138H34ZM38 137L41 138V137H43V135H39ZM44 137H45V136H44ZM55 137H57V136L55 135L54 138H55ZM59 137H60V135H59ZM73 137H74V136H73ZM83 137H84V136H83ZM164 137H166V136H164ZM168 137H169V136H168ZM203 137H204V136H203ZM245 137H246V136H245ZM254 137H255V136H254ZM11 138H12V137H11ZM17 138H15V139H17ZM22 138H24V137H21V135H20V139H21L22 144H23V139H22ZM36 138H37V137H36ZM46 138H49V135H48V137L46 136L45 139H46ZM89 138L92 139L93 137H89ZM128 138H129V137H128ZM143 138H144V135H143ZM185 138H186V137H185ZM190 138H191V137H190ZM201 138H202V137H201ZM205 138H207V137H205ZM243 138H244V137H243ZM6 139H5V140H6ZM15 139H14V140H15ZM25 139H26V138H25ZM25 139H24V141H25ZM41 139L44 140V138H41ZM41 139H38V141L40 142ZM49 139H51V138H49ZM55 139H56V138H55ZM60 139L62 140V138H60ZM90 139H89V140H90ZM99 139H100V137H99ZM133 139H134V138H133ZM135 139H136V138H135ZM139 139H140V138H139ZM166 139H167V138H166ZM0 140H2V138H1ZM5 140H4V142H6ZM10 140L12 141L13 139H10ZM28 140H26L25 142L27 143ZM47 140H48V139H47ZM58 140H59V138H58ZM82 140H84V139H82ZM97 140H98V139H97ZM97 140H96V141H97ZM101 140H102V139H101ZM140 140H141V139H140ZM151 140H152V139H151ZM213 140H214V139H213ZM245 140H246V139H245ZM250 140H251V139H250ZM7 141H9V140H7ZM15 141H16V140H15ZM41 141H42V140H41ZM45 141H46V140H45ZM55 141H56V140H55ZM62 141H64V140H62ZM70 141H74V142H75V140H70ZM93 141H94V140H93ZM153 141H154V140H153ZM160 141H161V140H160ZM2 142H3V141H2ZM4 142H3V143H4ZM31 142H34V143H35V144L33 143L34 145H30L31 147L29 146L31 149H33L34 146H39L38 143L36 144L37 141L35 142V140H34V141H31ZM31 142H30V144H32ZM47 142H48V141H47ZM49 142H52V141H49ZM57 142H58V144H59L61 141H60V142L57 141ZM83 142L86 143L85 140H84ZM91 142H92V140H91ZM97 142H99V141H97ZM97 142H96V144H97ZM138 142H139V141H138ZM157 142H158V141H157ZM194 142H195V141H194ZM217 142H218V141H217ZM232 142H233V141H232ZM0 143H1V141H0ZM15 143H16V142H14L13 145H14ZM17 143H19L20 145H22V144L20 143L19 140H18ZM42 143H43V141H42ZM55 143H56V142H55ZM68 143H69V142H68ZM77 143H78V141L75 143V145L73 144V142L70 143V144H71V145H74L73 148H76L75 146H76ZM87 143H88V142H87ZM155 143H156V142H155ZM201 143H203V142H201ZM222 143H223V142H222ZM250 143H251V142H250ZM8 144H9V143H8ZM8 144L5 143V145H7V146H8ZM10 144H11V143H10ZM10 144H9V146H10ZM44 144H45V143H44ZM48 144H49V143H48ZM51 144H52V143H51ZM53 144H54V142H53ZM58 144H57V145H58ZM60 144H61V143H60ZM64 144H66V145H68V144L63 142V145H62V146H64V147H66V149H68V147L65 146ZM82 144H83V143H82ZM93 144H95V143L93 142ZM157 144H158V143H157ZM157 144H156V145H157ZM204 144H205V143H204ZM3 145H4V144H3ZM71 145H69V148L71 147ZM86 145H87V144H86ZM97 145H98V144H97ZM142 145H143V144H142ZM191 145H192V144H191ZM202 145H203V144H202ZM209 145H210V144H209ZM209 145H208V146H209ZM214 145H215V143H214ZM214 145H213V146H214ZM254 145H255V144H254ZM0 146H1V145H0ZM16 146H17V145H16ZM16 146L14 145V147H16ZM24 146H26V144H25ZM32 146H33V147H32ZM44 146H46V145H44ZM51 146H52L53 149H55V147H53V145H51ZM51 146H49V147H51ZM54 146H56V145H54ZM59 146H60V145H59ZM83 146H84V144H83ZM87 146H88V145H87ZM92 146H93V145H92ZM98 146H99V145H98ZM187 146H188V145H187ZM3 147H4V146H3ZM10 147H11V146H10ZM10 147H9V149H11V150H9V149L7 148V149H8V152H10V151L13 152V151H12V147H11V148H10ZM29 147H28V149H29ZM41 147H42V145H41ZM49 147H46V149L49 148ZM64 147H63V148H64ZM78 147H79V146H78ZM93 147H94V146H93ZM132 147H133V145H132ZM170 147H171V146H170ZM201 147H202V146H201ZM221 147H222V146H221ZM221 147L219 148L220 151H222V150H221ZM244 147H246V146H244ZM4 148H5V147H4ZM16 148L20 149V146H19V147H16ZM16 148H15V149H16ZM39 148H40V147H39ZM52 148H51V149H52ZM59 148H60V147H59ZM59 148L57 149V147H56V149H57V150H56V153H57V154H55V152H54L55 150H54V151L51 150V151L54 153V156H53V157H57L59 153H61V155L63 154L62 151L58 153ZM63 148H61L60 150H62ZM79 148H80V147H79ZM81 148H82V147H81ZM99 148H100V147H99ZM150 148H151V147H150ZM160 148H161V147H160ZM164 148H165V147H164ZM197 148H198V147H197ZM199 148H200V147H199ZM202 148H203V147H202ZM202 148H201V149H202ZM216 148H217V146H216ZM235 148H236V147H235ZM246 148H247V147H246ZM1 149H3L2 146H1ZM1 149H0V150H1ZM7 149H4V150H7ZM23 149L25 150V148H24L23 145H22V152H23ZM28 149L26 148L25 151H27ZM31 149H30V151H31ZM76 149H78V148H76ZM201 149H200V150H201ZM205 149H206V148H205ZM233 149H234V148H233ZM13 150H14V149H13ZM38 150H39V149H38ZM44 150H45V147H44ZM44 150H43V151H44ZM60 150H59V151H60ZM69 150H70V149H69ZM152 150H153V149H152ZM163 150H164V149H163ZM177 150H178V149H177ZM223 150H225V149L223 148ZM228 150H229V149H228ZM34 151H35V149H34ZM43 151H41V152H43ZM45 151H47V154L50 155L49 157H45V158H46V159H47V158H52V154H53V153H48V152H51L50 150H45ZM63 151H64V155H62V156H64L65 158L68 157V155L70 156V154L72 155V152H71V153L68 152V155L66 156L65 154H67V151H65V150H63ZM74 151H75V149H74ZM203 151H204V150H203ZM220 151H219V152H220ZM243 151H244V150H243ZM0 152H2V151H0ZM3 152H4V151H3ZM5 152H6V151H5ZM8 152H7V153H8ZM14 152H17V150L14 151ZM27 152H29V151H27ZM31 152H32V151H31ZM39 152H40V150H39ZM77 152H78V150H77ZM133 152H134V151H133ZM207 152H208V151H207ZM214 152H215V151H214ZM216 152H218V151L216 150ZM216 152H215V153H216ZM219 152H218V153H219ZM248 152H249V151H248ZM248 152H247V153H248ZM7 153H5V154L2 153V154H3V155H6ZM35 153H36V151H35ZM35 153H34V154H35ZM37 153H38V152H37ZM74 153H75V152H74ZM130 153H131V152H130ZM153 153H154V152H153ZM179 153H180V152H179ZM210 153H211V152H210ZM232 153H233V151H232ZM237 153H238V152H237ZM2 154L0 153L1 156H3ZM19 154H21V151L19 152ZM22 154H24V152H23ZM29 154H30V152H29ZM31 154H32V153H31ZM34 154H33V156H34ZM44 154H45V152H44ZM44 154H43V155H44ZM47 154H45V156H46ZM76 154H77V153H76ZM191 154H192V153H191ZM191 154H190V156H188V158L191 157V156L193 155V154H192V155H191ZM195 154H196V153H195ZM9 155H10V154H8V156H9ZM11 155H16V154L12 153ZM17 155H18V154H17ZM17 155H16V156H17ZM24 155H26L27 157H31V155L28 156V154H24ZM48 155H47V156H48ZM77 155H78V154H77ZM154 155H155V154H154ZM156 155H157V154H156ZM204 155H206V154H204ZM215 155L217 156V154H215ZM219 155H220V154H219ZM221 155H222V154H221ZM1 156H0V159H3V161H4V158H2ZM26 156H25V157H26ZM40 156H41V155H40ZM59 156H60V154H59ZM62 156L57 157V158L60 159ZM72 156H73V155H72ZM98 156H99V155H98ZM148 156H149V155H148ZM172 156H173V155H172ZM235 156H236V155H235ZM18 157H22V156H21V155H20V156L18 155ZM38 157H39V156H38ZM38 157L35 156V158H37V159H38ZM64 157H63V158H64ZM209 157H211V156H209ZM221 157H224V156H221ZM5 158H6V157H5ZM14 158H16L15 160H17V157H14ZM43 158H44V157H42V159H43ZM65 158H64V159H65ZM74 158H76V156H75ZM150 158L152 159V157H150ZM164 158H165V157H164ZM216 158H217V157H216ZM231 158H232V157H231ZM240 158H241V157H240ZM6 159L9 160L10 157H9V158L7 157ZM6 159H5V160H6ZM29 159H30V158H29ZM31 159H33V158H31ZM40 159H41V158H40ZM53 159H54V158H53ZM53 159H49V161H51V160H53ZM59 159H58V160H59ZM68 159H69V158H68ZM78 159H79V156L75 159V161L77 160V162H78ZM145 159H146V158H145ZM213 159L215 160V157H214ZM11 160H12V162H13L14 159H11ZM11 160H9V161L11 162ZM18 160H19V159H18ZM20 160H21V159H20ZM34 160H35V163H36L37 165L33 162V160H32V161L29 160V161L33 162L36 166H38L39 164H40V166H43V164L41 165V162H40V161L38 162V163H39V164H38V163L36 162V159H34ZM55 160H56V158H55ZM69 160H70V159H69ZM83 160H85V158H83ZM143 160H144V159H143ZM167 160H168V158H167ZM240 160H241V159H240ZM9 161H7V162L9 163ZM59 161H60V160H59ZM59 161H56V162L58 163ZM67 161H68V160H67ZM67 161H65V166H64L63 168H65V167L68 166ZM71 161H73V159H72ZM79 161H80V160H79ZM131 161H132V160H131ZM144 161H146V160H144ZM150 161H151V160H150ZM157 161H158V160H157ZM194 161H195V160H194ZM200 161H201V160H200ZM217 161H218V160H217ZM228 161H229V160H228ZM1 162H2V161H1ZM1 162H0V163H1ZM4 162H5V161H4ZM18 162H19V161H17L16 163H18ZM25 162H26V161H25ZM25 162L23 163L24 165H25ZM27 162H28V161H27ZM46 162H47V161H46ZM54 162H55V161H54ZM69 162H70V161H69ZM73 162H74V161H73ZM161 162H162V161H161ZM220 162H221V161H220ZM220 162H219V163H220ZM248 162H250V161H248ZM8 163H6V164H8ZM13 163H14V165H15V161H14ZM29 163H30V162H29ZM33 163H32V165L34 166ZM44 163H45V161H44ZM66 163H67V164H66ZM74 163H75V162H74ZM74 163H73V164H74ZM80 163H81V162H80ZM128 163H129V162H128ZM130 163H131V162H130ZM144 163H145V162H144ZM191 163L193 164V162H191ZM194 163H195V162H194ZM19 164H20V163H19ZM19 164H18L17 166H19ZM21 164H22V163H21ZM27 164H28V163H26V165H27ZM63 164H64V163H63ZM63 164H61V165H63ZM70 164H71V163H70ZM145 164H146V163H145ZM155 164H156V163H155ZM192 164H191V165H192ZM246 164H247V163H246ZM2 165H3V163H2ZM2 165H0V166H2ZM10 165H12V164H10ZM14 165H12V169H13V166H14ZM24 165H23V167H22V166H21V167L24 168V167L26 166V165H25V166H24ZM30 165H31V164H30ZM32 165H31V167H32ZM53 165H55L54 167L56 168V165H57V164H54V163H53ZM59 165H60V164H59ZM66 165H67V166H66ZM130 165H131V164H130ZM132 165H133V164H132ZM132 165H131V166H132ZM162 165H164V164H162ZM205 165H206V164H205ZM205 165H204V166H205ZM212 165H213V164H212ZM4 166L6 167V165H4ZM27 166H28V165H27ZM40 166H39L38 168H40ZM44 166H45V165H44ZM44 166H43V169H44ZM48 166H49V165H48ZM50 166H52V165H50ZM50 166H49V167H50ZM75 166H76V163L74 164V168H72V167H71V168H70V167L68 168V167H67L66 169H67V170H68V169H72V170H73V169H75ZM78 166H79V165H78ZM78 166H76V168H77ZM82 166H83V165H82ZM82 166H81V168H82ZM104 166H105V165H104ZM137 166H138V165H137ZM155 166H156V165H155ZM222 166H223V165H222ZM7 167H8V165H7ZM52 167H53V166H52ZM52 167H51V168H52ZM59 167H61V166H59ZM79 167H80V166H79ZM101 167H102V166H101ZM171 167H172V166H171ZM202 167H203V166H202ZM216 167H217V166H216ZM220 167H221V166H220ZM9 168H11V167L9 166ZM9 168H8V169H9ZM28 168H29V167H28ZM41 168H42V167H41ZM46 168H48V167H46ZM61 168H62V167H61ZM81 168H80V169H81ZM108 168H109V167H108ZM243 168H246V167H243ZM19 169H20V167H19ZM24 169H26V167H25ZM32 169H33V171H34V170L36 171V168H35V169L32 168ZM43 169H42V171H43ZM48 169H49V168H48ZM48 169H46L47 172H48ZM80 169H78V170H80ZM106 169H107V168H106ZM139 169H141V168H139ZM192 169L194 170V168H192ZM234 169H235V168H234ZM3 170H5V169L3 168ZM17 170H18V168L16 169V167H15V171H17ZM22 170H23V169H22ZM22 170H21V171H22ZM29 170H31V169H29ZM44 170H45V169H44ZM49 170H50V169H49ZM53 170H54V169H52V170L50 171V173H51V172L54 173ZM55 170H56V169H55ZM64 170H65V169H64ZM76 170H77V169H76ZM82 170H83V168H82ZM103 170L105 171V168H103ZM109 170H110V169H109ZM150 170H151V169H150ZM227 170H228V169H227ZM230 170H231V169H230ZM238 170H239V169H238ZM1 171H2V167H1ZM1 171H0V173L2 174L3 171H2V172H1ZM10 171H11V170H10ZM10 171L8 170V172H7V170H6V172L9 173V174H10ZM21 171H20V174L23 172V171H22V172H21ZM27 171H28V170H27ZM56 171H58V170H56ZM62 171H63V170H62ZM85 171H86V170H85ZM153 171H154V170H153ZM181 171H182V170H181ZM197 171H198V170H197ZM197 171H195V172H197ZM221 171H222V169H221ZM13 172H14V171H13ZM18 172H19V170H18ZM39 172H40V174H42V173H41V169H40ZM39 172H38V170L36 171V173H38V174H39ZM66 172H67V171H66ZM70 172H72V171H69V173H70ZM74 172H75V171H74ZM82 172H83V171H82ZM132 172H133V171H132ZM193 172H194V171H193ZM254 172H255V171H254ZM256 172H257V171H256ZM4 173H5V171H4ZM24 173H26V172H24ZM34 173H35V172H34ZM44 173H45V172H44ZM48 173H49V172H48ZM55 173H56V172H55ZM57 173H59V172H57ZM57 173H56V174H57ZM155 173H156V172H155ZM211 173H212V172H211ZM213 173H214V172H213ZM245 173H246V171H245ZM260 173H261V172H260ZM12 174H13V173H12ZM14 174H15V172H14ZM16 174H17V173H16ZM80 174H82V173H80ZM80 174H79V180H80V177H82V176H80ZM85 174H86V172H85ZM129 174H130V173H129ZM145 174H146V173L144 172V175H145ZM150 174H151V173L149 172V175H150ZM179 174H180V173H179ZM198 174H199V173H198ZM226 174H227V173H226ZM240 174H241V173H240ZM4 175H6V174H4ZM7 175H8V174H7ZM17 175H18V174H17ZM17 175H16V176H17ZM21 175H22V174H21ZM31 175H32V174H31ZM49 175H50V174H49ZM58 175H59V177L62 176L61 174H58ZM60 175H61V176H60ZM76 175H77V174H76ZM76 175H75L74 178H76ZM131 175H132V174H131ZM134 175H135V174H134ZM144 175H143V176H144ZM149 175L146 174V176H149ZM152 175H154V174H152ZM156 175H157V174H156ZM158 175H159V174H158ZM176 175H177V174H176ZM185 175H186V174H185ZM216 175H217V172H216ZM1 176H2V177H1ZM1 176H0V177H1L0 180L3 181V179H5V178L3 177V174H2ZM29 176H30V175H29ZM50 176H51V175H50ZM50 176H48V177L51 178ZM54 176H56V175L53 174L52 178H53ZM71 176H72V175H71ZM85 176H88V175H85ZM85 176H84V177H85ZM137 176H139V175H137ZM146 176H145V177H146ZM150 176H151V175H150ZM6 177L9 178V176H6ZM13 177L15 178V175H14V176L12 175V178H13ZM34 177H35V176H34ZM44 177H46V175H45ZM62 177H63V176H62ZM84 177H82V178H84ZM151 177H152V176H151ZM155 177H156V176H155ZM155 177H154V178H155ZM176 177H177V176H176ZM186 177H187V176H186ZM232 177H233V175H232ZM238 177H239V176H238ZM249 177H250V176H249ZM10 178H11V177H10ZM10 178H9V179H10ZM31 178H32V177H31ZM37 178H38V180H39V177H37ZM40 178H41V177H40ZM49 178H48V180H49ZM205 178H206V177H205ZM225 178H226V177H225ZM242 178H243V177H242ZM42 179H44V178H42ZM54 179H55L54 181L56 182L57 179H56V178H54ZM72 179H73V178H72ZM86 179H87V178H86ZM133 179H135V178H133ZM147 179H149V178L147 177ZM228 179H229V178H228ZM15 180H16V179H15ZM32 180H35V179H32ZM50 180H51V179H50ZM60 180H61V179H60ZM77 180H78V176H77ZM79 180H78V181H79ZM87 180H88V179H87ZM153 180H154V179H153ZM155 180H156V179H155ZM220 180H221V179H220ZM7 181H9V180L7 179ZM7 181H6V182H7ZM57 181H58V180H57ZM74 181H75V182H73V183H74V185H76L78 181L76 182L75 179H74ZM84 181H85V179H84ZM139 181H140V180H139ZM149 181H150V180H149ZM184 181H185V180H184ZM257 181H258V180H257ZM3 182H4V181H3ZM6 182H4V183H6ZM14 182H15V181H12L11 184L14 183ZM36 182H38V181L36 180ZM40 182H43V180L40 181ZM86 182H87V181H86ZM89 182H90V181H89ZM93 182H94V181H93ZM129 182H130V181H129ZM131 182H132V181H131ZM147 182H148V181H147ZM168 182H169V181H168ZM193 182H194V181H193ZM217 182H218V181H217ZM251 182H252V181H251ZM8 183H10V182H7V184H8ZM33 183H34V182H33ZM43 183L45 184V182H43ZM59 183H60V182H59ZM70 183H71V182H70ZM80 183H81V182H80ZM82 183H83V182H82ZM95 183H97V182H95ZM157 183H158V182H157ZM157 183H156V184H157ZM198 183H199V182H198ZM227 183H228V182H227ZM7 184H6V185H7ZM36 184H37V183H36ZM86 184H87V183H85L84 185H86ZM231 184H232V183H231ZM239 184H240V183H239ZM0 185H1V183H0ZM72 185H73V184H72ZM88 185H89V184H88ZM135 185H136V184H135ZM137 185H138V184H137ZM142 185H143V184H142ZM149 185H150V184H149ZM160 185H161V184H160ZM260 185H261V184H260ZM3 186H5V184H3ZM8 186H11V185L8 184ZM12 186H13V185H12ZM70 186H71V185H70ZM76 186H77L76 188H78V185H76ZM131 186H132V185H131ZM179 186H180V184H179ZM196 186H197V185H196ZM71 187H72V186H71ZM132 187H134V186H132ZM144 187H145V186H144ZM158 187H159V186H158ZM199 187H200V185H199ZM245 187H246V186H245ZM262 187H263V186H262ZM1 188H2V187H1ZM1 188H0V189H1ZM4 188H5V187H4ZM7 188H8V187H7ZM7 188H6V189H7ZM80 188H81V187H80ZM160 188H161V187H160ZM190 188H191V187H190ZM201 188H202V187H201ZM12 189H13V188H12ZM70 189H71V188H70ZM227 189H228V188H227ZM1 190H4V189H1ZM14 190H15V189H14ZM71 190H72V189H71ZM79 190H80V189H79ZM84 190H85V189H84ZM130 190H131V188H130ZM132 190H133V188H132ZM142 190H143V189H142ZM153 190H154V189H153ZM199 190H200V189H199ZM202 190H203V189H202ZM207 190H208V189H207ZM235 190H236V189H235ZM56 191H57V190H56ZM135 191H137V190H134V192H135ZM159 191H160V190H159ZM187 191H188V190H187ZM216 191H217V190H216ZM226 191H227V190H226ZM0 192H1V191H0ZM5 192H6V191H5ZM5 192H4V193H5ZM8 192H9V191L7 190L6 193L8 194ZM13 192H14V191H12V193H13ZM15 192H16V191H15ZM79 192H80V191H79ZM84 192H85V191H84ZM147 192H148V191H147ZM150 192H151V191H150ZM167 192H168V191H167ZM1 193H3V192H1ZM4 193H3V194H4ZM66 193H67V192H66ZM82 193H83V192H82ZM82 193H81V194H82ZM86 193H87V192H86ZM89 193H90V192H89ZM89 193L86 194V195H89ZM137 193H138V192H137ZM151 193H152V192H151ZM179 193H180V192H179ZM215 193H216V192H215ZM3 194H2V196H3ZM160 194H161V193H160ZM201 194H202V193H201ZM30 195H31V194H30ZM147 195H148V194H147ZM156 195H157V194H156ZM191 195H193V194H191ZM4 196H5V195H4ZM4 196H3V198H4ZM68 196H69V195H68ZM74 196H75V195H74ZM77 196H78V195H77ZM80 196H81V195H80ZM80 196H79V197H80ZM82 196H83V195H82ZM157 196H158V195H157ZM166 196H167V193H166ZM174 196H175V194H174ZM205 196H206V195H205ZM0 197H1V196H0ZM83 197H84V196H83ZM88 197L90 198V196H87V198H88ZM104 197H105V195H104ZM150 197H151V196H150ZM153 197H154V196H153ZM183 197H184V196H183ZM53 198H54V197H53ZM55 198H56V197H55ZM60 198H61V197H60ZM168 198H169V197H168ZM193 198H195V197H193ZM46 199H47V198H46ZM77 199H78V198H77ZM104 199H105V198H104ZM107 199H108V198H107ZM107 199H106V200H107ZM166 199H167V198H166ZM174 199H175V198H174ZM178 199H179V198H178ZM191 199H192V198H191ZM12 200H13V199H12ZM22 200H23V199H22ZM47 200H48V199H47ZM57 200H58V199H57ZM79 200H80V198H79ZM88 200H90V199H88ZM100 200H101V198H100ZM142 200H143V199H142ZM179 200H180V199H179ZM181 200H182V199H181ZM194 200H195V199H194ZM226 200H227V199H226ZM25 201H26V200H25ZM27 201H28V200H27ZM44 201H45V199H44ZM50 201H51V200H50ZM59 201H60V200H59ZM144 201H145V200H144ZM144 201H143V202H144ZM162 201H163V200H162ZM167 201H168V200H167ZM167 201L165 200V202H167ZM169 201H170V200H169ZM171 201H172V200H171ZM192 201H193V200H192ZM192 201H190V202H192ZM197 201H198V200H197ZM197 201H196V202H197ZM0 202H1V201H0ZM5 202H6V201H4V203H5ZM55 202H56V199H55ZM107 202H108V201H107ZM139 202H140V201H139ZM156 202H157V201H156ZM20 203H24V201H23V202H20ZM53 203H54V202H53ZM53 203H52V204H53ZM77 203H78V202H77ZM81 203H82V202H81ZM94 203H95V202H94ZM98 203H99V201H98ZM126 203H127V202H126ZM126 203H125V204H126ZM135 203H136V202H135ZM169 203H170V202H169ZM169 203L167 202V204H169ZM194 203H195V202H194ZM27 204H28V203H27ZM29 204H30V203H29ZM59 204H60V203H59ZM79 204H80V203H78V205H79ZM162 204H163V203H162ZM173 204H174V203H173ZM183 204H184V203H183ZM190 204H191V203H190ZM192 204H193V203H192ZM192 204H191V206H192ZM199 204H200V203H199ZM203 204H204V202H203ZM0 205H2V204L0 203ZM42 205H43V204H42ZM54 205H55V204H54ZM57 205H58V203H57ZM75 205H77V204H75ZM82 205H83V204H82ZM134 205H135V204H134ZM142 205H143V204H142ZM149 205H150V204H149ZM164 205H166V204H164ZM170 205H171V203H170ZM196 205H198V204L196 203ZM256 205H257V204H256ZM3 206H4V205H3ZM20 206H21V205H20ZM25 206H26V205H25ZM90 206H91V205H90ZM104 206H105V204H104ZM127 206H128V205H127ZM146 206H147V205H146ZM183 206H184V205H183ZM194 206H195V205H193V207H194ZM29 207H30V206H28V208H29ZM49 207H50V205H49ZM52 207H53V206H52ZM54 207H55V206H54ZM99 207H100V206H99ZM105 207H106V206H105ZM143 207H144V206H143ZM160 207H161V206H160ZM162 207H163V206H162ZM178 207H179V206H178ZM184 207H185V206H184ZM193 207H192V208H193ZM205 207H206V203H205ZM3 208H4V207H3ZM22 208H23V205H22ZM25 208H26V207H25ZM28 208H26V209H28ZM40 208H41V206H40ZM46 208H47V207H44L45 210H46ZM62 208H63V207H62ZM90 208H91V207H90ZM128 208H129V207H128ZM138 208H139V207H138ZM157 208H158V207H157ZM169 208H170V207H169ZM192 208H191V211H192ZM202 208H203V207H202ZM202 208H201V209H202ZM213 208H214V207H213ZM26 209L24 210L25 212H23V213H26ZM29 209H30V208H29ZM41 209H42V208H41ZM50 209H51V208H50ZM52 209H53V208H52ZM65 209H66V208H65ZM130 209H132V208H130ZM205 209H206V208H205ZM1 210H2V209L0 208V212H1ZM20 210H21V209H20ZM47 210H48V209H47ZM77 210H78V208H77ZM79 210H80V209H79ZM85 210H86V209H85ZM132 210H133V209H132ZM153 210H154V209H153ZM173 210H174V209H173ZM81 211H82V210H81ZM92 211H93V210H92ZM127 211H128V210H127ZM21 212H22V211H21ZM27 212H29V211L27 210ZM52 212H53V211H52ZM52 212H51V213H52ZM61 212H62V211H61ZM76 212H77V211H76ZM86 212H87V211H86ZM122 212L124 213V211H122ZM131 212H132V211H131ZM133 212H134V210H133ZM146 212H147V211H146ZM176 212H177V210H176ZM189 212H190V211H189ZM197 212H198V211H197ZM258 212H259V211H258ZM36 213H38V215H40V214H39V209H38V212H36ZM42 213H44V212H42ZM53 213H54V212H53ZM53 213H52V214H53ZM63 213H64V212H63ZM123 213H121V214H123ZM142 213H143V212H142ZM148 213H149V212H148ZM153 213H154V212H153ZM155 213H156V212H155ZM162 213H163V212H162ZM168 213L170 214V212H168ZM254 213H255V212H254ZM259 213H260V212H259ZM2 214H3V212H2ZM19 214H20V213H18L17 215H19ZM28 214H29V213H27V215H28ZM45 214H46V213H45ZM85 214H86V213H85ZM204 214H205V213H204ZM209 214H210V213H209ZM226 214H227V213H226ZM249 214H250V213H249ZM260 214H261V213H260ZM13 215H14V214H13ZM46 215H47V214H46ZM57 215H58V214H57ZM63 215H64V214L61 215V216H62L61 218L64 217ZM65 215H66V214H65ZM80 215H81V214H80ZM80 215H79V216H80ZM123 215H124V214H123ZM140 215H141V214H140ZM164 215H165V214H164ZM175 215H176V214H175ZM185 215H186V213H185ZM222 215H225V214H222ZM0 216H3V215L0 214ZM21 216H22V214H21ZM36 216H37V215H36ZM40 216H41V215H40ZM40 216H39V217H40ZM48 216H49V215H48ZM50 216H51V214H50ZM52 216H53V215H52ZM84 216H85V215H84ZM218 216H219V215H218ZM237 216H238V214H237ZM248 216H251V215H248ZM14 217H15V216H14ZM24 217H25V216H23V218H24ZM29 217H30V215H29ZM39 217H37V218L39 219ZM44 217H45V216H44ZM57 217H58V216H57ZM82 217H83V216H82ZM91 217H92V216H91ZM91 217H90V218H91ZM119 217L122 219V215H120ZM147 217H148V216H147ZM149 217H152V216L149 215ZM156 217H157V216H156ZM192 217H193V215H192ZM1 218H3V217H1ZM15 218H16V217H15ZM25 218H26V217H25ZM32 218H33V217H32ZM41 218H42V217H41ZM46 218H47V217H46ZM59 218H60V217H59ZM64 218H66V217H64ZM125 218H128V217H125ZM166 218H167V217H166ZM171 218H172V217H171ZM224 218H225V217H224ZM242 218H243V217H242ZM255 218H256V217H255ZM257 218H258V217H257ZM11 219L13 220V218H11ZM11 219H9V220L7 219V220H8V221H11ZM67 219H68V218H67ZM85 219H86V218H85ZM85 219H83V220H85ZM87 219H89V218H87ZM121 219H120V220H121ZM183 219H184V218H183ZM192 219H193V218H192ZM243 219H244V218H243ZM1 220H3V219H0V221H1ZM14 220H15V219H14ZM14 220H13V221H14ZM17 220H18V217H17ZM17 220H16V221H17ZM28 220H29V219H28ZM31 220H32V219H31ZM43 220H44V222H45V218H43ZM48 220H50V219L48 218ZM81 220H82V219H81ZM90 220H91V219H90ZM144 220H145V219H144ZM150 220H151V219H150ZM156 220H157V219H156ZM160 220H161V219H160ZM193 220H194V219H193ZM204 220H205V219H204ZM240 220H241L242 223H243V221H244L245 219H244V220L240 219ZM249 220H250V219H249ZM249 220H248V221H249ZM262 220H263V218H262ZM3 221H6V219L3 220ZM8 221H7L6 224H8ZM24 221H26V219H24ZM34 221H35V219H34ZM40 221H41V219H40ZM62 221H63V220H62ZM69 221H70V220H68V222H69ZM85 221H86V220H85ZM91 221H92V220H91ZM172 221H173V220H172ZM172 221H171V222H172ZM181 221H182V220H181ZM190 221H192V220H190ZM195 221H196V220H195ZM211 221H212V220H211ZM255 221H256V220H255ZM14 222H15V221H14ZM19 222H20V220H19ZM27 222H28V221H27ZM35 222H38V220L35 221ZM35 222H34V223H35ZM46 222H47V221H46ZM46 222H45V224H49V222H47V223H46ZM72 222H73V221H71V223H72ZM86 222H87V221H86ZM142 222H144V221H142ZM150 222H151V221H150ZM161 222H162V221H161ZM168 222H169V221H168ZM250 222H251V221H250ZM258 222H259V221H258ZM2 223H4V222H2ZM2 223H1V224H2ZM9 223H10V222H9ZM21 223H22V222H21ZM40 223H41V222L36 223V224H39V225L41 226ZM66 223H67V222H66ZM71 223H70V224H71ZM73 223H75V222H73ZM73 223H72V225H73ZM145 223H146V222H145ZM162 223H163V222H162ZM10 224L12 225V223H10ZM16 224L19 225L18 223H16ZM16 224H14V225H16ZM26 224H27V223H26ZM83 224H84V223H83ZM143 224H144V223H143ZM150 224H151V223H150ZM154 224H156V223H154ZM228 224H229V222H228ZM240 224H241V223H240ZM246 224H247V223H246ZM249 224H250V223H249ZM2 225H3V224H2ZM17 225H16V226H17ZM34 225H35V224H34ZM79 225H80V224H79ZM148 225H149V223H148ZM158 225H159V224H158ZM160 225H161V224H160ZM180 225H181V224H180ZM200 225H201V224H200ZM209 225H210V224H209ZM250 225H251V224H250ZM4 226H5V225H4ZM28 226H29V225L27 224L26 227H28ZM30 226H31V222H30ZM44 226H45V225H44ZM67 226H68V225H67ZM69 226H70V225H69ZM143 226H144V225H143ZM143 226H142V227H143ZM172 226H173V225H172ZM187 226H188V225H187ZM194 226H195V224H194ZM224 226H225V225H224ZM230 226H231V225H230ZM234 226H235V225H234ZM245 226H246V225H245ZM2 227H3V226H2ZM14 227H15V226H14ZM24 227H25V225H23V228H24ZM42 227H43V225H42ZM46 227H48V226L46 225ZM80 227H81V225H80ZM83 227H84V225H83ZM83 227H82V230H83ZM147 227H148V226H147V223H146V227H145V228H147ZM179 227H180V226H179ZM211 227H212V226H211ZM237 227H238V226H237ZM255 227H257V226L255 225ZM260 227H261V226H260ZM3 228H4V227H3ZM5 228H7V227H5ZM20 228H21V226H20ZM20 228H19V230H20ZM23 228H22V229H23ZM32 228H33V226H32ZM38 228H39V227H38ZM65 228H66V226H65ZM65 228H64V229H65ZM70 228H72V227H70ZM70 228H68V230H69ZM159 228H160V226H159ZM169 228H170V226H169ZM197 228H198V227H197ZM215 228H216V227H215ZM10 229H11V228H10ZM27 229H28V228H27ZM27 229H26V230H27ZM39 229H41V228H39ZM49 229H53V228L50 227ZM60 229H61V228H59V229H57V230H60ZM66 229H67V228H66ZM78 229H79V228L77 227V231H78ZM114 229H115V228H114ZM177 229H178V228H177ZM195 229H196V227H195ZM209 229H210V228H209ZM240 229H241V226H240ZM245 229H246V227H245ZM248 229H249V228H248ZM0 230H1V229H0ZM28 230L31 231L32 229H28ZM37 230H38V229H37ZM57 230H56V231H57ZM72 230H73V228H72ZM75 230H76V229H75ZM82 230H81V231H82ZM154 230H155V229H154ZM154 230H153V231H154ZM156 230H157V228H156ZM163 230H164V229H163ZM169 230H170V229H169ZM179 230H180V229H179ZM210 230H211V229H210ZM255 230H256V229H255ZM258 230H259V229H258ZM10 231H11V230H10ZM22 231H23V230H22ZM35 231H36V230H35ZM50 231H55V230L53 229V230H50ZM50 231H49V232H50ZM73 231H74V230H73ZM73 231H71V232H73ZM84 231H85V230H84ZM98 231H99V230H98ZM137 231H138V230H137ZM142 231H143V230H142ZM148 231L150 232L149 228H148L147 232H148ZM167 231H168V230H167ZM235 231H237V229H236ZM4 232H5V231H4ZM7 232H9V230H8ZM7 232H5V233H7ZM33 232H34V231H33ZM47 232H48V231H47ZM63 232H64V231H63ZM75 232H76V231H74V233H75ZM86 232H87V231H86ZM95 232H96V231H95ZM95 232H94V234H95ZM112 232H113V231H112ZM133 232L135 233L136 231H133ZM133 232H131V233H133ZM169 232H170V231H169ZM197 232H198V231H197ZM211 232H213V231L211 230ZM214 232H215V231H214ZM227 232H228V231H227ZM253 232H254V231H253ZM260 232H261V231H260ZM5 233H4V234H5ZM22 233L25 234V232H22ZM26 233H28V231H27ZM50 233H51V232H50ZM53 233H54V232H53ZM87 233H88V232H87ZM89 233H90V232H89ZM131 233H130V234H131ZM142 233H143V232H142ZM153 233H154V232H152V234H153ZM155 233H156V232H155ZM157 233H158V231H157ZM195 233H196V232H195ZM12 234H13V233H12ZM16 234H19V233L17 232ZM36 234H39V233H36ZM42 234H43V233H42ZM57 234H58V233H57ZM57 234H56V232H55V235H57ZM61 234H62V233L59 232V235L57 236V238H58ZM70 234H71L70 236H73L72 233H70ZM76 234H77V232H76ZM80 234H81V233H80ZM91 234H92V233H90V236H93V235H94V234H93V235H91ZM96 234H97V232H96ZM102 234H103V233H102ZM117 234H120V233H117ZM136 234H137V232H136ZM136 234H135V235H136ZM144 234H145V233H144ZM171 234H172V232H171ZM209 234H210V233H209ZM250 234H251V233H250ZM6 235H7V234H5V236H6ZM25 235H26V234H25ZM31 235H35V234L33 233V234H31ZM31 235H30V238H31ZM46 235H47V234L41 236V234H40L39 236H41V238H43V237L47 238ZM63 235H64V234H63ZM66 235H67V234H66ZM78 235H79V234H78ZM98 235H99V234H98ZM123 235H124V234H123ZM137 235H139V234H137ZM142 235H143V234H142ZM149 235H150V234H149ZM157 235H159V234H157ZM181 235H182V234H181ZM181 235H180V236H181ZM194 235H195V234H194ZM212 235H213V234H212ZM228 235H229V234H228ZM259 235H260V234H259ZM27 236H28V235H27ZM68 236H69V235H68ZM70 236H69V239H72ZM76 236H77V235H76ZM101 236H103V235H101ZM107 236H108V235H107ZM112 236H113V235H112ZM150 236H151V235H150ZM154 236H156V235L154 234ZM163 236H164V235H163ZM180 236H179V237H180ZM203 236H204V235H203ZM223 236H224V235H223ZM10 237H11V236H10ZM10 237H9V239H10ZM32 237H33V236H32ZM35 237H36V236H35ZM64 237L66 238V236H64ZM74 237H75V236H74ZM98 237H99V236H98ZM105 237H106V235H105ZM117 237H118V236H117ZM119 237H120V236H119ZM133 237H134V235H133ZM160 237H161V236H160ZM172 237H173V236H172ZM183 237H184V236H183ZM193 237H194V236H193ZM211 237H212V236H211ZM236 237H237V236H236ZM243 237H244V236H243ZM251 237H252V236H251ZM253 237H254V236H253ZM261 237H262V236H261ZM7 238H8V237H7ZM33 238H34V237H33ZM37 238H39L38 235H37ZM45 238H43V239H44V243H45V241H46ZM55 238H56V236H55ZM60 238H61V237H60ZM60 238H59V239H60ZM67 238H68V237H67ZM89 238H90V237H89ZM95 238H97V237H95ZM106 238H107V237H106ZM134 238H135V237H134ZM139 238L142 239V237H139ZM147 238H149V237H147ZM152 238H153V237H152ZM198 238H199V237H198ZM202 238H204V237H202ZM213 238H214V237H213ZM2 239H5V242H6V237L4 238V236H3V238H2V235H1V239H0V240H2ZM9 239H8V240H9ZM21 239H22V237H21ZM23 239H24V238H23ZM43 239H40V240H42V243H43ZM52 239H53V238H52ZM144 239H145V238H144ZM149 239H150V238H149ZM155 239H156V238H155ZM179 239H180V238H179ZM194 239H195V238H194ZM200 239H201V238H200ZM209 239H210V238H209ZM241 239H242V238H241ZM248 239H249V238H248ZM251 239H252V238H251ZM253 239H254V238H253ZM261 239H262V238H261ZM8 240H7V242H8ZM18 240L20 241V239H18ZM18 240H17V242H18ZM25 240H27V237H25L24 240H21V242L23 241V243H24ZM34 240H36V239H34ZM90 240H91V239H90ZM92 240H93V239H92ZM102 240H103V239H102ZM114 240H115V239H114ZM146 240H147V239H146ZM224 240H225V239H224ZM230 240H231V239H230ZM230 240H229V241H230ZM254 240H255V239H254ZM257 240H258V239H257ZM2 241H3V240H2ZM47 241H48V240H47ZM47 241H46V242H47ZM50 241H51V240H50ZM65 241H66V240H65ZM67 241H69V240H67ZM70 241H74V240H70ZM78 241H79V240H78ZM80 241H81V240H80ZM105 241H106V239H105ZM116 241H117V238H116ZM129 241H131V240H129ZM144 241H145V240H144ZM162 241H163V240H162ZM177 241H178V240H177ZM194 241H195V240H194ZM197 241H198V239H197ZM207 241H208V240H207ZM207 241L205 240V242H207ZM221 241H222V239H221ZM232 241H233V240H232ZM245 241H246V240H245ZM0 242H1V241H0ZM10 242H11V241H10ZM36 242H37V241H36ZM51 242H52V241H51ZM57 242H58V241H57ZM63 242H64V241H63ZM86 242H87V241H86ZM125 242H126V241H125ZM125 242H124V243H125ZM140 242H141V240H140ZM187 242H188V241H187ZM246 242H247V241H246ZM3 243H4V241H3ZM33 243H34V242H33ZM39 243H40V242H39ZM49 243H50V242H49ZM70 243H71V242H70ZM70 243H69V246H70ZM75 243H76V241H75ZM78 243H79V242H78ZM115 243H116V242H115ZM121 243H122V242H121ZM133 243H134V242H133ZM135 243H136V242H135ZM145 243H147V241H146ZM176 243H177V242H176ZM184 243H185V241H184ZM197 243H199V242H197ZM255 243H256V242H255ZM260 243H261V242H260ZM5 244H6V243H5ZM13 244H14V242H13ZM30 244H31V240H30ZM34 244H35V243H34ZM34 244H31V245H34ZM45 244H46V243H45ZM65 244H67V243H65ZM73 244H74V243H73ZM128 244H129V243H128ZM142 244H143V243H142ZM147 244H148V243H147ZM164 244H165V243H164ZM178 244H179V243H178ZM210 244H211V243H210ZM248 244H250V243H248ZM26 245L28 246V244H26ZM31 245H30V246H31ZM53 245H54V244H53ZM76 245H77V244H76ZM78 245H79V244H78ZM80 245H82V243H81ZM83 245H84V244H83ZM85 245H86V244H85ZM101 245H102V244H100V246H101ZM129 245H130V244H129ZM158 245H159V244H158ZM182 245H183V244H182ZM198 245H199V244H198ZM200 245H201V242H200ZM216 245H217V244H216ZM237 245H238V244H237ZM262 245H263V244H262ZM0 246H1V245H0ZM3 246H4V245H3ZM20 246H21V245H20ZM58 246H59V245H58ZM58 246H57V247H58ZM102 246H103V245H102ZM106 246H107V245H106ZM112 246H114V245H112ZM126 246H127V244H126ZM136 246H137V245H136ZM161 246H162V245H161ZM180 246H181V245H180ZM191 246H193V245H189L188 248H190ZM246 246H247V244H246ZM253 246H254V244H253ZM22 247H23V246H22ZM35 247H36V246H35ZM43 247H44V245H43ZM46 247H47V246L45 245V248H46ZM57 247H56V248H57ZM67 247H68V246H66V249H67ZM74 247H75V246H74ZM77 247H78V246H77ZM89 247H90V246H89ZM119 247H120V246H119ZM131 247H133V246H132V243H131ZM143 247H144V246H143ZM150 247L152 248V246H150ZM157 247H158V246H157ZM168 247H169V246H168ZM184 247H185V246H184ZM204 247H205V245H204ZM244 247H245V246H244ZM250 247H251V246H250ZM258 247H259V246H258ZM24 248H25V247H24ZM45 248H43L42 250H44ZM48 248H49V247H48ZM61 248H62V246L60 247V249H61ZM80 248H81V247H80ZM86 248H87V247H86ZM101 248H102V247H101ZM116 248H117V247H116ZM138 248H139V247H138ZM145 248H146V247H145ZM154 248H155V247H154ZM177 248H178V247H177ZM181 248H182V247H181ZM188 248H187V249H188ZM193 248H194V247H193ZM197 248H198V247H197ZM199 248H200V246H199ZM209 248H210V247H209ZM235 248H236V247H235ZM242 248H243V247H242ZM9 249H10V248H9ZM9 249H8V250H9ZM32 249H33V248H32ZM37 249L40 250V251L43 253V251H42L41 249H39L38 247H37ZM66 249H65V247L63 246V248H62L63 252H64V250H66ZM68 249H70V248L68 247ZM74 249H75V248H74ZM74 249H73V251H74ZM83 249H84V247L82 248V250H83ZM87 249H88V248H87ZM99 249H100V248H99ZM104 249H105V248H104ZM106 249H107V247H106ZM109 249H110V248H109ZM129 249H130V248H129ZM191 249H192V247H191ZM195 249H196V247H195ZM195 249H194V250H195ZM214 249H215V247H214ZM226 249H227V248H226ZM8 250H7V251H8ZM45 250H46V249H45ZM82 250H80V251L82 252ZM85 250H86V249H85ZM90 250H91V249H90ZM96 250H97V249H96ZM102 250H103V249H102ZM107 250H108V249H107ZM110 250H111V249H110ZM133 250H134V249H133ZM149 250H150V249H149ZM165 250H166V248H165ZM182 250L184 251V250H186V249H182ZM194 250H193V251H194ZM201 250H202V249H201ZM203 250H204V249H203ZM216 250H217V249H216ZM249 250H250V249H249ZM262 250H264V249H262ZM2 251H3V250H2ZM2 251H1V252H2ZM12 251H14V249H13ZM16 251H17V250H16ZM18 251H19V250H18ZM27 251H28V250H27ZM40 251H39V254H40ZM68 251H69V250H68ZM73 251H70V252H71V255H73ZM75 251H76V253H77V250H76V249H75ZM78 251H79V249H78ZM103 251H104V250H103ZM103 251H101V252H103ZM119 251H120V250H119ZM156 251H157V250H156ZM158 251H159V250H158ZM169 251H170V250H169ZM193 251H192V253H193ZM211 251H212V250H211ZM225 251H226V250H225ZM230 251H231V250H230ZM239 251H240V250H239ZM250 251H251V250H250ZM28 252H30V251H28ZM32 252H34V251L32 250ZM32 252H31V253H32ZM36 252H37V251H36ZM49 252H50V251H49ZM54 252H55V250H54ZM57 252H58V251H57ZM63 252H62V253H63ZM66 252H67V251H66ZM84 252H85V251H84ZM86 252H87V250H86ZM91 252H92V251H91ZM91 252H88V253L92 254ZM146 252H147V251H146ZM167 252H168V251H167ZM180 252H181V249H180ZM180 252H179V253H180ZM186 252H187V251L182 252V253H184L183 255L186 256V254H187ZM188 252H189V250H188ZM201 252H202V251H200V253H201ZM233 252H234V251H233ZM248 252H249V251H248ZM262 252H263V251H262ZM5 253H6V251L4 252V254H5ZM45 253H46V251H45ZM51 253H52V252H51ZM62 253H61V254H62ZM67 253H68V252H67ZM76 253H75V254H76ZM78 253H79V252H78ZM119 253H120V252H119ZM136 253H139V252H136ZM136 253H135V254H136ZM152 253H153V252H152ZM154 253H155V252H154ZM154 253H153V254H154ZM162 253H163V252H162ZM182 253H180V254H182ZM194 253H195V252H194ZM263 253H264V252H263ZM2 254H3V252H2ZM26 254H27V253H26ZM33 254H34V253H33ZM61 254H60V255H61ZM64 254H65V252H64ZM64 254H63V255H64ZM83 254H84V253L81 254V257H83ZM90 254H89V256H90ZM99 254H100V255H102V254L104 255V253H102V254L99 253ZM99 254H97V255L99 256ZM108 254H109V253H108ZM122 254H123V252H122ZM132 254H133V253H132ZM155 254H156V253H155ZM164 254H165V253H164ZM180 254H178V255H180ZM190 254H191V253H190ZM190 254H189V255H190ZM207 254H208V253H207ZM210 254H211V252H210ZM216 254H218V253H215V254H214V255H215V259L217 258V257H216ZM223 254H224V253H223ZM232 254H233V253H232ZM13 255H14V252H13ZM50 255H51V254H50ZM56 255H57V253H56ZM56 255H55V256H56ZM78 255H80V254H78ZM85 255H86V253H85ZM85 255H84V256H85ZM93 255H94V254H93ZM130 255H131V254H130ZM147 255H148V253H147ZM157 255H158V254H157ZM173 255H174V254H173ZM187 255H188V254H187ZM192 255H193V254H192ZM192 255H191V256H192ZM219 255H220V254H218V256H219ZM224 255H225V254H224ZM229 255H230V253H229ZM233 255H234V254H233ZM233 255H232V256H233ZM255 255H256V254H255ZM261 255H263V254L261 253ZM261 255H260V256H261ZM0 256H1V255H0ZM2 256H3V255H2ZM4 256H5V255H4ZM8 256H9V255H8ZM11 256H12V254H11ZM21 256H23V255H21ZM40 256H41V255H40ZM44 256H45V255H43V257H44ZM47 256H48V255H47ZM51 256H52V257H51V259H52V258H53V255H51ZM65 256H66V254H65ZM76 256H77V255H76ZM76 256L74 255V256H73V257H74L73 259H75ZM107 256H108V255H106V258H107ZM126 256H127V253H126ZM135 256H136V255H135ZM144 256H145V255H144ZM176 256H177V255H176ZM181 256H182V255H181ZM191 256H189V257H191ZM194 256H196V255H194ZM234 256L236 257V255H234ZM234 256H233V257H234ZM241 256H242V254H241ZM6 257H7V255H6ZM34 257H35L34 259H35L36 261L44 259V258H41V259H40V258H39V259L37 258V259H36V257H38L37 254H36V256H34ZM57 257H58V256H57ZM61 257H62V256H61ZM63 257H64V256H63ZM68 257H69V256H68ZM78 257H79V256H78ZM95 257H96V255H95ZM99 257H101V256H99ZM102 257H103V256H102ZM104 257H105V256H104ZM109 257H110V256H109ZM113 257H114V256H113ZM113 257H112V258H113ZM122 257H123V256H122ZM150 257L152 258V256H150ZM155 257H156V255H155ZM160 257H161V255H160ZM160 257H159V255H158V258H160ZM169 257H170V254H169ZM169 257H168V258H169ZM174 257H175V255H174ZM183 257H184V256H183ZM186 257H187V256H186ZM199 257H200V256H199ZM199 257H198V258H199ZM207 257H209V255H207ZM211 257H212V255H211ZM225 257H226V255H225ZM225 257H224V258H225ZM233 257H232V258H233ZM238 257L240 258V256H238ZM242 257H243V256H242ZM252 257H253V256H252ZM252 257H251V258H252ZM254 257H255V256H254ZM1 258H2V257H1ZM64 258H65V257H64ZM64 258L61 259V262L63 261ZM70 258H72V257H70ZM79 258H80V257H79ZM83 258H85V257H83ZM83 258H81V259H83ZM90 258H91V257H89V260H90ZM93 258H94V257H93ZM112 258H111V259H112ZM114 258H116V257H114ZM124 258H125V256H124ZM126 258L129 259V257H126ZM145 258H146V257H145ZM158 258H157V261H159ZM163 258H164V257H163ZM168 258H167V259H168ZM171 258H172V255H171ZM180 258H181V257H180ZM191 258H192V257H191ZM200 258H201V257H200ZM205 258H206V256H205ZM205 258H204V259H205ZM236 258H237V257H236ZM239 258H238V259H239ZM11 259H12V257H11ZM11 259H10V260H11ZM34 259H33V260H34ZM100 259H101V258H99V260H100ZM118 259H119V257H118ZM120 259H121V258H120ZM131 259H132V258H131ZM135 259H136V258H135ZM146 259H147V258H146ZM175 259H176V258H175ZM177 259H178V258H177ZM194 259H196V257H195ZM194 259H193V260H194ZM218 259H219V258H218ZM222 259H223V258H222ZM225 259H226V258H225ZM225 259H224L223 261H225ZM227 259H228V257H227ZM234 259H235V258H234ZM1 260H2V259H1ZM31 260H32V259H30V261H31ZM33 260H32V261H33ZM59 260H60V259H59ZM69 260H70V259H68L67 264H68V262L70 263ZM75 260H77V257H76ZM78 260H80V259H78ZM113 260H114V259H113ZM124 260H127V259H124ZM133 260H134V259H133ZM143 260H144V258H143ZM148 260H150V258H148ZM170 260H171V259H170ZM197 260H198V259H197ZM229 260H230V259H229ZM231 260H232V259H231ZM239 260H241V259H239ZM11 261H12V260H11ZM21 261H22V260H21ZM32 261H31V263H32ZM42 261H44V260H42ZM47 261H48V259H47ZM64 261H65V260H64ZM84 261H85V260H83V262H84ZM94 261H96V260H94ZM108 261H109L110 264H111V261L109 260V258H108ZM129 261H130V260H129ZM131 261H132V260H131ZM145 261H146V260H145ZM150 261H151V260H150ZM154 261H155V260H154ZM160 261L162 262V259H161ZM167 261H168V260H167ZM167 261H166V262H167ZM172 261H174V259H173ZM186 261H187V260H186ZM194 261H195V260H194ZM200 261H201V260H200ZM207 261H208V260H207ZM209 261H210V260H209ZM218 261H219V260H218ZM221 261H222V260H221ZM233 261H234V260H233ZM13 262H14V261H13ZM33 262L35 263V261H33ZM40 262H41V261H40ZM45 262H46V260H45ZM48 262H49V261H48ZM72 262H73V261H72ZM76 262H77V261H76ZM79 262H80V261H79ZM100 262H102V261H100ZM140 262H142V261H140ZM152 262H153V259H152ZM175 262H176V261H175ZM179 262H180V261H179ZM205 262H206V261H205ZM19 263H20V262H19V260H18V264H19ZM22 263H23V261H22ZM29 263H30V262H29ZM37 263H39V262H37ZM50 263H51V262H50ZM50 263H49V264H50ZM73 263H75V262H73ZM103 263H104V262H103ZM103 263H102V264H103ZM113 263H114V262H113ZM119 263H120V262H119ZM126 263H127V262H126ZM147 263H148V261H147ZM188 263H189V260H188ZM190 263H191V262H190ZM214 263H215V262H214ZM218 263H219V262H218ZM222 263H224V262H222ZM226 263H227V262H226ZM6 264H7V263H6ZM32 264H33V263H32ZM40 264H41V263H40ZM53 264H54V263H53ZM62 264H63V263H62ZM65 264H66V263H65ZM70 264H72V263H70ZM75 264H76V263H75ZM78 264H79V263H78ZM87 264H88V263H87ZM94 264H95V263H94ZM99 264H100V263H99ZM107 264H108V263H107ZM115 264H116V262H115ZM138 264H139V263H138ZM142 264H143V262H142ZM144 264H145V263H144ZM165 264H166V263H165ZM167 264H168V263H167ZM175 264H176V263H175ZM184 264H185V263H184ZM193 264H194V263H193ZM199 264H200V263H199ZM201 264H203V263L201 262ZM208 264H209V262H208ZM224 264H225V263H224ZM229 264H230V263H229ZM240 264H241V262H240Z\"/></svg>",
	"mask_w": 264,
	"mask_h": 264
}]
</instances>
